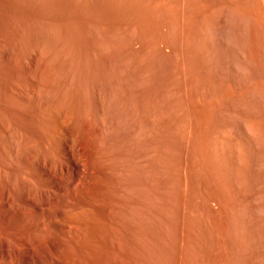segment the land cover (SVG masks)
<instances>
[{"label":"bare ground","instance_id":"bare-ground-1","mask_svg":"<svg viewBox=\"0 0 264 264\" xmlns=\"http://www.w3.org/2000/svg\"><path fill=\"white\" fill-rule=\"evenodd\" d=\"M3 1V0H2ZM1 1V2H2ZM5 1V0H4ZM9 1V0H8ZM7 1V2H8ZM16 1V0H15ZM23 0H21V2H22ZM25 1V0H24ZM28 2H29V0H27ZM34 1V0H33ZM38 1V0H37ZM40 1V0H39ZM52 1V0H51ZM59 1V0H58ZM73 0H71L70 2H72ZM77 1V0H76ZM82 1V0H81ZM88 1H90V0H88ZM104 1V0H103ZM105 1H107V2H109L110 3V5H111V2L110 1H108V0H105ZM111 1H114V0H111ZM117 1V0H116ZM120 1V0H119ZM118 1V2H119ZM130 1V0H129ZM129 1H127V2H129ZM133 1V0H132ZM137 1V0H136ZM135 1V2H136ZM144 1V0H143ZM151 0H146L145 2H150ZM155 1H157V0H155ZM166 1V0H165ZM164 1V2H165ZM173 1V0H172ZM190 0H188V2H189ZM201 1V0H200ZM204 1V0H203ZM210 1V0H209ZM212 1V0H211ZM219 1V0H218ZM239 2H240V0H238ZM241 1H244V0H241ZM246 1L247 0H245V3H246ZM248 1H252V0H248ZM260 1V0H259ZM259 1H257V2H259ZM11 2V1H10ZM28 2H26V3H28ZM43 2H46V0L45 1H43ZM48 2V1H47ZM60 2H61V0H60ZM67 1H65V3H66ZM79 2H80V0H79ZM78 2V3H79ZM122 2V1H121ZM120 2V3H121ZM124 2H126V1H124ZM123 2V3H124ZM126 2V3H127ZM131 2V1H130ZM138 2H139V0H138ZM142 2V1H141ZM159 2H161L160 0H158V3ZM163 2V3H164ZM167 2V1H166ZM165 2V3H166ZM168 2H170L169 0H168ZM174 2H176V1H174ZM172 3V2H170V3H172V4H175V3ZM177 2H179V0H177ZM176 2V3H177ZM187 2V1H186ZM191 3H192V0L190 1ZM206 2H207V0H206ZM222 2V1H221ZM220 2V3H221ZM225 2V1H224ZM230 2H232V1H230ZM234 2V1H233ZM254 2H256L255 0H254ZM4 3H6V1L5 2H3V4L2 5H4ZM13 3V2H12ZM12 3H10V4H12ZM55 3V2H54ZM59 3V2H58ZM54 4V5H58L59 6V4H61L62 5V3H63V1H62V3H59V4ZM69 3V2H68ZM74 3V2H73ZM77 3V2H76ZM78 3H77V5H78ZM82 3V2H81ZM84 3H85V1H84ZM86 3H88L87 1H86ZM89 3H91V6H92V4L94 5V6H97L98 7V1L96 2V0H95V2L93 1V3H92V1H90ZM88 3V4H89ZM103 3V2H102ZM113 3V2H112ZM132 3V2H131ZM143 3L144 2H142L141 4L143 5ZM153 3H155V2H153ZM169 3V4H170ZM181 3H183V1L182 2H180V4ZM190 3V4H191ZM195 3V2H194ZM193 3V4H194ZM200 3V2H199ZM198 2H197V4L196 5H198L199 4ZM212 3H214V2H212ZM217 3V2H216ZM226 3H228V2H226ZM226 3H224V4H226ZM235 3H236V0H235ZM234 3V4H235ZM16 4V3H15ZM22 4H24V3H22ZM31 4V3H30ZM34 5H36L35 3H33ZM32 4V5H33ZM50 4V3H49ZM53 4V3H52ZM83 4V3H82ZM82 4L80 5V6H82ZM99 4H100V2H99ZM105 4V3H104ZM103 4V5H104ZM108 4V3H107ZM114 4H116V3H114ZM119 4V3H118ZM117 4V5H118ZM125 4V3H124ZM136 4V3H135ZM150 4V3H149ZM167 5H168V3H166ZM178 5H176V9H177V6H179L180 7V5H179V3H177ZM184 4V3H183ZM186 4V3H185ZM188 4V3H187ZM186 4V6L185 7H188V5ZM189 4V5H190ZM203 4H205V2L203 3ZM202 4V5H203ZM210 4L211 3H209V6H210ZM215 4V3H214ZM224 4H223V7H224ZM237 4H239L238 2H237ZM246 4H249V3H246ZM251 4L252 5H254V3H252L251 2ZM259 4V3H258ZM258 4H256L255 3V5H257L258 6ZM261 6H259V7H261L260 9H261V13H262V16H261V14L260 13H258V14H260V15H258V16H261L262 18L260 19V20H262V22H261V24H262V26H261V24L259 25V26H261V31L262 32H258V34L260 33L261 35V38L259 37V40H260V42H261V45H260V47L262 46V48H259V50L260 51H258L260 54H261V56L260 57H258L257 55L259 54H257V55H255L256 57H252L251 56V58L252 59H250V62L248 63V62H246V64H248V69L246 70V73L244 74V72H245V70H244V72H241L240 71V69H241V67H240V69L238 70L239 71V73L237 72V68L239 67H237L236 66V64H234V62H232V64H234L235 66H236V69H234V70H236L235 72H237L236 74H235V76H234V74H231L230 73V78H232V79H230L231 80V82L232 83H230V84H225V87H226V85H230L229 87V92L227 93V91H226V93H225V90H224V92H222L221 91V88L224 86L223 84V86H221V88L219 89V87L218 88H216V87H214V85H212L213 83H215L216 82V80L214 81V82H212L213 81V79L215 78V76L214 75H216V77H218L217 76V74H212L213 75V77L212 76H210L209 74H211L210 73V71L209 70H205V68L209 65V64H211L212 63V60L210 59V61L209 62H207V59H206V56L204 57L205 59H206V62L207 63H209L208 65H206V64H203L204 65V67L202 68V64L201 63H203L202 61H204V59L203 60H200V61H198L197 63L195 62L196 60H194L193 61V58H192V56L190 57V56H188L189 58H185L184 59V57H183V59H184V64L186 65H184L183 63V66L182 65H179V66H182V69H183V67H188V70H191L192 72L190 73V75H192V73H193V75L192 76H194L193 77V81H197L196 82V84H199V86H201L200 87V89H198L197 90V88H199V86L196 88H194V90L196 89V91L195 92H191V93H189V94H191V95H189L190 96V98H192L193 97V99H192V102L194 101V99L197 97V98H200L201 99V101H202V99H203V101H205V102H207V103H203V101L202 102H200V99H198L197 101L198 102H200V103H203V111H204V113H199V115L201 114H203V116L201 117V116H199L198 115V112H197V108H199V107H195V105H194V107H195V110L194 109H191L192 108V106H191V108H188V109H190V110H188L187 108H185V110H186V113H184L185 115H187L186 117L188 118V119H190L191 120V122H182L183 120H184V114H183V116H182V114H181V116H182V118H180L179 119V121H181V122H178V119H177V117H176V119H175V121L177 122H174L173 124H171L173 121H170V117L169 118H167L166 117V119H169L168 121L169 122H167L166 124H164V122H166V121H164L163 119V124H164V126H162L161 124H157L158 123V120L157 119H154V118H151L152 116H153V114L155 113L156 114V112L158 111L159 112V110H158V107H160L159 109H162L161 108V106L162 107H164V106H166L165 104H163L162 105V103H160L159 101H158V99H159V97L157 96V95H155L156 94V92L158 91V90H164V88H162V89H160V86H163L164 87V84L163 85H161L162 84V81H161V84L159 85V89L157 90V88L158 87H156V85H154L155 86V88L153 87V89H155L154 91H153V89H152V93L150 92L151 91V89H149L150 91H148V92H150V93H148L147 92V90H146V86L145 87H143L144 86V84H143V88H145V91L147 92V94H145L146 92H144V90H142V88H141V90L143 91V93L141 92L140 93V99L139 100H135V102H137L136 104L138 105V104H140V107L139 106H136L137 108H141V111L142 112H146V113H148L147 114V116L145 117V116H143V118H147V120H146V123H145V121H143L144 122V125H143V123L141 122V124H139V125H133L134 123L133 122H131L132 123V126L134 127V129L132 128V130H131V128H129L131 131H132V133L131 132H129L128 130V132L129 133H127V134H125V133H123V134H125L124 135V137L126 138V139H130L129 141H127L125 138H124V140L122 139L123 137H121V139L124 141V143H125V145H126V142H130V141H133L132 139H134L135 141L134 142H136V139H137V137H139L141 134H143V132L146 130L147 132H144L145 134L146 133H148V134H146L147 135V137H145V135H143L144 136V138L146 139H148V140H145V141H143L144 143L146 142V144H144L145 146H146V148H145V146H144V148H145V150H143V151H140V153L139 152H137L138 150H137V147L138 146H133L132 148H134V147H136V155H133L134 153H132L133 152V150H132V154L131 155H129L128 154V152H127V154H125V155H123L124 153H126L125 151H127V148H126V150L123 152V151H121L120 150V152L122 153H120L119 151H118V149H117V151L119 152V155L117 156V154L115 155V151L113 150V149H116V148H112V147H114L115 145H113V146H111L110 147V145H112L111 144V142H106V144H109V146L108 145H104V143H103V141L101 142V141H99L98 140V138H97V140L98 141H95V143L97 142V144L96 145H98V144H100L99 146H97V147H95L96 149H94V150H96V151H94L93 149H92V147L91 148H89V146H87L88 145V142H85L87 139H86V137H90V136H93L92 134H94L93 132L95 131V128L93 129V127L92 126H89L91 129H93V132L91 133V131H90V133H86V132H88V131H85V133L87 134V136H85L86 134L84 133V138H85V140L84 141H81V140H83L84 138H83V135L82 136H80V134L81 133H83L84 131L80 128V131H83V132H77V131H72L71 129L72 128H74L75 129V127L74 126H72L71 128H70V125H69V127H68V124L69 123H71L72 121H74V120H76V116H75V114L77 115V113H75V112H77V110L74 112L73 111V108H72V105L71 106H69L70 108H72V112H71V110H70V108H68V109H66L67 111L65 112V113H62V112H64L65 111V107L64 108H62V112L61 113H59L57 110H56V108L55 107H58V105L57 106H55L56 105V103L54 102V106L52 105V103L50 104V107H51V105L53 106L52 108H51V111H48V108L47 107H45V108H47V110H45V111H43V113H46V119L48 120V121H46L45 119H43V118H45V117H43V116H41V117H43V118H41L40 116V119H42V121L43 120H45V121H43V126H45V128L46 127H48L47 129H45V128H41L40 126V124H41V122L40 121H38L37 123H39V125L37 126V127H32L31 125L32 124H30V122H29V124H30V126H31V130L33 131V128L35 129L34 131H36V133L37 134H39V133H43V135H46L47 137L45 138V136L42 138L43 140H41L40 139V141H43V142H41L40 143V145L37 143V141H36V144H37V146H36V144H35V146L36 147H32V148H30L31 149V153H28L27 155H29V156H27L26 154V156L23 158L21 155V157L23 158H21L22 159V161H21V163H18V165L16 164V159H14L16 162H14V160H13V157H15L14 155H13V151L12 152H10V149H9V151H7V147H4L5 145V143H9L8 141H10V143L12 142L14 145H17V143L18 142H16V144H15V140H13V139H15L17 136H15V138H12L13 136H11V133H10V131H9V128H10V122L8 121V120H10V119H7V118H9L10 116H8L7 118L5 117H1L3 120H1V118H0V144H1V142H2V145H0V264H47L46 262H45V260L44 259H51V261L55 258H53V255L55 254V255H57L58 256V258H59V256L61 257V258H63L62 259V261H64V260H66L67 259V257H68V259L71 257H76L78 260H80L81 261V263H82V261H84V262H86V261H88V262H90L91 264H100V263H102V264H104V263H106L107 262V260L109 261V259H110V261L111 260H113L114 259V257L115 256H121L122 258H123V260L124 259H126V260H131L132 262L131 263H133V262H136V264L138 263V261L140 262V261H142L143 259H144V261H145V263H147L146 262V258L145 257H147L148 258V260H150V261H148L149 263H147V264H166V263H170V264H264V0H261ZM6 5V4H5ZM40 5H42V4H40ZM47 4H45V6H46ZM54 5H52L53 6V8L54 7H57V6H54ZM64 5V4H63ZM62 5V6H63ZM72 5V4H71ZM70 5V6H71ZM85 5V4H84ZM87 5V4H86ZM102 5V6H103ZM119 5H121V4H119ZM123 5V4H122ZM129 5H130V3H129ZM128 5V8L130 7ZM144 5H146V3L144 4ZM156 5H158V4H155V5H153V7L155 8L156 7ZM196 5H194L193 6V9H192V6H191V8H184V7H181V8H184L185 10H190V12L191 11H193L194 9H195V6ZM206 5H208V4H206ZM206 5H205V7H206ZM219 4H217V6H218ZM221 5H222V3H221ZM230 4H228V6H226L228 9H230V6H229ZM236 5V4H235ZM235 5H233L232 4V6L234 7ZM241 5V4H240ZM239 5V6H240ZM242 5H243V3H242ZM245 5V4H244ZM250 5V4H249ZM12 6H14V5H12ZM11 6V7H12ZM19 5H17V7H18ZM27 6V10H29V8H31V7H34V8H31V10L33 9V11H34V9H35V7L36 6H28V4L26 5ZM26 6H24V7H22V10H25V8H26ZM38 6V5H37ZM52 6H50V8H52ZM61 6V7H62ZM69 6V7H70ZM79 6V7H80ZM87 6H89V7H91L90 6V4L89 5H87ZM100 7H101V4L99 5ZM106 6V5H105ZM112 6V5H111ZM137 6H139V5H137ZM151 6V5H150ZM159 6V5H158ZM161 6H165V4L164 5H162L161 4ZM170 6H171V4H170ZM173 6H175V5H172V7ZM200 6V5H199ZM204 6V5H203ZM208 6V7H209ZM211 6H213L212 4H211ZM211 6L209 7L210 9H209V11L211 10ZM216 6V7H217ZM220 6V5H219ZM257 6H255V7H257ZM2 8H3V6H1ZM11 7H9V5L7 4V7L6 8H8L9 10H10V8ZM15 7V6H14ZM17 7H16V9H17ZM39 7V6H38ZM42 7V6H41ZM60 6H59V8L58 9H60L61 8ZM65 7H67L68 8V5L67 6H65L64 5V7H62L60 10H59V13L61 12V10H63L62 12L64 13V11H67V13H71L70 15V17H74L72 14H74V13H77V14H74L75 16L77 15V17H79V13L76 11H73V9H75L73 6H71V7H73V8H70V10H68L67 8L66 9H64ZM84 7V6H83ZM96 7V8H97ZM100 7H98V10H99V8ZM110 7V6H109ZM108 7V8H109ZM112 7H115V6H112ZM119 7V6H118ZM125 7V6H124ZM196 7H198V6H196ZM205 7H203V10L205 9ZM207 7V8H208ZM214 7H215V5H214ZM221 7V6H220ZM222 7V8H223ZM238 6H236V8H237ZM13 8V7H12ZM19 8H21V7H19ZM43 8H45V7H43ZM57 8H54L52 11H54L55 9V11L57 12L58 10H57ZM78 8V7H77ZM85 8V7H84ZM91 8H94L93 6L91 7ZM95 8V9H96ZM103 8H105L106 9V7H103ZM126 8V7H125ZM132 9H133V7H131ZM134 8H135V5H134ZM152 8V7H151ZM153 8V9H154ZM160 8V9H159ZM162 7H156V10L157 9H159V11L161 10H163L165 7H163L162 9H161ZM171 8V7H170ZM169 8V9H170ZM199 8V7H198ZM207 8H206V10H207ZM218 8V7H217ZM232 8V7H231ZM236 8H234V10L235 11H237L236 10ZM239 8V9H238ZM237 9L240 11V9H241V7H238ZM246 8V7H245ZM251 8V7H250ZM249 8V9H250ZM1 9V8H0ZM4 9V8H3ZM15 9V8H14ZM46 9H47V7H46ZM45 9V10H46ZM72 9V10H71ZM83 9V8H82ZM90 9V8H89ZM94 9V10H95ZM110 9V8H109ZM108 9V11H110ZM114 9H116V8H114ZM118 10H120V8H117ZM127 9V8H126ZM126 9H124V10H126ZM130 9V8H129ZM132 9H130V10H132ZM136 9V8H135ZM148 11H149V9L148 8H146ZM152 9V10H153ZM173 9V8H172ZM172 9L171 10H168L169 12L170 11H172ZM202 9V8H201ZM200 9V10H201ZM244 8L242 7V10H243ZM7 10V9H6ZM12 10V9H11ZM10 10V11H11ZM19 10V9H18ZM31 10H29V11H31ZM37 10V12L40 10L39 8H37L36 9ZM36 10H35V13H33L32 11H31V13H33V15H34V17L35 16H37V15H35V14H38L40 17H41V11L43 10L42 8H41V15L39 14V13H36ZM76 10V9H75ZM78 10H80L79 8H78ZM85 10H86V8H85ZM112 10H113V8H112ZM112 10H111V13H112ZM124 10H121V11H123L122 12V14H125L126 15V13H127V15H126V17L128 16V13H130V12H128V9L126 10L127 12H125ZM151 10V11H152ZM155 10V9H154ZM165 10H166V8H165ZM184 10V12H186ZM197 10H199V9H197ZM199 10V11H200ZM214 10V9H213ZM216 10V9H215ZM214 10V11H215ZM218 10H219V8H218ZM217 10V11H218ZM220 10H222V9H220ZM242 10H241V12H240V14L242 13ZM251 10V9H250ZM250 10H248V9H246V11H250ZM253 10V9H252ZM256 8H255V12H256ZM5 11V10H4ZM15 11V10H14ZM21 11V10H20ZM19 11V12H20ZM26 11V10H25ZM24 11V12H25ZM29 11H27L26 13H28V15L30 14L29 13ZM46 11H47V13H46ZM45 12H43V15H46V14H49L48 16L52 19V17H53V19H54V17L56 16V14H58V13H56V12H54V13H56L55 15L53 14V12L50 10L49 11V9L48 10H46ZM88 12H89V10H87ZM113 11H115V10H113ZM120 11V12H121ZM136 11H137V9H136ZM135 11V12H136ZM139 11V10H138ZM137 11V12H138ZM141 11V10H140ZM140 11H139V13H138V15L140 14ZM143 11V10H142ZM168 11H165V13H167ZM178 11V10H177ZM181 11V10H180ZM180 11H178L181 15H182V12H180ZM182 11H183V9H182ZM198 11V12H199ZM205 11V10H204ZM223 11H224V8H223ZM222 11V12H223ZM231 11H232V9H231ZM0 12L2 13L3 12V10L1 11L0 10ZM16 13H17V11H15ZM15 12H13V13H15ZM48 12H50V13H52V17H51V15H50V13H48ZM61 12V13H62ZM100 12L102 13V11L100 10ZM125 12V13H124ZM132 12L134 13V9L132 10ZM131 12V13H132ZM136 12V13H137ZM147 12V11H146ZM153 12V11H152ZM157 12V11H156ZM155 12V13H156ZM168 12V13H169ZM173 12H175V11H173ZM197 12V13H198ZM211 12V11H210ZM221 11L220 12H218V13H220V15L219 16H221V13H222ZM227 12V11H226ZM229 13H230V11H228ZM251 12V11H250ZM6 13V15H7V13H10L9 11H6L5 12ZM4 13V14H5ZM26 13H19L20 14V16L21 15H23V14H25L24 16H26ZM62 13V14H63ZM66 13V12H65ZM82 14H81V16H82V18L84 17V16H86V18H84V20L86 19L87 20V18H88V16L86 15V14H88V13H86V14H84V16H83V12H81ZM92 13H93V11H92ZM95 13V12H94ZM104 13V12H103ZM102 13V15L101 16H103L104 14ZM107 13H109V12H107ZM110 13V14H111ZM118 12H116V14H117ZM130 13V14H131ZM142 13V12H141ZM158 14H159V12H157ZM162 13V12H161ZM164 13V14H165ZM193 14H192V16H194V14H195V16L194 17H191L192 19L193 18H195V20H192V21H188L189 19H191L190 17H186V18H184L183 20L185 21V19H188V20H186L185 22H186V25H187V22H188V24L191 26H184L183 28H181L182 27V25H184L183 24V20H181V23H182V25H180V23L179 22H177L179 25V32H180V34L179 35H182L183 36V39L185 38H187L186 39V42L187 41H189L188 43H192L193 44V46L191 47L192 49H193V47L195 48V46L196 47H198V48H196L197 50L199 49V47H200V50H201V48L203 47L204 48V43L206 42H204L203 43V41H204V39L203 38H205V37H202L201 35H202V32H200V34L201 35H199V31L198 32H196L195 33V29H199V28H196L194 25H196L197 23L198 24H202V23H199V22H202L203 21V23L205 22V20L203 19V20H201L202 19V17L204 18L205 17V15L206 14H204V16H202V14L203 13H207V12H199V14H196L195 13V11H193L192 12ZM202 13V14H201ZM232 13V15L233 14H235L234 13V11L233 12H231ZM230 13V14H231ZM237 13H238V11H237ZM236 13V14H237ZM243 13L244 14H246V15H248L247 13H245L244 12V10H243ZM12 14V11H11V13L9 14V15H5V16H3V18L5 17V19L6 20H10V18H8L10 15ZM62 14H60V15H62ZM96 14V13H95ZM109 14V15H110ZM113 14V13H112ZM121 14V15H122ZM135 14V13H134ZM143 14H147V13H144L143 12ZM163 14V13H162ZM173 14V13H172ZM185 14V16H188V15H186V13H184ZM183 14V15H184ZM187 14H191V13H188L187 12ZM201 14V15H200ZM215 14H217V13H215ZM215 14H213V15H215ZM229 14V15H230ZM235 14V15H236ZM240 14H237L236 15V17H234V19L235 18H237V17H241V16H244V15H240ZM252 14H254V12H252ZM14 14H12V16H13ZM16 15V14H15ZM13 16V18L14 19H16V18H18V16L16 17V16ZM32 15V14H31ZM32 15V16H33ZM42 15V16H43ZM59 14H58V17L56 16V19L58 18L59 19V16H60ZM100 15L98 16V13L96 14V16H97V18L98 17H100ZM105 15H106V13H105ZM109 15H107L106 17L107 18H109L108 16ZM113 15H115V14H113ZM118 15V14H117ZM120 15V16H121ZM135 15H137V14H135ZM141 15V17L143 16L142 14H140ZM140 15H139V17L138 18H140ZM149 15V14H148ZM160 15V14H159ZM175 15V14H174ZM199 16V18H200V16H202L201 17V19H200V21H199V19L197 18L198 16ZM207 15H209V14H207ZM227 15H228V13H227ZM234 15V16H235ZM240 15V16H239ZM245 15V16H246ZM250 15H251V13H250ZM256 15V14H255ZM256 15V16H257ZM2 16V15H1ZM19 16V17H20ZM30 16V15H29ZM29 16H27V17H29ZM31 16V19L32 20H36L35 22H34V27H36L35 25H37V23L40 21V22H42L43 23V25H45V23H46V18H47V16H46V18H45V21H43L42 20V18L43 17H45V16H43L40 20H39V18L37 17V19H36V17H35V19H33L34 17H32ZM66 16L68 17L69 15H67L66 14ZM81 16H80V19H81ZM90 16V15H89ZM93 16H95V15H93ZM111 16V15H110ZM123 16V15H122ZM121 16V17H122ZM132 16V15H131ZM153 16H155V15H153ZM168 16V15H167ZM166 16V17H167ZM191 16V15H190ZM210 16V15H209ZM216 16V15H215ZM214 16V17H215ZM231 16V15H230ZM11 17V16H10ZM16 17V18H15ZM22 18H23V16H21ZM61 17V16H60ZM64 17H65V14H64ZM63 16H62V18H61V20L64 18ZM114 17H117V16H114ZM133 17H134V15H133ZM133 17H132V20H133ZM136 17V16H135ZM169 17V16H168ZM167 17V20H169L171 17H169L168 18ZM174 18H175V16H173ZM172 17V21L171 22H173V24L177 27V24L176 23H174V21H176V20H178L177 18H176V20L174 19ZM176 17H179V16H177V14H176ZM211 17H212V15H211ZM218 17V16H217ZM216 17V18H217ZM223 17H225L226 18V16H224V12H223ZM232 17V16H231ZM230 17V18H231ZM248 17V16H247ZM250 17V16H249ZM254 18H255V16H253ZM253 17H252V19H253ZM12 18V17H11ZM13 18L11 19V20H13ZM26 18V17H25ZM21 19L23 22L22 23H24V20H27V19H29V18H26V19ZM112 18H113V16H112ZM120 18V17H119ZM124 18H125V16H124ZM128 18V17H127ZM131 18V17H130ZM146 19V16H144L143 17V19ZM154 18V17H153ZM159 18H160V16H159ZM162 18V17H161ZM165 18V17H164ZM220 18H222V17H220ZM227 18H229V17H227ZM260 18V17H259ZM31 19H29V20H31ZM52 19V20H53ZM66 19H68V18H66ZM73 19V18H72ZM74 19H77L76 17H74ZM80 19L78 18V21H80ZM90 19H92L91 17H90ZM106 19V18H105ZM121 19H123V18H121ZM140 19H142V18H140ZM142 19V20H143ZM145 19H144V22H145ZM157 19H158V17H157ZM163 19V18H162ZM166 19V18H165ZM181 19V18H180ZM179 19V20H180ZM196 19L198 20L197 22H195L196 21ZM208 19V18H207ZM206 19V21L208 22V20ZM212 19H213V17H212ZM231 19H233V18H231ZM241 19V18H240ZM247 20L249 19V18H246ZM246 19H242V20H246ZM252 19L251 20H249L250 22H248V23H251V21H252ZM257 19H258V17H257ZM4 20V19H3ZM5 20V21H6ZM8 20V21H9ZM17 20H19L20 21V19H17ZM29 20H27L26 22L30 25H28L27 23L25 24V26L27 25V27L25 28V29H27L28 28V26L29 27H31V24H32V27H33V23H32V21H29ZM55 20V19H54ZM54 20H53V22L51 21V20H47V22L48 21H50V22H48L46 25L48 26V24L49 25H51L50 26V28L51 27H53V26H55V28L53 27V28H51L52 30L54 29V31H51L50 30V32H52V34L56 31V29H57V31H59V32H57V33H54V34H59L60 33V31L62 32V34L61 35H63V31H66L67 29H66V27H60V26H62V25H60V23L61 22H59V20H58V22H59V24L58 23H56V21H55V23H54ZM63 20H65V18L63 19ZM62 20V21H63ZM102 20V19H101ZM103 20H104V18H103ZM111 20H113V19H111ZM110 20V21H111ZM118 20V19H117ZM125 20V19H124ZM135 20V19H134ZM150 19H148V23L152 20H150ZM171 20V19H170ZM178 20V21H179ZM216 20H218V19H216ZM237 19H235V21H236ZM254 20V19H253ZM260 20H258V21H260ZM14 21V20H13ZM38 21V22H37ZM69 21H72V20H69ZM75 21V20H74ZM74 21H72V22H74ZM77 21V22H78ZM81 21H82V19H81ZM98 22H99V20H97ZM97 21H96V23H95V25H97ZM105 21V20H104ZM109 21V22H110ZM114 22H115V20H113ZM123 21V20H122ZM127 21V20H126ZM137 21H138V19H137ZM141 21V20H140ZM146 21H147V19H146ZM155 21V20H154ZM153 21V23H156V21L154 22ZM162 21V20H161ZM183 21V22H182ZM221 21H223V20H221ZM226 21V20H225ZM225 21H224V23H225ZM255 21V20H254ZM257 21V20H256ZM258 21H257V23H258ZM10 22V21H9ZM21 22V21H20ZM52 22V23H51ZM63 22H65V21H63ZM63 22H62V24H63ZM72 22H69V23H72ZM95 22V21H94ZM94 22H92L91 24L93 25V23ZM103 22V21H102ZM108 22V21H107ZM108 22V23H109ZM112 22V21H111ZM110 22V24H106V25H108V26H110L112 23ZM113 22V23H114ZM136 22V21H135ZM143 22V21H142ZM158 22H159V20H158ZM171 22H169V23H171ZM184 22V23H185ZM213 22V21H212ZM4 23H6V22H4ZM15 23V22H14ZM31 23V24H30ZM36 23V24H35ZM41 23V24H42ZM51 23V24H50ZM67 23V22H66ZM75 23V22H74ZM73 23V24H74ZM83 23V22H82ZM88 23L90 24V21H88ZM116 23V24H115ZM114 24H115V26L116 27H114V28H112L113 26H114V24H112L111 26V28H112V30H111V32H113L114 33V31H115V33H114V35L116 34V30H117V28L118 27H121V26H118L117 27V25H123L122 23H124V22H119L118 24H117V22H115ZM127 23H129V22H125V24H127ZM134 23V22H133ZM132 23V24H133ZM139 23V22H138ZM137 23V24H138ZM163 23V22H162ZM162 23H161V25H162ZM165 24H166V20H165V22H164ZM193 23H196V24H193ZM210 23V22H209ZM216 23V22H215ZM223 23V22H222ZM223 23V24H224ZM227 23V22H226ZM237 23H239V21L237 22ZM242 23H245L246 24V22H242ZM248 23L246 24V25H248ZM254 24L256 23V22H253ZM2 24V23H1ZM11 24H13V22L11 23ZM17 24V23H16ZM39 25H41L40 23H38ZM55 24V25H54ZM56 24H58V25H60V26H58V25H56ZM73 24H69L71 27H72V25ZM76 24V23H75ZM86 24V23H85ZM85 24H82L83 26L85 25ZM100 24V23H99ZM99 24H98V26H99ZM135 24V23H134ZM152 24V23H151ZM158 24V23H157ZM160 24V23H159ZM158 24V25H159ZM167 24H168V21H167ZM166 24V25H167ZM192 24V25H191ZM220 25H221V23H219ZM234 24V23H233ZM236 24V23H235ZM239 24H241V21H240V23ZM254 24H253V26H252V24L250 25V27L252 26V27H255L254 26ZM5 26L4 27H6V25L8 26V24H4ZM10 25V24H9ZM43 25H41V26H38V27H40V28H42V26ZM53 25V26H52ZM68 25V23H67V25L66 26H69ZM77 25V24H76ZM76 25H73V27L74 26H76ZM79 25H80V22H79ZM79 25H77L75 28L77 29H74L73 27L71 28V29H73V30H75V31H78V28L81 26H79ZM88 25V24H87ZM91 25V26H92ZM101 25H104L105 26V24H103V23H101ZM139 25V24H138ZM146 24H144V25H142V27H144ZM154 25V24H153ZM152 25V26H153ZM156 25V24H155ZM164 25V24H163ZM165 25V26H166ZM170 25V24H169ZM168 25V26H169ZM203 25V24H202ZM202 25H200V27L202 26ZM209 25V24H208ZM210 25H212L211 23H210ZM220 25H219V27H220ZM227 25H229V24H227ZM236 25H238V24H236ZM1 26V25H0ZM14 26H16V25H14ZM14 26H9L10 28H12V27H14ZM46 26V27H47ZM56 26H57V28H56ZM64 26V25H63ZM79 26V27H78ZM86 26V25H85ZM84 26V27H85ZM91 26H90V28H91ZM125 27H126V25H124ZM121 27L120 29L122 30V28H123V30H124V28L125 27ZM128 26V25H127ZM136 26V25H135ZM135 26L133 27V29L132 30H134V28H135ZM140 26V25H139ZM148 26V25H147ZM167 26V27H168ZM195 27V28H193L194 30H193V33H192V27ZM198 26V25H197ZM204 26V25H203ZM206 26V25H205ZM215 26V28H216V26L217 25H213V27ZM222 26V25H221ZM232 26L233 25H231L230 27L232 28ZM256 26H258V25H256ZM19 27H21V26H19ZM46 27H43L44 29H46ZM49 27V26H48ZM48 27H47V29H48ZM58 27H60L61 28V30H60V28H58ZM78 27V28H77ZM106 27V29H107V26H105ZM104 27V28H105ZM129 27V26H128ZM131 27V26H130ZM151 27V26H150ZM155 27H157V26H155ZM154 27V28H155ZM169 27H171V26H169ZM175 27V28H176ZM189 29H191V31L190 30H188V28ZM208 27H211V26H208ZM212 27V28H213ZM234 27V26H233ZM238 27H239V25H238ZM243 28L244 26H240V28ZM246 27V26H245ZM250 27H247V29H249ZM251 27V28H252ZM15 28V31H17L18 29H21V28H17V30H16V27H14ZM63 28H65L66 30H64ZM68 28V30H69V28L70 27H67ZM92 28H94V27H92ZM100 28V27H99ZM99 28H97V29H99ZM101 28L102 29H104L103 28V26H101ZM116 28V29H115ZM127 28V27H126ZM136 28H138V26H136ZM147 28V27H146ZM146 28H144V30H146ZM157 28H160L161 29V26L160 27H157ZM156 28V29H157ZM173 28V27H172ZM175 28H174V31H175ZM204 28V27H203ZM214 28V29H215ZM222 28V27H221ZM225 28H226V26H225ZM224 27L222 28V32H224L223 30L225 29ZM229 27H227V29H228ZM257 28H260V27H257ZM257 28H256V30H257ZM7 29V28H6ZM5 29V30H6ZM13 29V28H12ZM24 29V28H23ZM33 29H36V28H33ZM32 29V30H33ZM63 29V30H62ZM85 29H86V27H85ZM88 29V28H87ZM86 29V30H87ZM106 29H104L105 30V32H108V33H106V34H108V36H109V32H110V29L109 30H107L106 31ZM114 29V30H113ZM129 29V28H128ZM127 29V30H128ZM149 29V28H148ZM151 29V28H150ZM160 29H157V30H160ZM165 29H166V27H165ZM168 29V28H167ZM166 29V30H167ZM177 28H176V30H178ZM204 29H206L207 30V28L205 27ZM220 29V28H219ZM235 29H236V27H235ZM235 29L233 28L232 29V31L234 30L235 31ZM254 29V28H253ZM2 30H4V29H2L1 28V30H0V32L2 31ZM5 30L3 31V32H5ZM9 30V29H8ZM7 30V31H8ZM31 29L29 28V31H30ZM37 30V29H36ZM42 30V29H41ZM49 30V29H48ZM72 30V31H73ZM80 31H81V29H79ZM86 30L84 31V32H86ZM92 30V29H91ZM94 31H95V29H93ZM92 30V31H93ZM101 30V29H100ZM118 30H119V28H118ZM118 30H117V32H118ZM120 30V31H121ZM130 30V29H129ZM137 30V29H136ZM136 30H134L135 32H136ZM141 30H142V28H141ZM154 29H153V27H152V31H153ZM156 30V31H157ZM170 30V28L167 30V31H169ZM200 30H202V27H201V29ZM206 30H204L203 32L204 33H206ZM208 30H210V28L208 29ZM207 30V31H208ZM213 30V29H212ZM218 30V29H217ZM229 30H230V28H229ZM228 30V31H229ZM242 30V29H241ZM245 30V29H244ZM255 30V29H254ZM253 30V31H254ZM19 31V30H18ZM24 32H26V34L28 33V34H31V32H34V30L33 31H31L30 33L28 32V29L25 31V30H23ZM22 31V32H23ZM38 31V30H37ZM71 31V32H72ZM79 31V32H80ZM97 31V30H96ZM95 31V32H96ZM131 31V30H130ZM137 31H139V29L137 30ZM150 30H148V32H149ZM156 31H155V33H156ZM161 31V30H160ZM165 30H164V28H163V31L162 32H164ZM171 31V30H170ZM172 31H173V29H172ZM174 31L172 32L173 34H174ZM188 31H190L191 33H189ZM221 31V30H220ZM226 31V30H225ZM232 31H230V32H232ZM245 31H248V30H245ZM260 31V30H259ZM21 32V31H20ZM23 32V33H24ZM40 32V31H39ZM49 32V31H48ZM70 32V31H69ZM126 32V31H125ZM124 32V34H127V33H125ZM132 32V31H131ZM143 32V31H142ZM210 32V31H209ZM213 32V31H212ZM215 32V31H214ZM229 32V33H230ZM235 32H237V30L235 31ZM240 32V31H239ZM239 32H237V33H239ZM250 32V31H249ZM248 32V33H249ZM251 32H252V29H251ZM251 32H250V34H251ZM256 33H257V31H255ZM13 33H16V32H13ZM46 33V32H45ZM77 33V32H76ZM75 33V34H76ZM89 33V32H88ZM98 33V32H97ZM123 33V32H122ZM121 33V34H122ZM134 33V32H133ZM132 33V34H133ZM152 33V32H151ZM154 33V34H155ZM161 33V32H160ZM159 33V34H160ZM169 33V32H168ZM196 35H195V34ZM225 33V32H224ZM7 34H10V32L8 33L7 32ZM19 34V33H18ZM21 34V33H20ZM40 34H42L41 32L38 34V32H34V35L32 34L30 37L29 36H26L25 35V33H24V35H22V36H26V38H23V39H26V42L23 40V42L24 43H26V44H28L29 43V41L30 40H33L32 42L33 43H35V41H36V43H38V44H36V45H38V47H36V45H34V44H32V42L30 41V43H31V45L33 46V48H34V50L32 49V47L30 48L29 46H31V45H29L28 44V46L26 45V44H22V45H25L26 47H29L30 49H32V51H35L37 48H38V50H39V46H47L48 44H50L49 42H51L52 41V43H51V45H53V39L51 40V41H49L50 40V38L48 39V37H46L47 39V41H49L48 43H47V45H46V41H45V39H43L45 36L43 35V37L41 36V38H42V40L40 39ZM47 34V33H46ZM50 34V33H49ZM49 34H47V35H49ZM65 34H69L70 35V33H68V32H66V33H64V35ZM74 34V35H75ZM91 34V33H90ZM92 34H93V32H92ZM105 33H104V36L106 35ZM120 34V33H119ZM118 34V35H119ZM121 34H120V37H121ZM124 34H122L123 36H122V39L123 40H121V41H124L125 40V35ZM131 34V33H130ZM129 34V31H128V35H130ZM132 34H131V36H132ZM136 34V33H135ZM139 34H140V32H139ZM138 34V35H139ZM144 34H145V31H144ZM144 34H142V35H144ZM153 34V35H154ZM175 34H178V32L177 31H175ZM192 34H194V35H192ZM210 34V33H209ZM209 34H207V35H209ZM211 34H213V33H211ZM211 34L209 35V36H211ZM223 34V33H222ZM235 34V33H234ZM244 34V36L243 37H245V34L246 33H243ZM242 34V35H243ZM254 34V33H253ZM252 34V35H253ZM257 34V35H258ZM2 35H3V33H2ZM2 35H0L1 37H2ZM5 35V34H4ZM11 36H12V34H10ZM9 35V36H10ZM15 35V34H14ZM36 35L38 36V38L37 39H39V40H34V39H32L33 37H36ZM72 35V34H71ZM71 35L68 37L69 39H71ZM88 35V34H87ZM101 35V34H100ZM100 35H97V36H100ZM117 35V36H118ZM134 35V34H133ZM146 35V34H145ZM144 35V36H145ZM170 35V34H169ZM178 35V36H179ZM218 34H216V36H217ZM220 35V34H219ZM218 35V36H219ZM226 35H227V32H226ZM239 35H240V33H239ZM241 35V36H242ZM248 36H250L249 34H247ZM246 35V36H247ZM250 36L251 37V39H252V37L253 36ZM11 36L9 37V38H11ZM17 36V35H16ZM22 36H20V37H22ZM53 36V35H52ZM78 36L80 37V34H78ZM81 36H82V34H81ZM90 36V35H89ZM89 36H88V38H89ZM95 36V35H94ZM103 36V35H102ZM108 36L106 37H103V39H106L108 42H109V40H108ZM135 36V35H134ZM149 36H150V38H152L151 37V35H150V32H149V35H148V38H149ZM158 36V35H157ZM160 36V35H159ZM168 36V34H166V37ZM171 36V35H170ZM175 36V35H174ZM173 36V37H174ZM212 36H214V35H212ZM221 36V35H220ZM225 36V35H224ZM232 36V38H229L230 40H232V39H234V37H233V35H231ZM235 36L237 37L238 36V34L236 35L235 34ZM247 36V37H248ZM6 37H8V36H6ZM18 37V36H17ZM17 37H16V39H17ZM31 38L29 41H28V39L29 38ZM54 37V36H53ZM59 37V36H58ZM61 37V36H60ZM64 37H66V35L65 36H63V39H64ZM66 37V38H67ZM76 37V39L75 40H78L77 39V36H75ZM92 37V36H91ZM90 37V38H91ZM110 37V36H109ZM113 37V36H112ZM128 37H130V36H127L126 38H128ZM133 37V36H132ZM139 37H140V35H139ZM147 37V36H146ZM146 37H141V38H146ZM165 37V36H164ZM164 37H162V39L160 40V43H163L164 45H168V38H169V36L165 39ZM176 37V36H175ZM215 37V36H214ZM213 37V38H214ZM223 37V36H222ZM254 37H256V36H254ZM57 38V37H56ZM111 38V37H110ZM109 38V39H110ZM116 36L114 37V40H115V45H116ZM118 38V37H117ZM131 38V37H130ZM134 38H136V37H134ZM140 38V39H141ZM164 38V39H163ZM170 38H172V36L170 37ZM177 38V37H176ZM180 38V37H179ZM212 38V39H213ZM224 38V37H223ZM227 36H226V39L224 40V41H226L227 42ZM2 39V38H1ZM4 39V38H3ZM13 39V38H12ZM12 39H10V40H12ZM21 39V38H20ZM19 39V40H20ZM36 39V38H35ZM61 39V38H60ZM83 39H84V36H83ZM83 39L82 40H78V42L80 43V41H83ZM100 39V38H99ZM103 39L101 40V41H103ZM113 38H111V40H112ZM119 39H121V38H119ZM119 39H117V40H119ZM136 39H138V38H136ZM139 39V40H140ZM147 39V38H146ZM154 39V38H153ZM156 39H158V38H156ZM172 39H174V38H172ZM203 39V40H202ZM206 39V38H205ZM209 39H210V37H209ZM215 39V38H214ZM213 39V40H214ZM218 39V38H217ZM217 39H215V40H217ZM220 40L222 39V38H219ZM237 39V41H238V38H236ZM239 39H242V38H240L239 37ZM244 39H246L247 40V38L245 37ZM250 39V40H251ZM254 39V38H253ZM7 40H8V38H7ZM14 40V39H13ZM41 40V41H40ZM57 40V39H56ZM68 40V39H67ZM67 40H66V42H67ZM85 40H87V38L85 39ZM92 40V42L94 41V39H90V41ZM97 40H98V38H97ZM128 40H129V38H128ZM149 40V39H148ZM147 40V41H148ZM178 40V39H177ZM181 40V39H180ZM214 40V41H215ZM223 40V39H222ZM258 40V39H257ZM257 40H254V43H255V41H257ZM5 41V40H4ZM17 41V40H16ZM40 41V42H39ZM43 41H45V42H43ZM59 41V40H58ZM58 41H56L59 45H60V43L58 42ZM105 41V40H104ZM135 42H136V40H134ZM143 41V40H142ZM144 41H146V40H144ZM143 41V42H144ZM146 41V44L148 43V45L151 43V41H152V43H153V40H150L149 42H147ZM174 41V40H173ZM176 41V40H175ZM174 41V42H175ZM182 42L181 43H183L184 42V40H181ZM207 41H208V38H207ZM236 41V42H237ZM240 41V40H239ZM248 41H249V39H248ZM253 41V40H252ZM1 42H3V41H1ZM15 42V41H14ZM13 41H11L10 43H14ZM28 42V43H27ZM43 43V44H45V45H42V44H40V43ZM70 42V41H69ZM84 42H86V41H84ZM87 42H89V40L87 41ZM96 42V41H95ZM106 42V41H105ZM111 42V41H110ZM118 42H120V40L118 41ZM130 42H132L131 40H130ZM155 42V41H154ZM170 42H171V39H170ZM177 42V41H176ZM211 41H209V44H212V42L210 43ZM229 42V41H228ZM242 42V41H241ZM244 42V41H243ZM250 43H251V41H249ZM248 42V43H249ZM259 42V43H260ZM57 43H54V45H56ZM74 44V42H73V40L70 42V46H71V48L74 46H72L71 44ZM83 43V42H82ZM98 43V42H97ZM113 43V42H112ZM111 43V44H112ZM121 43V42H120ZM125 43V42H124ZM126 43H127V41H126ZM132 43H134V42H132ZM159 43V44H160ZM178 43L181 45V43H180V41L178 40ZM232 43H233V41H232ZM1 44V43H0ZM5 44H7V43H5ZM9 44V43H8ZM7 44V45H8ZM76 44V43H75ZM86 44V43H85ZM90 44H92V43H90L89 42V46H90ZM94 44V43H93ZM98 44H100V43H98ZM104 44V43H103ZM103 44L101 45V46H103ZM105 44H107V43H105ZM123 44V43H122ZM135 44V43H134ZM142 44V43H141ZM144 44L145 43H143V47L145 48H139V53L137 54L136 52H135V50H133V53H136V56H137V61H136V63L135 62H133L132 60H133V58H131V56H130V59H131V62H133V63H135L134 65L137 67V65L139 64V66H140V68H141V65H142V61H141V64L139 63V60H144L145 59V61H143V64L145 65V66H147L146 65V63H144V62H147L148 61V58H147V56H149L148 54H146V50L150 47H148V48H146L145 46H144ZM174 44H176V43H174ZM178 44V45H179ZM186 44V43H185ZM184 44V45H185ZM202 44H203V46H202ZM206 44V43H205ZM209 44H206L207 45V47H210V46H208ZM216 44H219V43H216ZM223 44V43H222ZM221 44V45H222ZM231 44V41H230V43L228 44V45H230ZM239 44V43H238ZM243 44V43H242ZM245 44L246 43H244V47L246 48V46H245ZM256 44V43H255ZM14 45V44H13ZM16 45H17V47H18V45H19V42H18V44L16 43L15 44V47H16ZM64 45V43H62V46ZM65 45H66V43H65ZM65 45H64V47H63V49L62 50H64V48H65ZM84 45V44H83ZM118 45H119V43H118ZM133 45V44H132ZM152 45V44H151ZM171 45H173V44H171ZM183 45V46H184ZM202 47H201V46ZM214 45H215V43H214ZM236 45H237V43H236ZM247 45H249V44H247ZM253 45V44H252ZM252 45H250L249 46V48L252 46ZM6 46V45H5ZM12 46V45H11ZM48 46H50V45H48ZM47 46V47H48ZM62 46L60 47V48H62ZM78 46V45H77ZM76 45H75V47H76V49L78 48ZM87 46V45H86ZM85 46V47H86ZM93 46H96L95 44L93 45ZM120 46V45H119ZM123 46H124V44H123ZM122 46V47H123ZM155 46H156V44H155ZM154 46V47H155ZM161 46V45H160ZM163 46V45H162ZM169 46H170V43H169ZM173 46H175V45H173ZM176 46H177V44H176ZM188 46V45H187ZM190 46V45H189ZM219 46V45H218ZM223 46V45H222ZM226 46V45H225ZM232 46H234V44L232 45ZM238 46H240V45H238ZM254 46V45H253ZM259 46V45H258ZM2 47H4V46H1L0 45V51H1V49H2ZM8 47H9V45H8ZM7 47V48H8ZM43 47H41V49L43 50ZM55 47V46H54ZM84 47V46H83ZM105 48H106V46H104ZM103 47V48H104ZM109 47H110V44H109ZM109 47H107V48H109ZM111 47H112V45H111ZM110 47V48H111ZM131 48H133L132 46H130ZM152 47V46H151ZM150 47V48H151ZM168 47V46H167ZM172 47V46H171ZM215 47V46H214ZM220 47V46H219ZM219 47H217V49L219 50L220 48ZM256 47V46H255ZM14 48V47H13ZM12 48V49H13ZM22 48V47H21ZM36 48V49H35ZM50 47H48V49H49ZM56 48H57V45H56ZM67 48H69L68 47V45H67ZM67 48L65 49V50H67ZM80 48H82V47H80ZM80 48H78L77 50H79ZM92 48V47H91ZM100 48V47H99ZM98 48V49H99ZM113 48V47H112ZM115 48V47H114ZM118 48H121V47H118ZM124 48V47H123ZM131 48L129 49V47L127 48V49H129V51L127 52L128 54H130L131 55V52L132 51H130L131 50ZM135 48H137V47H135ZM159 49H163L162 47H158ZM176 48H178V47H176ZM175 48V49H176ZM190 48V49H191ZM211 48V47H210ZM224 48V47H223ZM223 48H222V50H223ZM226 48V47H225ZM230 48V47H229ZM234 48V47H233ZM236 48H238L237 46H236ZM240 48V50L241 49H243V48H241V46L239 47ZM248 48V47H247ZM6 49V48H5ZM9 49V48H8ZM11 49V50H12ZM24 49V52H25V50H27L26 48H23ZM22 49V50H23ZM40 49V50H41ZM47 49V50H48ZM73 49H74V47H73ZM76 49H74L73 51H74V53H73V56H75V59H77L78 60V58L79 57H77V53L79 52H77L76 53ZM87 49V48H86ZM85 49V50H86ZM93 50L95 49L94 47L92 48ZM96 49H97V46H96ZM142 49V50H141ZM144 49V50H143ZM170 49H173V47L172 48H170ZM175 49H173V50H175ZM207 49H209V48H207ZM207 49H205V50H207ZM216 49V48H215ZM214 49V50H215ZM235 49V48H234ZM233 49V50H234ZM262 49V50H261ZM7 50V49H6ZM16 50H17V48H16ZM47 50H45L46 51V53H47ZM49 50H51V48L49 49ZM49 50H48V52H49ZM54 50V49H53ZM61 50V49H60ZM70 50H72V49H68V51H70ZM84 50V49H83ZM84 50V51H85ZM88 50V49H87ZM91 50V49H90ZM100 50V49H99ZM98 50V51H99ZM103 49L101 48V51H102ZM119 50V49H118ZM120 50H123V49H120ZM136 50V51H137ZM141 50V51H140ZM156 47H155V49H154V51L156 52ZM173 50H171V51H169L170 53H172L171 55H173L174 54V52H173ZM177 50V49H176ZM179 50V49H178ZM177 50V51H178ZM182 50V49H181ZM184 50V49H183ZM186 50V49H185ZM194 50V52H196V50L195 49H193ZM217 50V52L219 53L220 51H218ZM227 50H228V48H227ZM231 50V49H230ZM239 50V49H238ZM238 50H236V51H238ZM250 50V49H249ZM255 50V49H254ZM258 50V49H257ZM15 51V50H14ZM19 51H21V50H19ZM30 51V50H29ZM59 50H56V52H58ZM80 51H81V49H80ZM95 51V50H94ZM97 51V50H96ZM104 52L105 51H107L106 49L105 50H103ZM114 51H115V49H114ZM113 51V52H114ZM125 51H127L126 49H125ZM150 51H152V50H150ZM153 51V52H154ZM192 51V50H191ZM210 51H213V50H210ZM224 51V50H223ZM222 51V52H223ZM244 51V50H243ZM246 51V50H245ZM244 51V52H245ZM253 51V50H252ZM262 51V52H261ZM23 52V53H24ZM26 52H28V50L26 51ZM36 52H38V51H36ZM39 52H41V51H39ZM53 52V51H52ZM52 52H49V53H51L52 54ZM55 52V51H54ZM60 52V51H59ZM62 52V51H61ZM60 52V53H61ZM90 52V51H89ZM88 52V53H89ZM110 52V51H109ZM113 52L111 53L110 52V54L112 55L113 54ZM119 52V51H118ZM130 52V53H129ZM153 52H152V54H153ZM160 52H163V51H161L160 50ZM160 52H158L157 51V53L158 54H160ZM169 52H167V53H169ZM179 52V51H178ZM183 52V51H182ZM199 52V51H198ZM204 52V50L202 51V53ZM207 52V51H206ZM233 52V51H232ZM242 52V51H241ZM243 52V53H244ZM248 52L249 51H247L245 54H248ZM254 52H256V51H254ZM254 52H251L250 51V53H252V54H254ZM6 53V52H5ZM4 53V54H5ZM9 53H11V52H9ZM14 53V52H13ZM15 53H17V51L15 52ZM45 53V54H46ZM68 53H70L69 55H71V52H68ZM93 53V52H92ZM95 53V52H94ZM93 53V54H94ZM99 53V52H98ZM102 53V52H101ZM108 53V52H107ZM115 53V52H114ZM127 53H126V55H127ZM164 53H166V50H165V52ZM163 53V54H164ZM176 53V52H175ZM180 53V52H179ZM200 53V52H199ZM199 53H197V54H199ZM208 53H209V51H208ZM213 53V52H212ZM212 53H210V54H212ZM216 53V52H215ZM217 53V54H218ZM229 53V52H228ZM233 53H235V51L233 52ZM1 54V53H0ZM20 54H22V53H20ZM32 54H35V53H32ZM32 54H31V56H30V58L32 57ZM38 54H40V53H38ZM56 54V53H55ZM58 54V53H57ZM56 54V55H57ZM63 54H65V53H63ZM67 54V53H66ZM81 54H82V51H81ZM90 54V53H89ZM100 54V53H99ZM117 54V53H116ZM124 54V53H123ZM187 54H189V55H192V53H187ZM187 54L185 55L184 54V56H187ZM195 54V53H194ZM207 54V53H206ZM214 54V53H213ZM223 54H224V52H223ZM226 54V53H225ZM237 54V53H236ZM7 55V54H6ZM11 55H12V53H11ZM15 55V54H14ZM13 55V56H14ZM18 55H19V52H18ZM26 55V54H25ZM36 56H37V53L35 54ZM43 55V54H42ZM42 55H40V56H37V57H43L42 59H45V58H47V57H45V56H42ZM48 55V54H47ZM53 55V54H52ZM69 55H67V56H69ZM80 54L78 53V56H79ZM84 55V54H83ZM82 55V56H83ZM85 55H87V54H85ZM84 55V56H85ZM102 55V54H101ZM115 55V54H114ZM118 55V54H117ZM119 55H121V54H119ZM155 55V54H154ZM154 55L152 56V57H154ZM162 55V54H161ZM168 55H170V54H168ZM175 55V54H174ZM176 55H177V53H176ZM182 55V54H181ZM180 55V56H181ZM201 55H203V54H201ZM200 54L199 55H196V56H201ZM230 55V57H231V55L232 54H229ZM228 54H227V57L229 56ZM241 55H242V53H241ZM249 55V54H248ZM251 55V54H250ZM250 55H249V58H250ZM15 56H17V54L15 55ZM14 56V57H15ZM28 55H26V56H24L23 58L21 57V60L23 59L25 62L26 61H28V60H26V59H30V58H26V57H29ZM35 56V57H36ZM54 56V55H53ZM58 56V55H57ZM56 56V57H57ZM66 56V58H68ZM84 56L82 57V58H84ZM97 56V55H96ZM104 56V55H103ZM136 56H135V58H136ZM157 56V54L155 55V57ZM179 56V55H178ZM178 56H176V59H178L177 57ZM209 56V55H208ZM216 56V55H215ZM221 57L223 56V55H220ZM225 56V55H224ZM236 57H237V55H235ZM235 56H233V57H235ZM239 57H240V55H238ZM247 56V55H246ZM2 57V56H1ZM9 57H12V56H8V60H11V58L9 59ZM12 58L13 60L14 59H16V61H17V58L15 57V58ZM50 57V56H49ZM55 56H54V59L56 58ZM58 57H60V59H61V56H58ZM81 57V56H80ZM97 57H99V55L97 56ZM102 57V56H101ZM111 56L109 55V57L108 58H110ZM114 57V56H113ZM119 57V56H118ZM117 57V58H118ZM125 57V54H124V56L123 57H121V58H118V59H121V61L119 62V60H117V62H118V64L119 63H122L121 64V66L123 65V58ZM163 57V56H162ZM209 57H211L212 58V56H209ZM217 57V59H218V56H216ZM215 57V58H216ZM226 57V58H227ZM236 57H235V59H236ZM243 57V56H242ZM258 57V58H257ZM7 58V57H6ZM26 58V59H25ZM40 58V60H39V64L37 63V66L38 65H41L42 66V64H45L46 65V67H47V65L48 64H46L45 62H43V61H48V59H45V60H43L42 61V59ZM52 58V57H51ZM50 58V59H51ZM69 58H71L70 56H69ZM89 58H90V56H89ZM104 58V57H103ZM105 58H106V56H105ZM115 58H116V56H115ZM116 58V59H117ZM165 58V57H164ZM163 58V59H164ZM175 58V57H174ZM198 58V57H197ZM203 58V57H202ZM208 58V57H207ZM225 58V57H224ZM232 58V57H231ZM244 58H245V56H244ZM36 59V58H35ZM49 59V61H51ZM59 59V58H58ZM72 59V58H71ZM71 59H69V60H71ZM74 59V60H75ZM98 59V58H97ZM96 59V60H97ZM111 59V64H112V58H110ZM125 60H127L128 59V57H125L124 58ZM130 59H128L127 61H129ZM146 59H147V61H146ZM149 59H150V57H149ZM161 59V58H160ZM180 60H181V58H179ZM220 59V58H219ZM221 59H223V58H221ZM230 59V58H229ZM228 59V60H229ZM239 59V58H238ZM246 59H247V57H246ZM7 60V61H8ZM12 60V61H13ZM32 60H34L33 58H32ZM37 60H38V58H37ZM73 60V61H74ZM77 60H75V61H77ZM82 60V59H81ZM85 60V59H84ZM89 60V59H88ZM99 60V59H98ZM105 60V59H104ZM115 60V59H114ZM150 60H152V59H150ZM153 60L155 61V59L153 58ZM158 60H159V58H158ZM158 60H156V61H158ZM165 60H166V62L168 63V61L167 60H169V59H167V58H165ZM171 60V59H170ZM175 60V59H174ZM227 60V59H226ZM227 60V61H228ZM245 60V59H244ZM1 61H3L2 59H1ZM19 61H20V59H19ZM24 61H22L23 63L22 64H24ZM31 61V60H30ZM29 61V62H30ZM36 61V60H35ZM34 61V62H35ZM46 61V62H47ZM48 61V62H49ZM54 61H57V59H55ZM59 61V62H58ZM57 62L58 63H61L60 62V60H58ZM79 61H80V58H79ZM103 61V60H102ZM109 61V60H108ZM116 61V60H115ZM123 61V62H122ZM135 61V60H134ZM162 61V60H161ZM161 61L159 60V62L161 63ZM218 61V60H217ZM216 61V62H217ZM224 61H225V59H224ZM226 61V62H227ZM234 61V60H233ZM236 61V60H235ZM14 62H15V60H14ZM21 62V61H20ZM19 62V63H20ZM43 62V63H42ZM47 62V63H48ZM52 62H53V59H52ZM65 62H67V61H64V63ZM70 62H72V60L70 61ZM69 62V63H70ZM78 62V61H77ZM76 62V64L75 63H72V64H75V65H79L80 63L78 62L77 63ZM86 62H87V64H85V65H90V66H93L94 64H92V63H89L88 64V61L86 60ZM85 61L83 62V63H86ZM89 62H91L90 60H89ZM94 62H96L95 61V59H94ZM99 62H100V60H99ZM137 62H138V64H137ZM151 62V61H150ZM164 62V61H163ZM175 62H177V61H175ZM175 62H173L174 64H175ZM201 62V63H200ZM206 62H204V63H206ZM222 62H223V60H222ZM229 62H230V60H229ZM239 62V61H238ZM238 62H235V63H238ZM242 62V63H241ZM240 63L241 64H243V61H241ZM7 63H9V62H7ZM7 63H6V65H7ZM12 63V62H11ZM11 63H9V66H10V64ZM16 63V62H15ZM28 63V62H27ZM33 65H32V67H34V66H36V64L34 65V63H33V61L31 62ZM57 63V64H58ZM68 63V62H67ZM68 63V64H69ZM83 63H81V65L83 64ZM98 63V62H97ZM107 63V62H106ZM113 63L115 64V62L113 61ZM129 63V62H128ZM128 63H126V64H128ZM147 63H149V61L147 62ZM152 63H155V62H152ZM172 63V61H170V64ZM215 63V62H214ZM214 63H212V64H214ZM219 63H221V60H220V62L218 61V64ZM3 64H5V61H4V63ZM51 64V63H50ZM54 64H55V62H54ZM53 64V65H54ZM57 64H55V65H57ZM66 64V63H65ZM64 64V65H65ZM92 64V65H91ZM96 64V63H95ZM103 64H104V62H103ZM102 64V65H103ZM108 64V63H107ZM109 64H110V62H109ZM125 64V63H124ZM157 65L159 64V63H156ZM155 64V68H156V65ZM162 64V63H161ZM178 64H181V62H179V63H177L176 65V67H178ZM199 64L201 65V66H199ZM216 64V63H215ZM217 64V65H218ZM223 64V63H222ZM230 64V63H229ZM239 64V63H238ZM2 65V64H1ZM12 65H13V63H12ZM16 65V64H15ZM24 65H27L26 63L24 64ZM24 65H22V67L20 66L19 68H21V72H22V69H25V68H23V66ZM52 66V67H57V66ZM64 65H63V67H64ZM70 65V64H69ZM99 65V67L97 68V70L102 66H100V63L98 64ZM132 63L130 64V66H134ZM153 65V64H152ZM163 65V64H162ZM205 65H206V67H205ZM223 65H225V64H223ZM227 65V64H226ZM14 66V65H13ZM17 66V65H16ZM15 66V67H16ZM28 66V65H27ZM30 66H31V64H30ZM37 66H36V69H37ZM49 66V65H48ZM59 66V65H58ZM61 66V65H60ZM59 66V67H60ZM67 66V64L65 65V67ZM71 66V68H73V66L72 65H70ZM84 66V65H83ZM105 66H106V64H105ZM109 67H110V65H108ZM107 66V67H108ZM115 66V65H114ZM119 66V65H118ZM118 66H116V68L118 67ZM121 66H119V67H121ZM128 66H129V64H128ZM130 66H129V68H130ZM134 66V67H135ZM144 66V67H145ZM159 66H161L160 64H159ZM171 66V65H170ZM173 66V65H172ZM175 66V65H174ZM214 66H216V65H214ZM213 65H211V67L213 68L214 67ZM229 67H233V66H230V65H228ZM240 66H242V65H240ZM245 66H247V65H245ZM244 66V67H245ZM11 67V66H10ZM14 67V68H15ZM31 67V68H32ZM43 67V66H42ZM42 67L40 68V67H38L40 70H43L42 72L39 70V73H36V76H38V74H39V77H36L35 78V74L33 75L32 74V72H35L34 70L35 69H33V71H32V69H29L28 67L25 69V72H27V74H25L27 77L29 76V78H28V84H29V86L27 85V82H25V85H23V88H20V85L22 86V84H24V82L22 83V82H20V80L21 79H23V80H21V81H25L24 79L25 78H23V76H25L24 75V73L21 75L19 72H20V69L17 71V73H18V75L16 74V72L13 70V72H14V74H16V75H13L14 77H11L12 78V80L15 78H17L15 81H11V79H10V77L8 76V75H10L11 73H9L8 72V70H6L7 72H5V69L3 68V70H4V73H5V75L7 76V78H8V80H10V83L7 85L6 84V86H8V88L6 89V86L4 87L5 88V90L7 91L6 93H5V95L4 96H6V98L7 99H5L6 101L8 100L9 101V97H10V95H11V97H12V95H14V96H16L15 98L16 99H18V100H22V101H27L28 103H30L31 102V100H39V98L40 99H42V98H45V96H43L42 98H41V96H40V94H39V92H36V93H34V89H35V91H36V88H37V91H40V90H42L39 86H41L40 85V83H43L42 85H45L46 83L45 82H39V80H40V78L43 80V73H46V71H45V69H42ZM62 67V68H63ZM64 67V68H65ZM76 67V66H75ZM79 67H80V65H79ZM82 67V66H81ZM86 67V66H85ZM96 67H97V65H96ZM95 67V68H96ZM125 67V66H124ZM133 67V71H135L134 69H136V67L134 68ZM143 67V65H142V68H144ZM148 67H149V65H148ZM148 67H146V70H147V68ZM162 67V69H164L163 67H165L164 65L163 66H161ZM168 67H169V64H168ZM167 66H166V69H170V67L168 68ZM210 67V65L207 67V69H212ZM218 67H220V66H218ZM217 67V68H218ZM225 67H227V66H225ZM243 67V66H242ZM2 68V67H1ZM7 68V67H6ZM44 68V67H43ZM50 68H51V66H50ZM67 68H69V67H67ZM88 68V67H87ZM115 68V67H114ZM125 68H127V65H126V67ZM128 68V69H129ZM139 68V67H138ZM151 68V67H150ZM157 68H158V66H157ZM156 68V69H157ZM172 68V67H171ZM179 68V67H178ZM177 68V72L179 73V69ZM228 68V67H227ZM235 68V67H234ZM247 68V67H246ZM245 68V69H246ZM8 69V68H7ZM11 69H13L12 67H11ZM17 69H18V67H17ZM54 69V68H53ZM61 69V68H60ZM59 69V70H60ZM74 69V68H73ZM77 69H78V66H77V68H76V71H77ZM80 69V68H79ZM84 69V68H83ZM88 69H90V67L88 68ZM92 69V68H91ZM103 69L105 70V67H104V65H103ZM107 69V68H106ZM111 69V68H110ZM120 69V68H119ZM122 71H123V66H122ZM128 69H125L127 72H128V74H129V72L131 71V68H130V70L128 71ZM153 69V68H152ZM162 69H159V71H161ZM174 69V68H173ZM224 70L226 69V68H223ZM222 69V71H224ZM37 70V71H38ZM63 70V69H62ZM68 70V69H67ZM86 70V69H85ZM96 69H94V71H95ZM100 70V69H99ZM117 70V69H116ZM124 70V71H125ZM141 70L142 69H137V72H138V74H141V75H144L145 77L146 76H148V75H145V74H142L143 72H144V70L145 69H143L142 70V72H141ZM150 70V69H149ZM186 70H187V68H186ZM213 70V69H212ZM220 70V69H219ZM228 70H230L229 68H228ZM232 71H233V69H231ZM230 70V71H231ZM242 70H243V68H242ZM53 71L54 70H51L50 72H52V73H50L51 74V77L52 76H54V73H56V71H54V73H53ZM58 71V70H57ZM66 71V70H65ZM69 71H72V75H73V71L74 70H72V69H70V70H68V72ZM80 71V70H79ZM78 71V73H80V76H82L83 77V73L81 74V72H79ZM89 71H92V70H88V72ZM111 71H113L112 69L110 70V72H109V70H107V72H109V74L113 77V75L115 74V70H114V73H113V75L111 74L112 72ZM123 71V72H124ZM152 71H154V70H152ZM171 71H172V69L170 70V71H168V72H170L171 73ZM174 71V70H173ZM181 72H182V70H180ZM206 71V72H205ZM208 71H209V73H208ZM214 71V70H213ZM226 71H227V69H226ZM229 71V72H230ZM231 71V72H232ZM12 72V71H11ZM12 72V73H13ZM42 74H41V73ZM63 72L64 71H62V72H57V73H59V74H62L63 75ZM67 72V73H68ZM87 72V73H88ZM97 72V71H96ZM103 72V71H102ZM118 72V71H117ZM116 72V73H117ZM121 72V71H120ZM150 72V71H149ZM148 72V73H149ZM166 72V71H165ZM165 72L163 71V73H161V74H163L164 75V77H165ZM175 72V71H174ZM173 72V73H174ZM183 72H185V71H183ZM182 72V73H183ZM188 72V71H187ZM217 72V71H216ZM219 72V71H218ZM221 72V71H220ZM7 73V74H6ZM77 73V72H76ZM89 73H91V74H93L92 72H89ZM89 73L88 74H84V75H88L89 76ZM101 73V72H100ZM104 73V72H103ZM103 73H101V74H103ZM130 73H132V72H130ZM152 73V72H151ZM154 73H156V72H154ZM158 73V72H157ZM167 73V72H166ZM207 73H208V75L209 76H207ZM221 73H223V72H221ZM228 73V72H227ZM0 74H1V72H0ZM22 76V77H20V75ZM49 74V75H50ZM53 74V75H52ZM59 74H55V76L56 77H58V76H60ZM71 74V73H70ZM96 74V73H95ZM98 74H99V72H98ZM119 74V73H118ZM122 74V73H121ZM125 74V73H124ZM134 74H136V73H134ZM146 74H147V71H146ZM160 74V73H159ZM168 74V73H167ZM223 74H225V72L223 73ZM223 74H220V75H222L223 76ZM2 75H3V73H2ZM1 75V76H2ZM46 75V74H45ZM58 75V76H57ZM78 75V74H77ZM108 75V73L107 74H105L104 76H107ZM109 75V77H111ZM127 75V74H126ZM130 75H132V74H130ZM130 75H128V76H126L127 78L130 76ZM154 74H152V76H153ZM171 74H169V75H167L168 77L170 76ZM187 75V74H186ZM219 75V76H220ZM231 75H233V76H231ZM0 76V77H1ZM6 76H4V78L6 77ZM11 76H12V74H11ZM16 76V77H15ZM18 76H19V78H20V80H19V78H18ZM40 76H42V77H40ZM68 76H69V74H68ZM67 76V77H68ZM74 76V75H73ZM73 76H72V78H70V76L68 77V79L69 80H71V79H73ZM79 76V75H78ZM91 76V75H90ZM103 76V75H102ZM101 76V77H102ZM115 76H116V74H115ZM114 76V77H115ZM122 76V75H121ZM133 76V75H132ZM135 76V75H134ZM138 76H140V75H138ZM144 76H140L141 77V80H142V78L144 77ZM151 76V75H150ZM158 76H162V75H158ZM157 76V77H158ZM173 76V75H172ZM177 77V74L176 75H174V77ZM180 76H183V74L182 75H180ZM180 76H178V78L180 77ZM222 76H220V77H222ZM227 77L229 76V73H228V75H226ZM241 76V77H240ZM3 77V76H2ZM47 77H48V75H47ZM55 77V78H56ZM62 77H64V76H62ZM62 77H60V78H62ZM66 77V78H67ZM82 77H81V79H79L77 76H76V78H78V80H82ZM87 77V76H86ZM93 78H94V75L92 76ZM108 77V76H107ZM108 77V78H109ZM118 77V76H117ZM117 77H116V80L115 81H117ZM120 77V76H119ZM123 77V76H122ZM125 77V76H124ZM124 77L123 78H121V79H124ZM139 77V78H140ZM163 77V78H164ZM188 77V76H187ZM187 77H185V78H187ZM191 77V76H190ZM210 77V78H209ZM211 77L213 78V79H211ZM98 78V77H97ZM99 78H100V76H99ZM134 78V77H133ZM136 78H137V75H136ZM136 78L134 79V80H136ZM147 78V77H146ZM150 78V77H149ZM149 78H147V79H149ZM153 78V77H152ZM152 78H151V80H152ZM154 78H156V77H154ZM162 78V80H164ZM173 77H171L170 76V80L172 79ZM189 78V77H188ZM187 78V79H188ZM192 78V77H191ZM223 78V77H222ZM224 78H226V77H224ZM223 78V79H224ZM1 79V78H0ZM6 79V78H5ZM36 79H38V80H36ZM51 79H54V77H52ZM58 79V78H57ZM57 79H55V80H57ZM64 79H65V77H64ZM64 79L60 82L61 84H62V82L64 81ZM75 79V78H74ZM84 79V78H83ZM86 79V78H85ZM84 79V80H85ZM91 79V78H90ZM104 79V78H103ZM109 79H111V78H109ZM109 79H108V81H109ZM145 79V78H144ZM144 79L142 80V81H144ZM157 79V78H156ZM160 79V78H159ZM176 79V78H175ZM180 80H181V77L179 78ZM183 79H184V77H183ZM216 79V78H215ZM7 80V81H8ZM19 80V81H18ZM41 80V81H42ZM45 80H46V78H45ZM67 80V79H66ZM77 80V79H76ZM89 80V79H88ZM88 80H86V81H88ZM92 80V79H91ZM101 80V82L102 83H107V80H106V82H103L102 81V79H100ZM118 80H120V79H118ZM128 80H130V79H128ZM131 80H132V78H131ZM150 80V79H149ZM149 80H148V82H149ZM155 80V79H154ZM190 80V79H189ZM219 80V79H218ZM221 80V79H220ZM219 80V81H220ZM226 80V79H225ZM227 80H228V78H227ZM229 80V81H230ZM4 81V80H3ZM6 80H5V82H7ZM18 81V82H17ZM47 81V80H46ZM49 81V80H48ZM51 81V80H50ZM50 81H49V83H50ZM59 81V80H58ZM57 81V82H58ZM93 81V80H92ZM123 81L124 80H122V84H124L123 83ZM126 81V80H125ZM157 82H158V79L156 80ZM169 81V80H168ZM185 81H186V79H185ZM224 81V80H223ZM0 82H1V80H0ZM9 82V81H8ZM7 82V83H8ZM15 82V83H14ZM20 82V83H19ZM54 82V81H53ZM65 82V81H64ZM67 82V81H66ZM65 82V83H66ZM72 81H70L69 83H71ZM75 82V81H74ZM78 82V81H77ZM77 82H75V83H77ZM82 82V81H81ZM96 82H98V87H99V85L101 84H99V81H96ZM111 82H112V79H111ZM118 82V81H117ZM133 82V85H138V83L137 84H135V82L134 81H132ZM137 82H140V81H137ZM159 82H160V80H159ZM158 82V83H159ZM163 82H165V81H163ZM174 82H176L177 83V81L175 80ZM183 82V81H182ZM188 82H190V81H188ZM187 82V83H188ZM228 82V81H227ZM18 83V84H17ZM74 83V84H75ZM80 83V82H79ZM87 83H89V84H91L89 81L87 82ZM86 83V84H87ZM113 83V82H112ZM131 82H129L128 83V85L130 84ZM146 83V82H145ZM170 83V82H169ZM179 83H181V82H178L177 84H179ZM218 83V82H217ZM221 83V82H220ZM225 83V82H224ZM241 83V84H240ZM0 84H2V83H0ZM17 84V85H16ZM59 84V83H58ZM58 84H56L57 86H60V85H58ZM64 84V83H63ZM83 84H84V82H83ZM89 84H87V88L86 89H88L89 90ZM111 84V83H110ZM114 84H115V82H114ZM116 84H118V83H116ZM119 84H121V82L119 83ZM140 84V83H139ZM148 83H146V85H147ZM151 84L153 85V82H151ZM151 84H150V86H151ZM185 84V83H184ZM183 84V85H184ZM192 84V83H191ZM193 84H195V82L193 83ZM195 84V85H196ZM232 84V85H231ZM19 85V86H18ZM49 85H51V84H49ZM48 84H47V87L46 86H41V87H46V88H43V92H45L46 93V90L45 89H47V91L49 90V91H51V88H50V86H49ZM53 85V84H52ZM65 85V84H64ZM68 85V84H67ZM74 86L73 84H70V86ZM82 85V84H81ZM103 85V84H102ZM101 85V86H102ZM107 85H109V84H107ZM113 85V84H112ZM128 85L126 86V87H128ZM174 86H175V83L173 84ZM182 84H180V86H181ZM188 85H190V84H188ZM187 84H186V86H188ZM217 85V84H216ZM1 86V85H0ZM3 86V85H2ZM27 86H28V88H27ZM62 86V85H61ZM61 86H60V89H62L61 88ZM75 86H77V84L75 85ZM74 86V87H75ZM93 86V85H92ZM100 86V87H101ZM104 86V85H103ZM105 86H106V84H105ZM111 86V85H110ZM123 86H125V85H123ZM150 86H147V88H149ZM166 86H169V84L168 85H166ZM172 85H171V83H170V86L169 87H171ZM185 86V85H184ZM213 86V87H212ZM52 87V86H51ZM63 87V86H62ZM78 87V86H77ZM79 87H81V86H79ZM85 87V86H84ZM94 87L95 88H97V86L96 85H94ZM108 87V86H107ZM119 88H120V86H118ZM130 87L132 88L133 86L132 85H130ZM134 87H136V86H134ZM138 88H140L139 87V85L137 86ZM152 87V86H151ZM176 87V86H175ZM179 87V86H178ZM177 87V88H178ZM189 87V86H188ZM188 87H186V88H188ZM191 87V86H190ZM224 87V88H225ZM29 88H34V89H29ZM40 88V90H38ZM49 88V89H48ZM55 88H56V86H55ZM54 87L52 88L53 90L55 89ZM70 89H71V87H69ZM83 88V87H82ZM105 88V87H104ZM104 88H103V90L101 89V88H98L97 90L99 91V89H101L102 90V93H103V91H104ZM119 88H117L116 89V91H117V95H118V89ZM124 88V87H123ZM137 88V89H138ZM165 88H167V87H165ZM180 88V87H179ZM179 88H178V90H179ZM182 88V87H181ZM185 88V89H186ZM227 88V87H226ZM59 88L57 89L59 92L61 91ZM84 89V88H83ZM86 89H84V90H86ZM90 89L91 90H89V93L92 91V88L90 87ZM125 89V88H124ZM130 89V88H129ZM133 89V88H132ZM136 89V88H135ZM168 89V88H167ZM171 89V88H170ZM192 88H190V90H191ZM22 90V91H21ZM52 90V91H53ZM63 90V89H62ZM68 90V88L65 90H63V91H67ZM76 90V89H75ZM74 90V91H75ZM82 90V89H81ZM109 90H110V88H109ZM115 90V89H114ZM122 90V89H121ZM140 90V91H141ZM166 90V89H165ZM174 90H176V89H174ZM223 90V89H222ZM2 91V90H1ZM0 91V92H1ZM4 91V90H3ZM33 93H32V92ZM55 91H56V89H55ZM54 91V93H55V96H56V94H58L57 92H55ZM70 91H72V89L70 90ZM74 91H72V92H74ZM77 91V90H76ZM93 91H96V90H94L93 89ZM107 91H108V88H107ZM107 91H105V92H107ZM115 91V92H116ZM124 91V90H123ZM125 91H126V89H125ZM128 91V90H127ZM130 91H132L131 89H130ZM156 91V92H155ZM185 91V90H184ZM183 91V92H184ZM188 91H189V89H188ZM23 92V93H22ZM28 92L29 93H32L33 95V97H35V94H39L38 95V97L36 98L35 97V99L33 98V97H30V99L28 98L30 95L28 94ZM69 92V91H68ZM71 92V93H72ZM82 92H83V90H82ZM110 92H113V91H111L110 90ZM137 92H139V90H137L136 91V93ZM171 92H173L172 90H171ZM177 92V91H176ZM186 92V91H185ZM2 93V92H1ZM4 93V92H3ZM8 93V94H7ZM40 93H42V91L40 92ZM48 93H51V92H48ZM62 93H64V92H62ZM78 93V92H77ZM80 93V92H79ZM88 93V92H87ZM88 93V94H89ZM94 93V92H93ZM97 93H99V94H97ZM95 95H98V97L101 95V93L100 92H97ZM120 93V92H119ZM122 94H124L123 92H121ZM131 93V92H130ZM133 93V92H132ZM136 93L134 94V96L136 95ZM159 93V92H158ZM165 93H167V91L166 92H164V96L166 95ZM169 93V92H168ZM167 93V94H168ZM181 93V92H180ZM65 94V93H64ZM64 94H61V96L63 97V96H65V95H68V96H66L67 97V99H69L70 97H71V95H69L70 93H66L65 95ZM75 94V93H74ZM82 94V93H81ZM80 94V95H81ZM108 94H109V92H108ZM113 94V93H112ZM116 94V93H115ZM121 94V95H122ZM137 94H139V93H137ZM160 94H163V91H162V93H160ZM171 94H174V93H171ZM183 94V93H182ZM204 94H206L205 95V97H204ZM29 95V96H28ZM42 95V94H41ZM46 95H47V93H46ZM49 95V94H48ZM59 96H60V94H58ZM73 95V94H72ZM77 95V94H76ZM90 95L92 96V94L90 93ZM94 95V94H93ZM105 95V94H104ZM120 95V96H121ZM125 95V94H124ZM127 95V94H126ZM176 95H179V93H177ZM193 95V96H192ZM37 96V95H36ZM49 96H52V95H49ZM60 96V97H61ZM70 96V97H69ZM78 96V95H77ZM102 96V95H101ZM101 96H100V98H99V100H103V98L101 99ZM112 96V95H111ZM111 96H110V98H111ZM120 96H119V98L118 97H116L117 99H121L120 98ZM123 96V95H122ZM129 96V95H128ZM131 96H132V94H131ZM130 96V97H131ZM138 95H136V97H137ZM158 97V99H157V97ZM160 97L162 96V95H159ZM168 96H169V94H168ZM172 96V95H171ZM173 96H175V95H173ZM183 96H184V94H183ZM0 97H1V95H0ZM10 97V98H11ZM53 97V96H52ZM59 97V98H60ZM66 97H64L63 99H66ZM69 97V98H68ZM84 97H85V94H84ZM88 97V96H87ZM97 97V96H96ZM107 97H108V95H107ZM113 97H115V95H113ZM167 97V96H166ZM166 97H164V98H166ZM178 97V96H177ZM180 97V96H179ZM12 98H14V97H12ZM10 99V100H12V103H13V99ZM53 98H55V97H53ZM52 98V99H53ZM72 98V97H71ZM74 98V97H73ZM78 98V97H77ZM79 98H80V96H79ZM82 98H83V95H82ZM82 98H80V99H82ZM93 98V97H92ZM92 98H90L89 100H91ZM94 98H95V96H94ZM127 98V100H128V97H126ZM133 99L135 98V97H132ZM132 98H129V99H131L132 100ZM139 98V97H138ZM163 98V97H162ZM161 98V99H162ZM172 98V97H171ZM174 98V97H173ZM176 98V97H175ZM185 98V97H184ZM190 98H189V100H190ZM223 98L224 99H226L227 100V98H228V100H229V98L232 100V99H234V100H232V101H230L229 100V103H228V106L231 108H229V109H226V108H224L223 106H225V105H227V102H228V100H227V102H226V104L225 103H223V104H220V102L222 103V100H223ZM0 99H2V98H0ZM47 99H49L48 97H47ZM52 99H50V102L52 101ZM65 100V102H67V101H69V100ZM86 99H88V98H86ZM105 99V98H104ZM108 99H109V97H108ZM112 99V98H111ZM123 99H124V96H123ZM136 99V98H135ZM181 99H183V97L181 96ZM181 99H175V100H179L180 102H185L184 101V99L183 100H181ZM186 99V98H185ZM240 99V100H239ZM54 100V99H53ZM73 100H75V99H73ZM79 100V99H78ZM94 100V99H93ZM99 100H97L96 101V103L99 101ZM106 100H107V98H106ZM116 100V99H115ZM126 100V99H125ZM124 100V101H125ZM163 100V99H162ZM165 100V101H164ZM163 101L166 103L167 101V99H164ZM170 100V99H169ZM169 100H168V102H169ZM173 100V99H172ZM174 100V101H175ZM196 100V99H195ZM221 100V101H220ZM239 100V101H238ZM4 101V100H3ZM17 101V100H16ZM30 101V102H29ZM41 101H43V100H41ZM54 101H58V100H54ZM62 101V100H61ZM64 101V100H63ZM77 101V100H76ZM82 101H83V99H82ZM85 101V100H84ZM95 101V100H94ZM93 101V102H94ZM120 101V100H119ZM119 101H116V102H119ZM121 101H122V99H121ZM138 101L140 102V103H138ZM162 101V102H163ZM211 101V102H210ZM225 101V100H224ZM1 102V101H0ZM11 102V101H10ZM10 102L8 103V105L10 104ZM21 102V101H20ZM36 102H38V101H36ZM46 102H47V100H46ZM58 102H60V99H59V101ZM73 102V101H72ZM85 102H87V101H85ZM91 102H92V100H91ZM103 102V101H102ZM102 102H99V104L97 103L96 105L98 106V108H99V110H102V109H104V108H106V106L103 108V106H102ZM108 102V101H107ZM109 102H110V100H109ZM159 102V103H158ZM192 102L190 103L191 105H192ZM241 102H242V104H241ZM35 103V102H34ZM40 103V102H39ZM68 103V102H67ZM76 103H78V102H76ZM76 103H74L73 102V105L75 106L76 105ZM79 103H81V102H79ZM78 103V104H79ZM105 103V102H104ZM103 103V104H104ZM111 103H112V101H111ZM123 103H125V102H123ZM122 103V104H123ZM128 103V102H127ZM134 103V102H133ZM132 103V104H133ZM174 103V102H173ZM188 103V102H187ZM187 103H186V106L185 107H187ZM199 103V104H200ZM4 104V103H3ZM3 104H2V102H1V104L0 105H2V108H4V106H3ZM14 104V103H13ZM17 104V103H16ZM31 104V103H30ZM33 104V103H32ZM42 104H44L45 106H47V104L45 103V102H42V103H40V106H42ZM77 104V105H78ZM82 104V103H81ZM89 104H90V101H89ZM88 104V106H84V103H83V105H82V110L84 109V107H88V108H86V110H89V107L91 106V105H89ZM94 104V103H93ZM109 104V103H108ZM107 103H106V105H108ZM158 104H161V105H159V106H156V105H158ZM175 104H178L177 102H175ZM180 104V103H179ZM194 104V103H193ZM207 104V106L205 107V105ZM222 106H220V105ZM225 104V105H224ZM235 104L238 106L239 105V107H237V108H239V110L238 111H236L235 110ZM6 105H7V103H6ZM7 105V106H8ZM18 105H19V102H18ZM17 105V106H18ZM25 105H26V108L28 109V107H27V105L28 104H26L25 103ZM35 105H37V104H35ZM65 105L67 106V104L65 103ZM69 105V104H68ZM85 105H87V104H85ZM94 106V107H97V106ZM111 105V104H110ZM114 105V104H113ZM125 105V104H124ZM123 105V106H124ZM127 105V104H126ZM167 105H169V103L167 104ZM185 105V104H184ZM196 105H198V104H196ZM12 106V105H11ZM14 106V105H13ZM20 107H21V105H19ZM23 106V105H22ZM33 106V105H32ZM62 106V105H61ZM64 106V105H63ZM73 106V107H74ZM109 106V105H108ZM119 106H122L121 104H119ZM122 106V107H123ZM128 106H130V105H128ZM134 106V105H133ZM132 106V107H133ZM170 107L172 106V105H169ZM177 106V105H176ZM181 105H179V106H177L176 107V109H177V111H178V113H179V109L181 108L180 107ZM20 107H19V109H20ZM43 107V106H42ZM50 107H49V109H50ZM68 107V106H67ZM66 107V108H67ZM81 106H80V104H79V108H80ZM93 107V108H94ZM112 107H116V109H117V107L118 106H112ZM122 107H120V109L122 108ZM155 107V108H154ZM167 107V106H166ZM165 107V108H166ZM175 107V106H174ZM189 107H190V105H189ZM193 107V108H194ZM202 107V106H201ZM201 107H200V109H201ZM234 107V108H233ZM1 108V109H2ZM6 108V107H5ZM4 108V109H5ZM25 108V109H26ZM34 108V107H33ZM36 108H38V107H36ZM53 108H54V110H56V114L53 112ZM76 108V107H75ZM79 108H77L78 109V112H79ZM98 108H96V109H93L92 110V112L93 111H95L96 110V114L98 113V114H100V111L99 110H97ZM110 108H111V106H110ZM125 108V110L124 109H121V110H124V112L126 111V108H127V106H125L124 107ZM137 108H135V109H137ZM169 108V107H168ZM184 108V107H183ZM183 108H181V110L180 111H185V110H183ZM228 108V107H227ZM0 109V111H2ZM10 109V108H9ZM13 109V108H12ZM29 109L31 110V107H29ZM41 109V108H40ZM39 109V110H40ZM90 109H91V107H90ZM118 109H119V107H118ZM128 109V108H127ZM129 109H130V107H129ZM164 109V108H163ZM162 109V110H163ZM173 106H172V109H171V111H173ZM8 110V109H7ZM6 109L5 110H3V111H7ZM14 110V109H13ZM16 110V109H15ZM21 110H23V109H21ZM35 110V109H34ZM81 109H80V111H82ZM131 110V109H130ZM130 110H129V112H130ZM152 110H156L155 112H153ZM170 110V109H169ZM175 110V109H174ZM9 111V110H8ZM17 111H18V109H17ZM24 111H26V110H24ZM36 111V110H35ZM38 111V110H37ZM36 111V112H37ZM41 111V112H42ZM52 112V113H54V115L53 114H49L48 112ZM84 111H85V109H84ZM84 111H82V114L84 115ZM97 111H99V112H97ZM103 111V112H102ZM101 112L102 113H104V110H102ZM106 111V110H105ZM112 111V110H111ZM132 111H133V109H132ZM136 111H139L138 109L136 110ZM136 111H133V113L134 112H136ZM141 111H140V114H141ZM165 111V110H164ZM164 111H160L161 113H158L159 114V116L162 114V112H163V114H165L166 113V115L168 114H170V113H167L168 111H167V108H166V111L167 112H164ZM10 112V111H9ZM13 112V111H12ZM19 112H21L22 113V111H19ZM18 112V113H19ZM39 112V111H38ZM89 112H91L90 110H89ZM89 112H87L86 111V114L87 113H89ZM114 112V111H113ZM120 112V111H119ZM119 112H117L118 114H119ZM129 112H127V113H129ZM151 112V113H150ZM174 112V111H173ZM176 112V111H175ZM175 112L173 113V114H175ZM238 112V113H237ZM7 114H8V112H6ZM14 113V112H13ZM28 113V112H27ZM32 113L33 112H31V115H32ZM40 113V112H39ZM42 113V114H43ZM73 113H74V115H73ZM109 113V112H108ZM115 113H116V111H115ZM121 113V112H120ZM123 113V112H122ZM121 113V114H122ZM177 113V112H176ZM181 113V112H180ZM180 113H179V115H180ZM2 114H3V116L4 115H6L5 113H2V112H0V115L2 116ZM12 114V113H11ZM15 114V113H14ZM23 114V113H22ZM49 114V115H48ZM79 114H81V113H78V115ZM109 114H112V113H109ZM123 114H125V113H123ZM130 114H132V112L130 113ZM138 114V113H137ZM154 114V115H155ZM171 114H172V112H171ZM17 115V114H16ZM19 115V114H18ZM34 115H35V113H34ZM33 115V117L32 118H34L35 116ZM50 115H51V117H50ZM75 116V119L73 118V120H72V118H71V116ZM78 115H77V117H78ZM83 115L81 116V117H83ZM89 115H90V113H89ZM103 115V114H102ZM104 115H108L107 113L106 114H104ZM127 115V114H126ZM134 115V114H133ZM142 115H144V114H142ZM141 115V116H142ZM167 115V116H168ZM12 116V115H11ZM15 116V115H14ZM36 116H37V114H36ZM52 116H54V117H52ZM72 116V117H73ZM87 116V115H86ZM85 116V117H86ZM109 116V115H108ZM114 117L116 116V117H119V116H121L120 114L119 115H113ZM124 116V115H123ZM139 115H137V117H138ZM163 116V115H162ZM174 116V115H173ZM24 117H25V115H24ZM28 117V116H27ZM26 117V118H27ZM49 117V118H48ZM79 117H80V115H79ZM85 117H83V118H85ZM92 117V116H91ZM91 117H89V118H91ZM95 117L96 116H94V119H95ZM115 117V118H116ZM127 117V116H126ZM149 117V118H148ZM153 117H155V116H153ZM198 117H199V119H198ZM200 117H201V119H200ZM16 117H14V119H15ZM26 118L24 119V120H26ZM29 118V117H28ZM32 118H29V119H32ZM36 118V117H35ZM71 118V119H70ZM102 118H103V116H101V120H102ZM119 118H121V117H119ZM123 118H125V116L123 117ZM122 118V119H123ZM130 118L132 119V117L130 116ZM129 117H128V119L127 120H129L130 119ZM135 118V117H134ZM133 118V120H137L136 118L134 119ZM165 118V117H164ZM175 118V117H174ZM185 119L186 121L188 120V119ZM4 119H6V121H4ZM20 119V118H19ZM18 119V120H19ZM39 118L37 119L36 118V121L37 120H40ZM78 119H82V118H78ZM77 119V120H78ZM87 119H88V117H87ZM91 119H93V118H91ZM99 120H100V116H99V118H98ZM104 120H106L105 118H103ZM118 119V118H117ZM144 119V120H145ZM181 119H183V120H181ZM202 119H203V121H202ZM240 121H238V120ZM13 120V119H12ZM23 120V121H24ZM33 120V119H32ZM76 120V121H77ZM83 120V119H82ZM86 120V119H85ZM97 120V119H96ZM96 120H92V122L93 121H96ZM99 120H97V122L99 121ZM103 120V121H104ZM109 120H110V117H109ZM109 120H108V122H109ZM120 119H118V121H119ZM133 120H129V121H133ZM143 120V119H142ZM142 120H140V121H142ZM155 120H157V123H156V121ZM174 120V119H173ZM203 122H201V121ZM14 122L12 123L11 122V127L13 126V128H15V129H18V128H20L19 130H21V128H23L24 129V127H21L20 126V124H21V122L20 123H18V122H15L16 120H13ZM71 121V122H70ZM76 121H75V123H76ZM79 121H81V120H79ZM84 121V120H83ZM88 121V120H87ZM107 121V120H106ZM111 121V120H110ZM114 121V120H113ZM113 121H111V122H113ZM161 121V120H160ZM189 121V120H188ZM195 121L197 122V121H199V122H201L200 124H204V128L203 127H201V128H199L201 125H199V122H197V123H195ZM28 122V121H27ZM33 122V121H32ZM82 122V121H81ZM84 122H86V121H84ZM115 122H117L116 120H115ZM122 122H123V120H122ZM125 122H128V121H126L125 120ZM137 122V121H136ZM24 123V122H23ZM36 124V122H33V124ZM45 123H47V124H49V125H47V124H45ZM73 123V122H72ZM71 123V124H72ZM79 123V122H78ZM83 123V122H82ZM100 123H102V122H99V124ZM110 123V122H109ZM114 123V122H113ZM120 123V122H119ZM147 123H149L150 125H148ZM160 123H162V121L160 122ZM170 123V124H169ZM28 124V123H27ZM77 124V123H76ZM85 124V123H84ZM87 124H91V122L89 123V121H88V123ZM86 124V126H87V128H89L88 127V125ZM95 124H97V123H95ZM105 124H107V123H105ZM104 124V125H105ZM130 124V123H129ZM197 124V125H196ZM22 125V124H21ZM26 125V124H25ZM47 125V126H46ZM79 125V124H78ZM127 125V124H126ZM143 125V126H142ZM147 125L149 126V128H147ZM166 125V126H165ZM36 126V125H35ZM80 126H82V124L81 125H79V127ZM94 126V125H93ZM97 126V127H96ZM96 126H94V127H96V129L99 127V125L97 124ZM106 126V125H105ZM109 126H110V124H109ZM119 126V125H118ZM123 126H124V122H123ZM128 126V125H127ZM130 126H131V124H130ZM199 126V127H198ZM203 126V125H202ZM25 127H27V126H25ZM83 127V126H82ZM104 126H103V123H102V128H103ZM115 127V126H114ZM125 127V129H126V126H124ZM12 128V129H13ZM39 128V129H38ZM41 128V129H40ZM70 128V129H69ZM106 128V127H105ZM112 128V127H111ZM118 128V127H117ZM117 128H116V130H117ZM122 128V127H121ZM146 128V129H145ZM203 128V129H202ZM13 130V131H15V132H18V130ZM22 129V130H23ZM29 128L27 127L26 128V130H28ZM76 129H78V127H76ZM84 129V128H83ZM104 129V128H103ZM108 129V128H107ZM119 129V128H118ZM128 129V128H127ZM145 129V130H144ZM41 130V131H40ZM49 130V131H48ZM86 130V129H85ZM88 130V129H87ZM102 130V129H101ZM106 130V129H105ZM109 130H111V132H112V129H108V130H106V131H104V133L105 132H107V131H109ZM137 130V132L139 133H134V131H136ZM43 131H46V132H43ZM115 131V130H114ZM49 132V134H47ZM76 132L79 134H77L76 135ZM95 132H97L98 134H101L100 136L98 135V137L99 138H101V137H103L104 135L102 134L103 132H101L99 129H97V131H95ZM100 132V133H99ZM116 132V131H115ZM121 132V131H120ZM24 133V132H23ZM26 133H28L27 131H26ZM29 133H32V132H29ZM36 133H32L33 134V136L36 134ZM96 133V134H97ZM141 133V134H140ZM18 134V133H17ZM25 134V133H24ZM24 134L22 135V133H21V135H22V137H24ZM36 134V135H37ZM106 134V133H105ZM121 134V133H120ZM123 134L121 135V136H123ZM136 134H138V135H136ZM149 134H150V136H149ZM12 135H13V133H12ZM19 135H20V133H19ZM27 135V134H26ZM26 135H25V137H26ZM31 135V134H30ZM108 135V134H107ZM112 135V134H111ZM114 135V134H113ZM112 135V136H113ZM118 135H119V133H118ZM118 135H116V133H115V137L116 136H118ZM127 135V136H126ZM32 136V135H31ZM39 137H40V135H38ZM37 136V138L39 139V137ZM42 136V135H41ZM76 136H78V137H76ZM109 137H110V135H108ZM111 136V137H112ZM22 137H20L21 139H22ZM80 137H82V138H80ZM94 138L95 137H97V135L95 136V134H94V136H93ZM105 137V136H104ZM108 137V138H109ZM114 137V138H115ZM141 137V136H140ZM2 138V139H1ZM19 138V145H21V146H24V147H27L28 148V146H25L23 143L24 142H21V139ZM30 138H32V137H30ZM36 137L34 136V139H35ZM74 138H80L79 139V141L78 142H76V139H74ZM106 138V137H105ZM113 138V137H112ZM143 137H141L140 138V141H141V139H142ZM7 139V140H6ZM27 139V138H26ZM119 139V138H118ZM2 140V141H1ZM17 140V139H16ZM28 140V139H27ZM27 140H25V138H24V141H27ZM36 140V139H35ZM88 140H89V138H88ZM93 140H95V139H93ZM92 140V141H93ZM101 140H103V138L101 139ZM105 140V139H104ZM108 139L106 138V141H107ZM120 140V139H119ZM119 140L117 141V143L119 142ZM138 140V139H137ZM7 141V142H6ZM39 141V140H38ZM39 141V142H40ZM110 141V140H109ZM142 141H141V143H142ZM31 144H33V142L34 141H32V140H30L29 141ZM28 142V143H29ZM91 142V141H90ZM89 142V143H90ZM115 142V141H114ZM20 143H22V144H20ZM27 143V142H26ZM28 143H27V145H28ZM29 143V145L31 146V144ZM95 143L93 144V145H95ZM116 143V142H115ZM138 143H139V140H138ZM141 143H139V144H141ZM92 144V143H91ZM104 146H103V145ZM121 144H123V143H121ZM130 144V143H129ZM129 144L127 145V146H129ZM135 144H137V143H135ZM138 144V145H139ZM7 145V144H6ZM93 145H91V146H93ZM117 145V144H116ZM142 145V144H141ZM29 146V147H30ZM102 146H103V148H102ZM108 146V148L109 149H105V147H107ZM124 146V145H123ZM122 145H121V147H123ZM130 146H131V144H130ZM15 147H17V146H15ZM98 147H99V150H98ZM120 147V148H121ZM126 147V146H125ZM140 147V146H139ZM142 147V146H141ZM7 148V149H6ZM23 148V147H22ZM40 150H39V149ZM110 148H112V150L110 149ZM129 149H130V147H128ZM25 149V148H24ZM29 149V148H28ZM125 149V148H124ZM128 149V150H129ZM138 149H140V148H138ZM143 149V148H142ZM15 150V149H14ZM42 150V151H41ZM102 150V151H101ZM111 150V151H110ZM131 150V149H130ZM16 151H18V150H16ZM29 151V150H28ZM98 151V152H97ZM24 152H25V150H24ZM23 152V153H24ZM27 152V151H26ZM114 153L113 155H112V153ZM19 153V152H18ZM19 155V154H18ZM116 156V157H119V158H117V160H119L121 163H118L119 161H116V159L114 160L113 158L114 157H112V156ZM128 155H129V157H128ZM133 155V156H132ZM19 156V157H20ZM24 156V155H23ZM97 156V157H96ZM100 156V157H99ZM18 157V156H17ZM96 158L98 159L99 158V160H96ZM102 160H101V159ZM18 160H20L19 158H18ZM103 161V163L101 162V161ZM114 160V161H113ZM97 161V162H96ZM98 161H100L103 165H101ZM118 163V164H116V162ZM20 162V161H19ZM20 164V165H19ZM137 165V166H136ZM133 167H138L137 169L136 168H133ZM133 168V169H132ZM134 170H137L136 172L134 171ZM199 174L200 175H202V176H199ZM204 177V178H203ZM204 194V196H206L205 198H203L202 196H200V198L202 197L203 199H205V201L203 202V205L201 204V203H199L198 202V194ZM201 198V199H202ZM200 200V199H199ZM201 205V206H200ZM103 223V225H102V223ZM100 223H101V225H100ZM51 252H55V253H51ZM215 252H218V257L216 256L217 255V253H215ZM57 253V254H56ZM53 254V255H52ZM56 256V257H57ZM117 256V257H118ZM60 258V259H61ZM64 258H66V259H64ZM122 258H120V259H122ZM56 259V258H55ZM60 259H59V261H58V263L59 264H64L66 261H64V262H61L60 261ZM73 259H71V261H72ZM75 260V259H74ZM73 260V261H74ZM105 260H106V262H105ZM123 260H121V261H123ZM117 261V260H116ZM128 261V262H129ZM45 262V263H44ZM54 262H55V260H54ZM68 262V261H67ZM69 262H70V260H69ZM75 262V261H74ZM78 262V261H77ZM118 262V261H117ZM124 263L123 264H127L125 261H123ZM57 263V264H58ZM71 263V262H70ZM69 263V264H70ZM116 263V262H115ZM50 264V263H49ZM51 264H52V262H51ZM54 264V263H53ZM55 264H56V262H55ZM80 264V263H79ZM85 264V263H84ZM112 264H113V262H112ZM118 264H122V262L121 263H118ZM129 264H130V262H129ZM134 264V263H133ZM140 264H141V262H140Z\"/></svg>","mask_w":264,"mask_h":264},{"label":"rangeland","instance_id":"rangeland-1","mask_svg":"<svg viewBox=\"0 0 264 264\" xmlns=\"http://www.w3.org/2000/svg\"><path fill=\"white\" fill-rule=\"evenodd\" d=\"M1 1H2V0H0V8H1L0 10H1V11L3 10V12H2V13L0 12V25H1V26H0V30H1V28L4 29V30H5L6 28H7V29L5 30V32H3L4 30H2V31L0 32V35H2V33H3L2 37L0 36V43H1L0 45H1V46H4V47H2V49H1V51H0V53H1V54H0V72H1L0 76H1L2 73H3V75H2L3 77H2V76L0 77V78H1V79H0V80H1L0 83H2V84H0V85H1V86H0V91L2 90V91H1L2 93L0 92V95H1L0 98H2V99H0V101L2 102V104L4 103V104H3V106L5 105L4 108L6 107L5 109H6V110L8 109L10 112L7 110V111H6V112H8V114H7L5 111H3V110H5V109L2 108V105H0V109H1V108L3 109V110L1 109L2 111H0V112L6 114V115H4V116H3V114H2V116L0 115V118H1V117H2V118H3V117H4V118H5V117L7 118L8 116H10L9 118H7V119H10V120H8L9 122L11 121V122L13 123V122H14L13 120H16L15 122H18V123L21 122L22 125L20 124V126H21V127H24V129L21 128V130H19L20 128L15 129V128H13V126L11 127L12 124H11V122H10V123H9V124H10L9 131L11 130L10 133H11V136H13L12 138H15V136H17V137H16L15 139H13V140H15V144H16V142H18V143H17V145H14L12 142L10 143V141H8L9 143H5V144H4V145H5L4 147H7V148H8V149L6 148L7 151H9V149H10V152L13 151V155L15 156V157H13V160L16 159L17 162H16L15 160H14V162H16L17 165H18V163H21L22 159H23L28 153H31V152H30V151H31L30 148H32V147H36V146H37L36 141H37V143L40 145V143L43 142V141H40V139L43 140L42 138H43L44 136H45V138L47 137L46 135H43V133H39V134H37L36 131H34V130H35L34 128H33V131H32V130H31V129H32L31 126H32V127H37V126L39 125V123H37V122L40 121V122H41V124H40L41 126H40V125H39V126H40L42 129L45 128V126L42 125V124H43V121H45V120L48 121L49 119H48V120L46 119V118H47V117H46L47 115H46V113H43V111L47 110V108H48V111H51V108L55 105L54 102L56 103L55 106L58 105V107H55V108H56V110H57L59 113H61V112L63 111L62 108H64V107H65V108H64L65 111L62 112V113H65V112L67 111L66 109L70 108L69 106L72 105L73 111L75 112V111L77 110V112H75V113H77V115H78V113H81V114H79L80 117H79V115H78V117H77V115L75 114V116H76V120H77L78 118H82L84 121H86V122H84L82 119H78L77 121L74 120V121H72L73 123L70 121L72 124L69 123V124H68V127H69V125H70V128H71L72 126H74V125H75L76 127H78V129H76V127L74 126L75 129L72 128V129H71L72 131L74 130V131H77L78 133H79V132L81 133V132L84 131L83 133L80 134V136L83 135V138H84V133H85V131H88V132H86V133L88 134V133H90V131L92 130V131H91V133H92V132H93V129L95 128V131H97V129H99L101 132H103L102 134L108 139V140L106 141V138H105L104 136L101 137V138H99L98 135L100 136L101 134H98L97 132L94 131L93 133L95 134V136L97 135V137L94 138V137H93L94 134H92L93 136H90V135L88 134L90 137H86L87 140H86L85 142H88V145H87V146H89V148L92 147L93 150L96 149L95 147L99 146L101 143L98 144V145H96L97 142L95 143V141H98V140L100 139L99 141H101V142L103 141L104 145L106 144V142H107V143H108V142H111V144L113 143L112 145H110V147L113 146V145H115V146L112 147V148H116V149H113V150H114V151L116 150L114 153H115V155L117 154V156L119 155L120 150L124 152V151L126 150V148H127V151H125L126 153H124L123 155L127 154V152H128L129 155H131V154L134 153V152L136 153L137 150H138L137 152L140 153V151H143V150H145V148H146V146H145L144 144H146L147 141H146L145 143H144L143 141L148 140L147 138L145 139L144 136H143V135H145V137H147L146 134L149 133V132L146 133V134L144 133V132H147V131L145 130L146 128L144 129L145 131L143 132V134L140 133V134H141L140 136L143 137V138L141 139V141L143 140L142 143H141V141H140V138H141V137L138 135L139 133L137 132V130L134 131V133H135V132L138 133V134H136V135L139 136V137H137V139L139 140V143H141L142 145L138 143V140H137V139H136V142H134L135 140L132 139L133 141L126 142V145H125V143H124V141H125V140H124V138H125L124 135L127 134V133H129V132L132 133L131 130H132V128L134 129V127L132 126V123H131V122L134 123L133 125H135V124H136V125H139V124H141V122H142L143 125H144V122H143V121H145V123H146L147 118L145 119V118H143V116L146 117L148 113H146V112H142V111H141V108H137L136 106H139V107H140V104L137 105V104H136L137 102H135V100L137 101V100H139V99L141 98L139 95H140L141 92L143 93L142 90H144V92H146V91H145V88H146V90L148 89V90H147V92H148V91H150L149 89H151L150 92L152 93V89H153V87L155 88L154 85L157 84L156 87H158V88H157V90H158V89H159V85L161 84V81H162V84H161V85L164 84V87H163V86H160V89L164 88V90L162 89V90H158L157 92L155 91V92H156L155 95H157V96L159 97V99H158V97L156 96L157 99H158V101L160 100L159 102L162 103V105L165 104L167 107H166V106H164V107L161 106L162 109L164 108L163 110H162V109H159L160 107H158L159 112H158V111H157V112H158V113H161L160 111H164V110H165L164 112H167V111H168L167 113H170V114H169V115L167 114V115H168V116H167L166 113L163 114V112H162V114L159 116V114L156 112V114L154 113L155 115L153 114V116H155V117L152 116L151 118L157 119V120H158V123H157V120H155L156 123H157V124H161L162 126H164V124H166L167 122H169V121H168L169 119H166V117L169 118L170 116H171V117H170V121H173L171 124H173L174 122L177 121V120L175 121L176 117H177V119H178V122H181V121H179V119L182 118L183 114L186 113V110H187L188 108H191V106H192L191 109H194V110H195V107L197 108V107H199V106H200V107L202 106L201 109H200V107L197 108V109H198V110H197L198 115H199V113H204L203 110L205 109V108L203 109V103L205 102V101H203V99H202L203 103H200V102H202V101H201L200 98H197V97L195 98L196 100L194 99V101L192 102L193 97L190 98V96H189V95H191V94H189V93H191V92L193 93V92L196 91V89L194 90V88H195V87L197 88V87L199 86V84H196V82H197L196 80H195V81L192 80L194 76H192L193 73H192V75H190V73H191L192 71H191V70H188V67H183V69H182V66H183V64H184V59H185L186 57L189 58L188 56H190V57L192 56L193 61L196 60V61H195L196 63H197L198 61L204 59V61H202L203 63L200 62L202 65H203V64L208 65L209 63H207V62H209L210 59L212 60V63L215 62L216 64H215V63H214V64H212V63L209 64L210 67H211V65H213V66L216 65V66H214L213 68L211 67L214 71H213L212 69H211V70H210V69H207V67H208L209 65H208L207 67H206V65H205V67H206L205 70H206V71L209 70L210 73H211V74H209V75L212 76V77H213L214 74H217V73H218V74H217L218 77H216V75H214L216 79H215V78L213 79V78L211 77V79H213L212 82H214V81L216 80V82L213 83L212 85H214V87H216V88L219 87V89L221 88V86L224 85V86L221 88V91L224 92V90L226 89V90H225V93H226V91H227V93H228L229 90H230L229 88H230L231 86L229 85V86H230V87H229L228 85H226V87H227V88H226V87H225V84H230V83H232L231 80H230V79H232V78H230V73H231V74H234V73L236 74L237 72L239 73L238 70H239L240 67H241L240 71H241V72H244V70H245V72H244V74H245V73H246V70L248 69V64H246V62H248V63L250 62V59H252L251 56H252V57H253V56L256 57L255 55H257V54L259 53L258 51H260L259 48H262V46L260 47L261 42H260V40H259V37L261 38V36H260L261 34H260V33L258 34V32H262V31H261V26H262L261 22H262V20H260V19L262 18V17H261V16H262V13H261V9H260L261 7H259V6H261V4H260V3H261V0H260V1H259V0H255L256 2H254V0H252V1H248V0H247L246 3H249L250 5H249V4H246V3H245V0H244V1H241V0H240V2H239L238 0H236V3H235V0H219V1H218V0H212V1H211V0H210V1L207 0V2H206V0H204V1H203V0H201V1H200V0H192V3L190 2L191 0H190L189 2H188V0H179V2H177V0H173V1H172V0H169V1L172 2V3H173L174 1H176L177 3H179L180 7L177 6V9H176V5H178V4H177L176 2H174L175 4H172V3L168 2V0H166L167 2H166L165 0H160L161 2H159V3H158V0H157V1H155V0H151V1L149 2L150 4H149L148 2H145L146 0H144V1H143V0H139V2H138V0H137V1H136V0H133V1L130 0L132 3H131L129 0H120V1H119V0H117V1H116V0H114V1L108 0V1L111 2V5H112V6H115V7H112V6L110 5V3L107 2V1H105V0H104V1H103V0H96V2L98 1V7H100L99 5L101 4V7L99 8V10H98V7H97V6H94L93 4H92V6H93L94 8H91L92 6H91V3H89V2L92 1V3H93V1L95 2V0H90V1H88V0H82V1H81V0H80V2H79V0H77V1H76V0H73L72 2H70L71 0H61V2H60V0H59V1H58V0H52V1H51V0H46V2H43V1H45V0H40V1H39V0H38V1H37V0H34V1H33V0H29V2H28L27 0H25V1L23 0L22 2H21V0H16V1H15V0H9V1H8V0H5L6 3H4V5H2V4H3V2H5V1H4V0H3L2 2H1ZM7 1H8V2H7ZM10 1H11V2H10ZM47 1H48V2H47ZM62 1H63V3H62ZM65 1H67V2L65 3ZM84 1H85V3H84ZM86 1L90 4L91 7L87 6V5H89V4L86 3ZM118 1H119V2H118ZM121 1H122V2H121ZM124 1H126V2L129 1V2L126 3V2H124ZM135 1H136V2H135ZM141 1L144 2L143 5L141 4V3H142ZM147 1H148V0H147ZM164 1H165L166 3H168V5H167ZM182 1H183L184 4H183V3L180 4V2H182ZM186 1H187V2H186ZM221 1H222V2H221ZM224 1H225V2H224ZM230 1H232V2H230ZM233 1H234V2H233ZM257 1H259V2H257ZM12 2H13V3H12ZM26 2H28V3H26ZM54 2H55V3H54ZM58 2H59V3H62V5L64 4L65 6L68 5V8H69V9H68L67 7H65L64 9L67 8L68 10H70V8H73V7H74L76 10L73 9V11H75V12L77 11L78 13L80 12V13L78 14L79 17H77V15H76V16L74 15V14H77V13H74V14H72V15H73L74 17L77 18V19H74V17H70V16H71V15H70L71 13L69 14V13H67V11H64V13H63V12H62L63 10H61V12H62L63 14H62L61 12L59 13V10H60L62 7H64V5L62 6V5L59 4ZM68 2H69V3H68ZM73 2H74V3H73ZM76 2H77V3L79 2L78 5H77ZM81 2H82L83 4H82ZM99 2H100V4H99ZM102 2H103V3H102ZM112 2H113V3H112ZM120 2H121V3H120ZM123 2H124L125 4H124ZM153 2H155V3H153ZM163 2H164V3H163ZM194 2H195V3H194ZM197 2H198V3L200 2V3H199L198 5H196ZM204 2H205V4H203ZM212 2H214L215 4L212 3ZM216 2H217V3H216ZM220 2L222 3V5H221ZM226 2H228V3H226ZM237 2H238L239 4H237ZM251 2L254 3V5H252ZM10 3H12V4H10ZM15 3H16V4H15ZM22 3H24V4H22ZM30 3H31V4H30ZM33 3H35L36 5H34ZM49 3H50V4H49ZM52 3H53V4H52ZM57 3L59 4L60 7L62 6L60 9H58V8H59L58 5H54V4H57ZM104 3H105V4H104ZM107 3H108V4H107ZM114 3H116V4H114ZM118 3L121 4V5H119ZM129 3H130V5H129ZM135 3H136V4H135ZM145 3H146V5H144ZM169 3L171 4V6H170ZM185 3H186V4L188 3V4H187L188 7L191 5V6H192V9H193V6H194V5L198 6L199 8L195 6V9L193 10V11H195L196 14H199V12H207V13H203V14L201 13L202 16H204V14H206L204 18H203L202 16H200V18H199V16L197 15V16H198L197 18L199 19V21H200L201 17H202L201 20H203V19L205 20L204 23H203V21H202V22H199V23H202L204 26H203L202 24H198V23H197V24H196V23H193V24H196V25H194V26H195L196 28H199V29H195V33L199 31L198 33H199V35H201L200 32H202V35H201V36L206 38V39L203 38V39H204L203 43H204L205 41H206V42H205L206 44H209V41L212 42V44H209V45H208V46L211 45V46H210L211 48H210V47H207V45L204 43V48L202 47L203 44H202V46L200 45V46L202 47L201 50H200V47H199L198 50L196 49V48H198V47H196V46H195V48L193 47V49L196 50V52H194V50L191 48V47L193 46V44H192L191 42L188 43L189 41L186 42V39H187V38H186V39H185V38L183 39V36H182V35H179L180 32H179V29H178V28H179L180 25H182L181 20H183V19L186 18V17H187V18H188V17L191 18V17H194V16H195V14H194V16H192V14H193L192 12H193V11L190 12L191 9H190L189 11L184 9V8H188V7H185V6H186ZM190 3H191V4H190ZM193 3H194V4H193ZM209 3H211V4L213 5V6H211V4H210V6H211V10H210V11H211V12L209 11V9H210V8H209V7H210V6H209ZM224 3H226V4H224ZM234 3H235L236 5H235ZM242 3H243V5H242ZM255 3H256V4L259 3L258 6L255 5ZM5 4H6V5H5ZM7 4L9 5V7H11L12 5L15 6V7L12 6L13 8H12V7L10 8V10L12 9V10H11V11H12V14H14V15L16 14V15H15L16 17L18 16V18L15 17L16 19H14V18H13L14 15H13V16H12V14L10 15V16L13 18L14 21L11 20L12 18H11L10 16L8 17V18H10V20L8 19L10 22H9L8 20H6L7 18L5 19V17L11 13V11H10L8 8H6V7H7ZM27 4H28V6H30V7H31V6H36L35 9H34V11H33V9L31 10V8H34V7L29 8V10H31L33 13H35V10H36L37 8H39L40 10H39L38 12H37V10H36V13H39V12L41 11V8H42V9H43V10L41 11L42 13L40 12L42 15H43V12H45L46 10L49 9V11H50V10L52 11L54 8H57V7H58V8H57V10H58L57 12L55 11L56 9H55L54 11H52V12H53L54 15H55L56 13H58L59 15L62 14V15H60L61 17L59 16V19H60V20H59L58 18L56 19V16L58 17V14H56V16L54 17V19H55V20H54L53 17H52V16H53L52 13H50V12H48V13H50L52 19L54 20V23H55V21H56V23H58V24H59V22H61L60 25H62V26H60V25H58V24H56V25L60 26L61 28H62V27H66L67 30H66L65 28H63L64 30H66V31H63V35H61V34H62L61 31H60L61 34H60V33H59V34H54V33L59 32V31H57V29H56L57 32L55 31V32L52 34V32H50V30H51V31H54V29L52 30L51 28H53V27L55 28V26L52 25L53 27L50 28L51 25L48 24V26H49V27H48L46 24H47L48 22H50V21L47 22V20H51L52 22H53V20L48 16L49 14L43 15V16H45V17H43L40 13H39V14L41 15V17H40L38 14H35V15H37V16H35L36 19H37V17H38V18L40 17V18H39V20H40V19L43 17L42 20L45 21V18H46V16H47V18H46V19H47V20H46V23H45V25H43V23L40 22V21H41V20H40L39 22H38V21H37V22L40 23V24L42 23V24H41V25H43L42 28L38 27V26H41V25H39L38 23H37V25H35L36 27H34V22H35L36 20L34 21V20L31 19V16L33 15V13H31V11L27 10V9H28L27 6H26ZM32 4H33V5H32ZM40 4H42V5H40ZM45 4H47V5L45 6ZM71 4H72V5H71ZM81 4H82V6H80ZM84 4H85V5H84ZM86 4H87V5H86ZM103 4H104V5H103ZM117 4H118V5H117ZM122 4H123V5H122ZM155 4H158V5H159V6L156 5L157 8H158V7H162V8L165 7L166 10H165V8H164L162 11H161V10L159 11L160 8L156 10V7H155V8L153 7V5H155ZM161 4H162V5L165 4V6H161ZM189 4H190V5H189ZM202 4H203L204 6H203ZM206 4H208V5H206ZM217 4H219L221 7H220L219 5L217 6ZM223 4H224V7H223ZM228 4H230V5H229V6H230V9H228L229 7H228V8L226 7V6H228ZM232 4L235 5V6L233 7ZM240 4H241V5H240ZM244 4H245V5H244ZM17 5H19V6L17 7ZM37 5H38L39 7H38ZM52 5L57 6V7H54V8H53ZM70 5L73 6V7H71ZM102 5H103V6H102ZM105 5H106V6H105ZM128 5L130 6V7H129L130 9H132L131 7H133V9H134V13L137 14V15H135V14L132 12L133 9L130 10V9L128 8ZM134 5H135V8L137 9V11H138V10H139V11L141 10V11H140V14H142L143 16L141 17V15L139 14V15H140V18L143 19V17L146 16L147 21H146L145 18H144V19H145V22H144V19L142 20V19L138 18V17H139V15H138L139 11H138V12L136 11V9L134 8ZM137 5H139V6H137ZM150 5H151V6H150ZM172 5H175V6L172 7ZM199 5H200V6H199ZM205 5H206V7H205ZM214 5H215V7H214ZM239 5H240V6H239ZM1 6H3L4 9H3ZM24 6H26V8H25L26 11H25V10H22V7H24ZM41 6H42V7H41ZM50 6H52V8H50ZM69 6H70V7H69ZM79 6H80V7H79ZM83 6L86 8V10H85V8H84ZM109 6H110V7H109ZM118 6H119V7H118ZM124 6L128 9V12H130V11L132 12V13L130 12L131 14L128 13V16H127L128 18L126 17L127 13H126V15H125V14H122L123 11H121V10L126 9ZM191 6H190L189 8H191ZM208 6H209V7H208ZM216 6L219 8V10H218V8H217ZM236 6L241 7L240 11L238 10V9H239L238 7H237L238 9L236 8ZM255 6H257V7H255ZM16 7H17V9H16ZM19 7H21V8H19ZM43 7H45V8H43ZM46 7H47V9H46ZM77 7H78L80 10H78ZM96 7H97V8H96ZM103 7H106V9L103 8ZM108 7H109L110 9H109ZM151 7H152V8H151ZM170 7H171V8H170ZM181 7H184V8H181ZM203 7H205V9H204L205 11L203 10ZM207 7H208V8H207ZM222 7L224 8V11H223V8H222ZM231 7H232V8H231ZM242 7L244 8L243 10H244L245 13H247V12L249 13V14L247 13L248 15H246V14L243 13ZM245 7H246V8H245ZM250 7H251V8H250ZM14 8H15V9H14ZM82 8H83V9H82ZM89 8H90V9H89ZM95 8H96V9H95ZM112 8H113V10H115V11H113ZM114 8H116V9H114ZM117 8H120V10H118ZM146 8H148L149 11H148ZM153 8H154L155 10H154ZM162 8H161V9H162ZM169 8H170V9H169ZM172 8H173V9H172ZM189 8H188V9H189ZM201 8H202V9H201ZM206 8H207V10H206ZM234 8H236V10L238 11V13H237V11L234 10ZM249 8H250L251 10H250ZM255 8L257 9L256 12H255ZM6 9H7V10H6ZM18 9H19V10H18ZM45 9H46V10H45ZM94 9H95V10H94ZM108 9H109L110 11H108ZM127 9H126V10H127ZM152 9H153V10H152ZM171 9H172V11L169 12L168 10H171ZM182 9H183V11H182ZM197 9H199V10L201 9V10L199 11V10H197ZM213 9H214V10L216 9V10L214 11ZM220 9H222V10H220ZM231 9H232V11H231ZM246 9L250 10L251 12H250V11H246ZM252 9H253V10H252ZM4 10H5V11H4ZM14 10L17 11V13H16ZM20 10H21V11H20ZM71 10H72V9H71ZM87 10H89V12H88ZM100 10L102 11V13L104 12V13H103V14H104L103 16H101L102 13L100 12ZM111 10H112V13L115 14V15H113V14L111 13ZM126 10H124V11L127 12ZM142 10H143V11H142ZM151 10H152L153 12H152ZM177 10H178V11L181 10L180 12H182V15H181ZM184 10H185L186 12H184ZM217 10H218V11H217ZM241 10H242V13H241V14L244 15V16H241V17H237V18H235V19H237V20L235 21L234 17H236L237 14H240ZM6 11H9L10 13H7V15H6V13H5ZM19 11H20V12H19ZM24 11H25V12H24ZM27 11H29V13H30L29 15H30V16L28 15V13H26ZM92 11H93V13H92ZM120 11H121V12H120ZM135 11H136L137 13H136ZM146 11H147V12H146ZM156 11L159 12L160 15H159ZM165 11H168L169 13H168V12L165 13ZM173 11H175V12H173ZM198 11H199V12H198ZM220 11H221V12H222V11L224 12V16H226V18L223 17V12L221 13V16H219L220 13H218V12H220ZM226 11H227V12H226ZM228 11H230V13L234 11V13H235V14L237 13V14H236V15H235V14L232 15V13L230 14ZM13 12H15V13H13ZM22 12H23V13H26V16H24L25 14L21 15V16H23V18H22V17L20 16V14H19V13H22ZM54 12H56V13H54ZM65 12H66V13H65ZM81 12H83V16H84V14L88 13V14H86V15L88 16L87 20H86V19L84 20V18H86V16H84V17L82 18V16H81L82 13H81ZM94 12H95L96 14L98 13V16L101 14L100 17L97 18L96 14H95ZM107 12H109V13H107ZM116 12H118V13H117L118 15L116 14ZM125 12H124V13H125ZM141 12H142V13H141ZM143 12H144V13H147V14L145 15V14H143ZM155 12H156V13H155ZM161 12H162L163 14H162ZM187 12H188V13H191V14H190L191 16H190L189 14H187ZM197 12H198V13H197ZM252 12H254V14H252ZM4 13H5V14H4ZM46 13H47V11H46ZM99 13H100V14H99ZM105 13H106V15H105ZM110 13H111V14H110ZM164 13H165V14H164ZM172 13H173V14H172ZM184 13H186V15H188V16H185ZM215 13H217V14H215ZM227 13H228V15H227ZM250 13H251V15H250ZM258 13H260L261 16H258V15H260V14H258ZM31 14H32V15H31ZM64 14H65V17H64ZM66 14L69 15V16L67 17ZM109 14H110L111 16H110ZM121 14H122L123 16H122ZM148 14H149V15H148ZM174 14H175V15H174ZM176 14H177V16H179V17H176ZM183 14H184V15H183ZM201 14H200V15H201ZM207 14H209L210 16L207 15ZM213 14H215L216 16L213 15ZM229 14H230L232 17H231ZM241 14H240V15H241ZM255 14H256V15L258 14V15L256 16ZM1 15H2V16H1ZM5 15H6V16H5ZM89 15H90V16H89ZM93 15H95V16H93ZM107 15H109V16H108L109 18L106 17ZM120 15H121L122 17H121ZM131 15H132V16H131ZM133 15H134V17H133ZM153 15H155V16H153ZM167 15H168L169 17H171V16H172V17L175 16V18L173 17L175 20H176V18H177L178 20L181 18L179 21H178V20L174 21V23L177 24V27L173 24V22H171V21H172V17L170 18L171 20H170V19L167 20V17H168ZM211 15H212L213 19H212ZM234 15H235V16H234ZM240 15H239V16H240ZM245 15H246V16H245ZM3 16H5V17L3 18ZM19 16H20V17H19ZM27 16H29V17H27ZM62 16L65 18V20H63L64 18L62 19V20L65 21V22H63V21L61 20ZM80 16H81L82 21H81V19H80ZM112 16H113V18H112ZM114 16H117V17H114ZM124 16H125V18H124ZM135 16H136V17H135ZM137 16H138V17H137ZM159 16H160V18H159ZM166 16H167V17H166ZM214 16H215V17H214ZM217 16H218V17H217ZM237 16H238V15H237ZM247 16H248V17H247ZM249 16H250V17H249ZM253 16H255V18H254ZM25 17L31 19V20H29V19H27V20L32 21V23H33V27H32V24H31V23H30V24H31V27H29L30 25L26 22L27 20H24V23H22V22H23L22 20H23ZM32 17H34V15H33ZM35 17H34L33 19H35ZM90 17H91L92 19H90ZM119 17H120V18H119ZM130 17H131V18H130ZM132 17H133V20H132ZM153 17H154V18H153ZM157 17H158V19H157ZM161 17H162L163 19H162ZM164 17H165L166 19H165ZM169 17H168V18H169ZM183 17H184V18H183ZM216 17H217V18H216ZM220 17H222V18H220ZM227 17H229V18H227ZM230 17L233 18V19H231ZM252 17H253V19H254L255 21L252 19ZM257 17H258V19H257ZM259 17H260V18H259ZM26 18H25V19H26ZM66 18H68V19H66ZM72 18H73V19H72ZM78 18L80 19V21H78ZM103 18H104L105 21L103 20ZM105 18H106V19H105ZM121 18H123V19H121ZM207 18H208V19H207ZM240 18H241V19H240ZM246 18H249V19L247 20ZM3 19H4V20H3ZM17 19H20L21 22H20L19 20H17ZM21 19H22V20H21ZM101 19H102V20H101ZM111 19L115 20V22H117V24H118L119 22H121V23L124 22V23H122L123 25H117V27H118V26L123 27L124 25H126L127 28L124 26V27H125L124 30H123V28H122V30H121V29H120L121 27H118L119 30H118V28H117L118 32H117V30H116V34L114 35L115 31H114V33H113V32H111V30H112V28L116 27V26H115L116 23H115L113 20H111ZM117 19H118V20H117ZM124 19H125V20H124ZM134 19H135V20H134ZM137 19H138V21H137ZM148 19H150V20L152 19V20H151V21L149 20L150 22L148 23ZM206 19L208 20V22L206 21ZM216 19H218V20H216ZM242 19H246V20H242ZM251 19H252L251 23H248V22H250L249 20H251ZM5 20H6V21H5ZM37 20H38V19H37ZM58 20H59V22H58ZM69 20H72V21L75 20L74 22H75L77 25H79V22H80V25H81V26L79 25L80 27H79V26H78L79 28L77 27V28H78V31H75V30L71 29V28L73 27V25H76V24H75L74 22H72V21H69ZM97 20H99V22H98ZM110 20H111L112 22H111ZM122 20H123V21H122ZM126 20H127V21H126ZM140 20H141V21H140ZM154 20H155V21L157 20L156 23H153ZM158 20H159V22H158ZM161 20H162V21H161ZM165 20H166V24H167V21H168V24H167V25L164 23ZM186 20H188V19H185V21H186ZM192 20H195V18H193V19L191 18V19H189L188 21L190 22V21H192ZM221 20H223V21H221ZM225 20H226V21H225ZM256 20H257V21L260 20V21H258V23H257ZM77 21H78V22H77ZM88 21H90V24L88 23ZM94 21H95V22H94ZM96 21H97V25H95ZM102 21H103V22H102ZM107 21H108V22L110 21L112 24L115 23L114 26L112 27V26H111L112 24H111L110 26L106 25V24H110V22L108 23ZM135 21H136V22H135ZM142 21H143V22H142ZM155 21H154V22H155ZM183 21H184V20H183ZM183 21H182V22H183ZM185 21H184V22H185ZM197 21H198V20L196 19L195 22H197ZM212 21H213V22H212ZM224 21H225V23H224ZM238 21H239V23H240V21H241V24L237 23ZM247 21H248V22H247ZM4 22H6V23H4ZM12 22H13V24H11ZM14 22H15V23H14ZM52 22H51V23H52ZM62 22H63V24H62ZM66 22L68 23V25H69V24L71 25V24H73V23H74V24L72 25V27H71L70 25H69V26H66V25H67ZM69 22H72V23H69ZM82 22H83V23H82ZM92 22H94L93 25L91 24ZM113 22H114V23H113ZM125 22H129V23L125 24ZM133 22H134L135 24H134ZM138 22H139V23H138ZM162 22H163V23H162ZM169 22H171V23H169ZM177 22H179L180 25H179ZM184 22H183L184 25H182V27L180 26L181 28H183L184 26L186 27V26H188V25L191 23V22H190V23L188 24V22H187V25H186V22H185V23H184ZM192 22H193V21H192ZM209 22H210L212 25H210ZM215 22H216V23H215ZM222 22H223L224 24H223ZM226 22H227V23H226ZM242 22H246V24L248 23V25H246L245 23H242ZM253 22H256V23L254 24ZM1 23H2V24H1ZM16 23H17V24H16ZM26 23L29 25L28 28H27L29 33H30L31 31H33V30H34L35 33L38 32V34L41 32L42 34L39 35L41 40H42L41 36L43 37V35H44V36L46 35V36L43 38V39H45V41H46V42L43 41V42L46 43V45H47V43H48L49 41H51V40L53 39V45H51L52 41L49 42L50 44H48V45H50V46L47 45L48 47L51 48V50H49L50 48L48 49L47 46H44V47H43V46H39V47H40L39 50H38V48H37V49L35 48L36 50H35V51H32V49L34 50L33 46L36 45V44H38V43H36V41H35V43H33V42H32L33 40H30L31 38H29L32 34L34 35V32H31V34H28V33L26 34V32L23 31V30H25V31L27 30V29H25V28L27 27V25L25 26ZM51 23H50V24H51ZM85 23H86V24H85ZM99 23H100V24H99ZM101 23L105 24V26H107V29H106V27H105L104 25H101ZM132 23H133V24H132ZM137 23H138L140 26H139ZM151 23H152V24H151ZM157 23H158V24L160 23V24L158 25ZM161 23H162V25H161ZM219 23H221L222 26H221ZM233 23H234V24H233ZM235 23L238 24L239 27H238V25H236ZM4 24H8V26L6 25V27H4V26H5ZM9 24H10V25H9ZM35 24H36V23H35ZM82 24H85L86 26H85V25H84V26L86 27V29H87V28H88V29L86 30L85 27H84ZM87 24H88V25H87ZM98 24H99V26H98ZM144 24H146V25H145L144 27H142V25H144ZM153 24H154V25H153ZM155 24H156V25H155ZM163 24H164V25H163ZM169 24H170V25H169ZM208 24H209V25H208ZM227 24H229V25H227ZM251 24H252V26H253V24H254L255 27H252V26H251V27H252V28H251V27H250ZM260 24H261V26H259ZM14 25H16V26H14ZM54 25H55V24H54ZM63 25H64V26H63ZM77 25H76V26H77ZM91 25H92V26H91ZM127 25H128L129 27H128ZM135 25L138 26V28H136ZM147 25H148V26H147ZM152 25H153V26H152ZM165 25H166V26H165ZM168 25L171 26V27H169ZM178 25H179V26H178ZM191 25H192V24H191ZM197 25H198V26H197ZM200 25H202V26H201V27H202V30H200V29H201ZM205 25H206V26H205ZM213 25H217L216 28H215V26L213 27ZM219 25H220V27H219ZM231 25H233L234 27L232 26V28H231V27H230ZM256 25H258V26H256ZM9 26H10V27H11V26L16 27V30H17V28H21V27H22V28H21V29H18L19 31H18V30L15 31V28H14V27H12V28H13V29H12V28H10ZM19 26H21V27H19ZM46 26L48 27L49 30L47 29ZM76 26H74L73 28L76 29V28H75ZM90 26H91V28H90ZM101 26H103V28L105 27L104 29H106V31L110 29L109 36H110L111 38H113L112 40H111V38L108 36V34H106V33H108V32H105V30L102 29ZM130 26H131V27H130ZM134 26H135L134 30H136V29L138 30V29H139V31L136 30V32H135L134 30H132ZM150 26H151V27H150ZM155 26H157V27H160V26H161V29H160V28H157V27H155ZM167 26H168V27H167ZM189 26H190V25H189ZM194 26L192 27V33H193V30H194L193 28H195ZM208 26H211V27H208ZM225 26H226V28H225ZM240 26H244V27H243V28H242V27L240 28ZM245 26H246V27H245ZM43 27H46V29H44ZM60 27H58V28H60ZM67 27H70L69 30H68ZM92 27H94V28H92ZM99 27H100V28H99ZM111 27H112V28H111ZM146 27H147V28H146ZM152 27H153V29H154L153 31H152ZM154 27H155V28H154ZM165 27H166V29H167V28H168V29L170 28L171 31H170V30L167 31L168 29L166 30ZM172 27H173V28H172ZM175 27H176L178 30H176ZM190 27H191V26H190ZM203 27H204V28L206 27L207 30L210 28V30L207 31V30L204 29ZM212 27H213V28H212ZM221 27H222V28H223V27L225 28V29L223 30L225 33L222 32V28H221ZM227 27H229L230 30H229V28L227 29ZM235 27H236V29H235ZM247 27H250V28L247 29ZM257 27H260V28H257ZM23 28H24V29H23ZM29 28L31 29L30 31H29ZM33 28H36L38 31H37L36 29H33ZM56 28H57V26H56ZM61 28H60V30H61ZM97 28H99V29H97ZM128 28H129L132 32H131ZM141 28H142V30H141ZM144 28H146V30H144ZM148 28H149V29H148ZM150 28H151V29H150ZM156 28H157V29H160L161 31H160V30H157ZM163 28H164V30H165L164 32H162V31H163ZM174 28H175V31L178 32V34H175ZM187 28H188V27H187ZM214 28H215V29H214ZM219 28H220V29H219ZM233 28L235 29V31L237 30V32L240 31V32H239L240 35H239V33L235 32L234 30L232 31ZM253 28H254L255 30H254ZM256 28H257V30H256ZM8 29H9V30H8ZM32 29H33V30H32ZM41 29H42V30H41ZM63 29H62V30H63ZM79 29H81V31H80ZM91 29H92V30L95 29V31H96V30H97V31L95 32L94 30L92 31ZM100 29H101V30H100ZM115 29H116V28H115ZM127 29H128V30H127ZM172 29H173V31H174V34L172 33V32H173ZM212 29H213V30H212ZM217 29H218V30H217ZM241 29H242V30H241ZM244 29H245V30H248V31H245ZM251 29H252V32H251ZM7 30H8V31H7ZM72 30H73V31H72ZM76 30H77V29H76ZM85 30H86V32H84ZM113 30H114V29H113ZM120 30H121V31H120ZM148 30H150L149 32H150L151 37L153 36L152 38H150V36H149V38H148V35H149ZM156 30H157V31H156ZM188 30L191 31V29H189V28H188ZM204 30H206V33H204V32H205ZM220 30H221V31H220ZM225 30H226V31H225ZM228 30H229V31H228ZM253 30H254V31H253ZM259 30H260V31H259ZM20 31H21V32H20ZM22 31L25 33L26 36H29V35H30V36L28 37V38H29L28 41L30 40V41L32 42V44H34V45L32 46L31 43H30V41H29L30 44H29L28 42H27V43H28L29 45H31V46H29V47H30V48L32 47V49H30L29 47H26L25 45H22V44H26V43L23 42V40L26 42V39H23V38H26V36H22V35H24V33H23ZM39 31H40V32H39ZM48 31H49V32H48ZM69 31H70V32H69ZM71 31H72V32H71ZM79 31H80V32H79ZM125 31H126V32H125ZM128 31H129V34H130V33L132 34V33L134 32L133 34H134L135 36H134L133 34H132L133 37L131 36V34L128 35ZM142 31H143V32H142ZM144 31H145V34H146V35L144 34ZM155 31H156V33H155ZM190 31H188V32L191 33ZM203 31H204V32H203ZM209 31H210V32H209ZM212 31H213V32H212ZM214 31H215V32H214ZM230 31H232V32H230ZM249 31L251 32V34H250ZM255 31H257V33H256ZM7 32H8V33L10 32V34H12V36H11L10 34H7ZM13 32H16V33H13ZM45 32H46L47 34H49V33H50V34L47 35ZM66 32L70 33V35L72 34V35H71V39L68 38V37L70 36L69 34H68V35L65 34L66 37H67V36H68V37H67V38L64 37V39H63V36H65L64 33H66ZM76 32H77V33H76ZM88 32H89V33H88ZM92 32H93V34H92ZM97 32H98V33H97ZM122 32H123V33H122ZM124 32L127 33V34H124ZM139 32H140V34H139ZM151 32H152V33H151ZM160 32H161V33H160ZM168 32H169V33H168ZM226 32H227V35H226ZM229 32H230V33H229ZM248 32H249V33H248ZM18 33H19V34H18ZM20 33H21V34H20ZM75 33H76V34H75ZM90 33H91V34H90ZM104 33L106 34V35H105L106 37L108 36V40H109V42L106 40L107 38H106V39H103V37H105V36H104ZM119 33H120V34L122 33V34L125 35V37H124L125 40H124V41H121V40H123V39H122V36H123V35L121 34V37H120V34H119ZM135 33H136V34H135ZM154 33H155V34H154ZM159 33H160V34H159ZM195 33H194V34H195ZM209 33H210V34L213 33V34H211V36H209V35H210ZM222 33H223V34H222ZM234 33H235L236 35L238 34V36L236 37ZM243 33H246V34H245V37L247 38V40L244 39L245 37H243V36H244ZM253 33H254V34H253ZM4 34H5V35H4ZM14 34H15V35H14ZM74 34H75V35H74ZM78 34H80V37L78 36ZM81 34H82V36H81ZM87 34H88V35H87ZM100 34H101V35H100ZM118 34H119V35H118ZM138 34L140 35V37H139ZM142 34H144L145 36L142 35ZM153 34H154V35H153ZM166 34H168V36H169L168 40L166 39V38L168 37V36L166 37ZM169 34H170V35L172 36V38H174V39L170 38L171 36H170ZM194 34H192V35H194ZM196 34H197V33H196ZM196 34H195V35H196ZM207 34H209V35H207ZM216 34H218V35L220 34L221 36H220V35H219V36H218V35L216 36ZM242 34H243V35H242ZM247 34H249L250 36L253 34V35H252V36H253L252 39H251V37L248 36ZM257 34H258V35H257ZM9 35L11 36V38H9V37H10ZM16 35H17L18 37H17ZM52 35H53L54 37H53ZM89 35H90V36H89ZM94 35H95V36H94ZM97 35H100V36H97ZM102 35H103V36H102ZM117 35H118V36H117ZM157 35H158V36H157ZM159 35H160V36H159ZM174 35H175L177 38H176ZM178 35H179V36H178ZM197 35H198V34H197ZM212 35H214L215 37L212 36ZM224 35H225V36H224ZM231 35H233V37H234V39H232V40L229 39V38H232ZM241 35H242V36H241ZM246 35H247L248 37H247ZM6 36H8V37H6ZM20 36H22V37H20ZM58 36H59V37H58ZM60 36H61V37H60ZM75 36H77V39H78V40H82V39H83V36H84V39H83V41H80V43H79L78 40H75V39H76ZM88 36H89V38H88ZM91 36H92V37H91ZM112 36H113V37H112ZM115 36H116L115 39H116V42H117L116 45L114 44V43H115V40H114V37H115ZM127 36H130L131 38L128 37V38H129V40H128V38H126ZM142 36H143V37H146V36H147V37H146L147 39H146V38H141ZM164 36H165V37H164ZM173 36H174V37H173ZM222 36H223L224 38H223ZM226 36L228 37V38H227V42L224 41V40L226 39ZM254 36H256V37H254ZM16 37H17V39H16ZM46 37H48V39H49L50 37H51V38H50L49 41H47V40H46V39H47ZM56 37H57V38H56ZM90 37H91V38H90ZM117 37H118V38H117ZM134 37H136V38H138V39H136V38H134ZM162 37H164V38L170 43V46H169V43H168V45H164L163 43H160V40L162 39ZM179 37H180V38H179ZM209 37H210V39H209ZM213 37H214L215 39H217V38H218V39L215 40ZM239 37L242 38V39H239ZM1 38H2V39H1ZM3 38H4V39H3ZM7 38H8V40H7ZM12 38H13L14 40H13ZM20 38H21V39H20ZM35 38H36V39H35ZM37 38H38V36L36 35V37H33L32 39H34V40H39V39H37ZM60 38H61V39H60ZM86 38H87V40H85ZM97 38H98V40H97ZM99 38H100V39H99ZM109 38H110V39H109ZM119 38H121V39H119ZM140 38H141V39H140ZM153 38H154V39H153ZM156 38H158V39H156ZM160 38H161V39H160ZM164 38H163V39H164ZM207 38H208V41H207ZM212 38H213L215 41H214ZM219 38H222L223 40H222V39L220 40ZM236 38H238V41H237ZM253 38H254V39H253ZM10 39H12V40H10ZM19 39H20V40H19ZM56 39H57V40H56ZM67 39H68V40H67ZM90 39H94V41L92 42V40L90 41ZM102 39H103V41H101ZM117 39H119L121 43L118 42L119 40H117ZM139 39H140V40H139ZM148 39H149V40H148ZM159 39H160V40H159ZM170 39H171V42H170ZM177 39L180 41V43L182 42L181 40H184V42L181 43V45H180V44L178 43V40H177ZM180 39H181V40H180ZM203 39H202V40H203ZM248 39H249V41H251V43L248 41ZM250 39H251V40H250ZM257 39H258V40H257ZM4 40H5V41H4ZM16 40H17V41H16ZM41 40H40V41H41ZM58 40H59L61 43H60ZM66 40H67V42H66ZM72 40H73L74 44L72 43L71 45H72V46L74 45V46H73L74 49H76L75 45H76V46L78 45V46H77L78 48L82 47V48H80L81 51H82V54H81L80 49H79V50H77L78 48L76 49V50H77L76 53L79 51L78 53H79L80 55L78 56V53H77V57L80 58V61H79V58H78V60L75 59V56H76V55L73 56V53H74L73 50H74V49H73V47L71 48V46H70V42H71ZM88 40H89L90 43H92V44H90V46H89V42H87ZM104 40H105L106 42H105ZM130 40H131L132 42H134L135 44L132 43V42H130ZM134 40H136V42H135ZM142 40H143V41H144V40H146V41L148 40L147 42H149L150 40H153V43H152V41H151V43L149 42L150 44L148 45V43L146 44V41L143 42ZM173 40H174V41L176 40L177 42H176V41L174 42ZM187 40H188V39H187ZM239 40H240V41H239ZM252 40H253V41H252ZM254 40H257V41H255L256 44L254 43ZM1 41H3V42H1ZM11 41H13V42L15 41V42H14V43H10ZM40 41H39V42H40ZM56 41H58V42L60 43V45H59ZM69 41H70V42H69ZM84 41H86V42H84ZM95 41H96V42H95ZM110 41H111V42H110ZM126 41H127V43H126ZM154 41H155V42H154ZM228 41H229V42H228ZM230 41H231V44L228 45V44L230 43ZM232 41H233V43H232ZM236 41H237V42H236ZM241 41H242V42H241ZM243 41H244V42H243ZM18 42H19L18 47H17V45H16V47H15V44H16V43L18 44ZM82 42H83V43H82ZM97 42L100 43V44H98ZM112 42H113V43H112ZM124 42H125V43H124ZM211 42H210V43H211ZM248 42H249V43H248ZM259 42H260V43H259ZM5 43H7V44L9 43V44H8L9 47H8V45L5 44ZM54 43H57V44H56V45H57V48H56V45H54ZM62 43H64V45H65V43H66L64 50H62L63 47H64V45L62 46ZM75 43H76V44H75ZM85 43H86V44H85ZM93 43L97 46V49H96V46H93V45H94ZM103 43H104V44H103ZM105 43H107V44H105ZM111 43H112V44H111ZM118 43H119L120 46L118 45ZM122 43L124 44V46H123ZM141 43H142V44H141ZM143 43H145L144 46H145L146 48H148L149 46H150V47L152 46V47H151V48L149 47V48L146 50V51H147L146 54H148V53L150 54V55L148 54L149 56H147L149 63H147L148 61H147V59H146L147 62H144V63H146L147 66H145V65L143 64V61H145V59H144V60H139V63L141 64V61H142V65H143V67L145 66L144 68H142V65H141V68H140L138 62H137V64H138L137 67L135 66V65H136L135 63H136V61L138 60V59H137V56H136V53H137V54L139 53L138 50H139V48H142V47H143ZM159 43H160V44H159ZM174 43H176L177 46H176V44H174ZM185 43H186V44H185ZM214 43H215V45H214ZM216 43H219V44H216ZM222 43H223V44H222ZM236 43H237V45H236ZM238 43H239V44H238ZM242 43H243V44H242ZM244 43H246V44H245L246 48L244 47ZM13 44H14V45H13ZM28 44H26V45L28 46ZM40 44L45 45V44H43L42 42H41ZM83 44H84V45H83ZM102 44H103V46H101ZM109 44H110V47H111V45H112L113 48H112V47L110 48V47H109ZM132 44H133V45H132ZM151 44H152V45H151ZM155 44H156V46H155ZM171 44H173V45H175V46H173V45H171ZM178 44H179V45H178ZM184 44H185V45H184ZM221 44H222L223 46H222ZM233 44H234V46H232ZM247 44H249V45H247ZM252 44H253L254 46H253ZM5 45H6V46H5ZM11 45H12V46H11ZM38 45H39V44H38ZM38 45H36V47H38ZM67 45H68L69 48H67ZM86 45H87V46H86ZM160 45H161V46H160ZM162 45H163V46H162ZM183 45H184V46H183ZM187 45H188V46H187ZM189 45H190V46H189ZM218 45H219L220 47H219ZM225 45H226V46H225ZM238 45H240L241 48H243V49L240 50V48H239L240 46H238ZM250 45H252V46L249 48ZM258 45H259V46H258ZM54 46H55V47H54ZM61 46H62V48H60ZM83 46H84V47H83ZM85 46H86V47H85ZM104 46H106V48H105ZM122 46H123L124 48H123ZM130 46H132L133 48H131ZM154 46H155L156 49H157L156 52L154 51V49H155ZM167 46H168V47H167ZM171 46L173 47V49H175L176 47H178V48H176V49H177V50L179 49L178 51H179L180 53H179L176 49H175V50L170 49V48H172ZM214 46H215V47H214ZM236 46H237L238 48H236ZM255 46H256V47H255ZM7 47H8L9 49H8ZM13 47H14V48H13ZM21 47H22V48H21ZM41 47H43V50L41 49ZM91 47H92V48L94 47V48H95V49H94L95 51H94ZM99 47H100V48H99ZM103 47H104V48H103ZM107 47H109V48H107ZM114 47H115V48H114ZM118 47H121V48H118ZM128 47H129V49L131 48V50H130V51H132V52H131V55L127 53V52L129 51V49H127ZM135 47H137V48H135ZM158 47H162L163 49H159ZM217 47H219L220 49L218 50ZM223 47H224V48H223ZM225 47H226V48H225ZM229 47H230V48H229ZM233 47H234L235 49H234ZM247 47H248V48H247ZM258 47H259V48H258ZM5 48H6L7 50H6ZM12 48H13V49H12ZM16 48H17V50H16ZM23 48H26V49L28 50V52H26L27 50H25V52H24V49H23ZM66 48H67V50H65ZM86 48H87L88 50H87ZM98 48H99L100 50H99ZM101 48H102L103 50L106 49L107 51H105V52H104L103 50L101 51ZM143 48H144V47H143ZM190 48H191V49H190ZM207 48H209V49H207ZM215 48H216V49H215ZM222 48H223L224 51L222 50ZM227 48H228V50H227ZM11 49H12V50H11ZM22 49H23V50H22ZM40 49H41V50H40ZM47 49L49 50V52H52V51H53L52 54H53L55 57H56L57 55H58V56H61V59H60V57H58V56H57L55 59H57V61L60 60V62H61V61H62V62H61V63H58L59 61H58V62H57V61H54V60H55V59H54V56H53L51 53H49ZM53 49H54V50H53ZM60 49H61V50H60ZM68 49H72V50L68 51ZM83 49H84V50L86 49V50L84 51ZM90 49H91V50H90ZM114 49H115V51H114ZM118 49H119V50H118ZM120 49H123V50H120ZM125 49H126L127 51H125ZM135 49H136V50L138 49V50L136 51ZM144 49H145V48H144ZM144 49H143V50H144ZM181 49H182V50H181ZM183 49H184V50H183ZM185 49H186V50H185ZM205 49H207V50H205ZM214 49H215V50H214ZM230 49H231V50H230ZM233 49H234V50H233ZM238 49H239V50H238ZM249 49H250V50H249ZM254 49H255V50H254ZM257 49H258V50H257ZM14 50H15V51H14ZM19 50H21V51H19ZM29 50H30V51H29ZM45 50H47V53H46ZM56 50H59L60 52H61V51H62V52H61V53H60L59 51L56 52ZM96 50H97V51H96ZM98 50H99V51H98ZM133 50H135L136 53H133ZM141 50H142V49H141ZM141 50H140V51H141ZM150 50H152V51H150ZM160 50L163 51V52H160ZM165 50H166V53H164ZM171 50H173V52H174L175 55H174V54L171 55L172 53L169 52V51H171ZM191 50H192V51H191ZM203 50H204V52L202 53ZM210 50H213V51H210ZM217 50H218V51L221 50V51L218 53ZM236 50H238V51H236ZM243 50H244V51L246 50V51L244 52ZM252 50H253V51H252ZM261 50H262V49H261ZM16 51H17V53H15ZM36 51H38V52H36ZM39 51H41V52H39ZM54 51H55V52H54ZM89 51H90V52H89ZM109 51H110L111 53L114 51L115 53L113 52V54L111 55ZM118 51H119V52H118ZM153 51H154V52H153ZM157 51L160 52V54H158ZM182 51H183V52H182ZM198 51H199L200 53H199ZM206 51H207V52H206ZM208 51H209V53H208ZM222 51L224 52V54H223ZM232 51H233V52L235 51V53H233ZM241 51H242V52H241ZM247 51H249V52H248L249 55L251 54V55H250V58H249V55H248V54H245ZM250 51H251V52L256 51V52H254V54H252V53H250ZM5 52H6V53H5ZM9 52H11L12 55H11V53H9ZM13 52H14V53H13ZM18 52H19V55H18ZM23 52H24V53H23ZM68 52H71V55H69L70 53H68ZM88 52H89L90 54H89ZM92 52H93V53L95 52V53L93 54ZM98 52H99L100 54H99ZM101 52H102V53H101ZM107 52H108V53H107ZM152 52H153V54H152ZM167 52H169V53H167ZM175 52L177 53V55H176ZM212 52H213L214 54H213ZM215 52H216V53H215ZM228 52H229V53H228ZM243 52H244V53H243ZM261 52H262V51H261ZM4 53H5V54H4ZM20 53H22V54H20ZM32 53H35V54L37 53V56H40V55L43 54L42 56L47 57V58H45V59H48V61H49V59H50L51 57H52V58L50 59L51 61H49V62L46 60V61L48 62V63H47L46 61H43V60H45V59H42L43 57H42V58H41V57H37L35 54H32ZM38 53H40V54H38ZM45 53H46V54H45ZM55 53H56V54L58 53V54L56 55ZM63 53H65V54H63ZM66 53H67V54H66ZM116 53H117L118 55H117ZM123 53L125 54V57H128V59H130V56H131V58H133L132 61L135 62V63L131 62V59H130L129 61H127L128 59L125 60V59H124L125 57H124V58L122 59V60L124 61V62L122 61V62H123V65H122V66H123V71H124L125 69H128L129 66H130V64L132 63L133 65L135 64L134 66L136 67V69H134L135 71H133V67H134V66H130V68H131V71H130V72H132V73L129 72V74H128V72H127L126 70L123 72L122 69H121V68H122V66H121L122 63H119V64H118V62H117V60H119V62L121 61V59H118V58L123 57V56H124ZM126 53H127V55H126ZM129 53H130V52H129ZM163 53H164V54H163ZM187 53H192V55H189V54H187ZM194 53H195V54H194ZM197 53H199L200 55H201V54H203V55H201V56L199 57V56H196V55H199V54H197ZM206 53H207V54H206ZM210 53H212V54H210ZM217 53H218V54H217ZM225 53H226V54H225ZM236 53H237V54H236ZM241 53H242V55H241ZM6 54H7V55H6ZM14 54H15V55L17 54V56H15ZM25 54L28 55V56H29V55L31 56V54H32V57H31V58H30V56H29V57H26V58H30V59H26V58H25L26 60H28V61H26V62L23 60V59H24L23 57L26 56ZM47 54H48V55H47ZM74 54H75V53H74ZM83 54H84V55L87 54V55L84 56ZM101 54H102V55H101ZM114 54H115V55H114ZM119 54H121V55H119ZM154 54H155V55L157 54V56L155 57ZM161 54H162V55H161ZM168 54H170V55H168ZM181 54H182V55H181ZM184 54H185V55L187 54V56H184ZM227 54H228V55H229V54H232V55H231L232 58L230 57V55L227 57ZM13 55H14L16 58L18 57V58H17V61H16V59H14L16 63H15L14 60L12 59V58L14 57ZM67 55H69L72 59L69 58V56H67ZM82 55L84 56V58H82V57H83ZM96 55H97V56L99 55V57H97ZM103 55H104V56H103ZM109 55L111 56L110 58H112V64H111V59L108 58ZM153 55H154V57H152ZM178 55H179V56H178ZM180 55H181V56H180ZM208 55H209V56H212V58L209 57ZM215 55L218 56V59H217V57H216ZM220 55H223V56L221 57ZM224 55H225V56H224ZM235 55H237V57H236ZM238 55H240V57H239ZM246 55H247V56H246ZM1 56H2V57H1ZM8 56H12V57H9V59L11 58V60H8ZM35 56H36V57H35ZM49 56H50V57H49ZM66 56H67L68 58H66ZM80 56H81V57H80ZM89 56H90V58H89ZM101 56H102V57H101ZM105 56H106V58H105ZM113 56H114V57H113ZM115 56H116V58H117L118 56H119V57L116 59ZM135 56H136V58H135ZM162 56H163V57H162ZM176 56H178V57H177L178 59H176ZM205 56H206L207 62H206V59L204 58ZM233 56H235L236 59H235V57H233ZM242 56H243V57H242ZM244 56H245V58H244ZM257 56L260 57L261 54L259 53ZM6 57H7V58H6ZM15 57H14V58H15ZM21 57L23 58L22 60H21ZM103 57H104V58H103ZM149 57H150V59H152V60H150ZM164 57L167 58V59H169V60H167L168 63L166 62V60H165ZM174 57H175V58H174ZM183 57H184V59H183ZM197 57H198V58H197ZM202 57H203V58H202ZM207 57H208V58H207ZM215 57H216V58H215ZM224 57H225V58H224ZM226 57H227V58H226ZM246 57H247V59H246ZM254 57H253V58H254ZM258 57H257V58H258ZM32 58H33L34 60H32ZM35 58H36V59H35ZM37 58H38V60H37ZM40 58L42 59L43 62H45V63L48 64L49 66L47 65V67H46L45 64H42V66H43L44 68H43L41 65H38V66H37V63H38V64L40 63V62H39ZM58 58H59V59H58ZM97 58L100 60V62H99V60H98ZM153 58L155 59V61L153 60ZM158 58H159L160 61L162 60L161 63L165 66V67H163L164 69H162L161 66H163V65L159 62ZM160 58H161V59H160ZM163 58H164V59H163ZM179 58H181V60H180ZM187 58H186V59H187ZM200 58H201V59H200ZM219 58H220V59H219ZM221 58H223V59H221ZM229 58H230V59H229ZM238 58H239V59H238ZM1 59H2L3 61H1ZM19 59H20L21 62L19 61ZM52 59H53V62H52ZM69 59H71L72 62H70L71 60H69ZM74 59L77 60V61L80 63V64H79L80 67H79V65H75L77 61H75ZM81 59H82V60H81ZM84 59H85V60H84ZM88 59H89L91 62H89ZM94 59H95L96 62H94ZM96 59H97V60H96ZM104 59H105V60H104ZM114 59H115L116 61H115ZM170 59H171V60H170ZM174 59H175V60H174ZM189 59H190V58H189ZM199 59H200V60H199ZM224 59H225V61H224ZM226 59H227V60L229 59L230 62H229V60L227 61ZM244 59H245V60H244ZM7 60H8V61H7ZM12 60H13V61H12ZM30 60H31V61H30ZM35 60H36V61H35ZM73 60H74V61H73ZM86 60L88 61V64H89V63H92V64H94V65H93V66L85 65V64H87ZM102 60H103V61H102ZM108 60H109V61H108ZM134 60H135V61H134ZM156 60H158V61H156ZM217 60H218L219 62H220V60H221V63L218 64V61H217ZM222 60H223V62H222ZM233 60H234V61H233ZM235 60H236V61H235ZM4 61H5V64H3ZM22 61H24V64L26 63L28 66L22 64V63H23ZM29 61H30V62H29ZM32 61H33L34 65L36 64L37 69H36V66L32 67V65H33V64L31 63ZM34 61H35V62H34ZM37 61H38V62H37ZM40 61H41V60H40ZM64 61H67L68 63L70 62L69 64L72 65L74 69L71 68V66H70L67 62H65V63L67 64V66L65 67L66 64L64 63ZM84 61H85L86 63H83ZM113 61L115 62V64L113 63ZM150 61H151V62H150ZM163 61H164V62H163ZM170 61H172L171 64H170ZM175 61H177V62H175ZM216 61H217V62H216ZM226 61H227V62H226ZM231 61L234 62V64H236L237 67H238V66H239V67L236 69V66H235L234 64H232ZM238 61H239V62H238ZM241 61H243V64H241V63H242ZM245 61H246V62H245ZM7 62H9V63L12 62V63H13L14 66L12 65V63L10 64V66H11L13 69H11V67L9 66V63H7ZM19 62H20V63H19ZM27 62H28V63H27ZM36 62H37V63H36ZM43 62H42V63H43ZM54 62H55V64H57V63H58V64L55 65ZM78 62H77V63H78ZM97 62H98V63H97ZM103 62H104V64H103ZM106 62H107L108 64H107ZM109 62H110V64H109ZM128 62H129V63H128ZM152 62H155V63H152ZM173 62H175V64H174ZM179 62H181V64H178V67H179L180 69H179L178 67H176V66H177L176 64L179 63ZM204 62H206V63H204ZM235 62H238L239 64H238V63H235ZM240 62H241V63H240ZM6 63H7V65H6ZM50 63H51V64H50ZM72 63H75V64H72ZM81 63H83V64L81 65ZM95 63H96V64H95ZM99 63H100V66H101L102 64L104 65L105 70L103 69V65L99 68L100 70H99V69L97 70V68L99 67V65H98ZM124 63H125V64H124ZM126 63H128L129 66H128V64H126ZM156 63H159L161 66H159V64L157 65ZM182 63H183V64H182ZM222 63L225 64V65H223ZM229 63H230V64H229ZM1 64H2V65H1ZM15 64H16L17 66H16ZM30 64H31V66H30ZM53 64H54L55 66H57V67H52V66H54ZM64 64H65V65H64ZM92 64H91V65H92ZM105 64H106V66H105ZM152 64H153V65H152ZM155 64L158 66V68H157V66H156L157 69L154 67ZM168 64H169L170 69H166V66L168 67ZM197 64H198V63H197ZM217 64H218V65H217ZM226 64H227V65H226ZM19 65H20L21 67H22V65H24L23 68L26 69V68L28 67L29 69H32V71H33V69H35V70H34L35 72H32L33 75L35 74V78H36V77H39V74H38V76H36V73H39V70H40L38 67H40V68L42 67V69H45L46 73H43V74L41 73L43 70H40V71H41L40 73L43 75V77H42V76H40V77H42L43 80L40 78L39 82H45V83H46L45 85H42L43 83H40V85H41V86H46V87H47V84H48V85L51 84V85H49L50 88H51V91H49V90H50L49 88H48V89H49L48 91H47V89H45V90H46V93H47V95H46V93L43 92V88H46V87H41V86H39V87L42 89V90H40V88H39L38 90H40V91H37V88H36V91H35L34 88H29V89H31V90L34 89V93L39 92L41 98H42L43 96H45V98L40 99V98H39L40 96L38 97L39 94H35V97H36V98H37V97L39 98V100H38V99L36 100V101H38V102H36L35 100H34V101L31 100L32 98L30 99V97H33V96H32V95H33V94H32V93H33V92H32L33 90H32V91H31L32 93H29V92H28V94L30 95V96L28 95V96H29L28 98L31 100V102L29 101L31 104L28 103L27 101H22V100H18V99H16V98H15L16 96H14V95H12V97H14V98H12L11 95H10V97L13 99V103H14V104L12 103V100H10V99H11L10 97H9V101H8V100H7V101L5 100V99H7L8 97L6 98L7 95H6V96H4V95H5V93H6L8 90L6 91L4 87L6 86V84L8 85V84L10 83V80H8L7 76L5 75L3 68L5 69V72H7L6 70H8V72H9L10 70L13 72V70H14V71L16 72L17 75H18L17 71L20 69V72H19V71H18V72H19L20 74H21V73L23 74V73L25 72V69H22V72H21V68H19V67H20ZM58 65H59V66L61 65V66L59 67ZM63 65H64L65 68L63 67ZM83 65H84V66H83ZM96 65H97V67H96ZM108 65H110V67H109ZM114 65H115V66H114ZM118 65L121 66V67H119ZM126 65H127V68H125ZM148 65H149V67H148ZM170 65H171V66H170ZM172 65H173V66H172ZM174 65H175V66H174ZM179 65H182V66H179ZM184 65H185V64H184ZM228 65L233 66V67H229ZM240 65H242L243 67L240 66ZM245 65H247V66H245ZM15 66H16V67H15ZM50 66H51V68H50ZM75 66H76V67H75ZM77 66H78V69H77V71H76ZM81 66H82V67H81ZM85 66H86V67H85ZM107 66H108V67H107ZM116 66H118V67L116 68ZM124 66H125V67H124ZM185 66H186V65H185ZM199 66H201V65L199 64ZM218 66H220V67H218ZM225 66H227L230 70L233 69V71L231 70V71H232V72H231V71L228 70V68L225 67ZM244 66H245V67H244ZM1 67H2V68H1ZM6 67H7L8 69H7ZM14 67H15V68H14ZM17 67H18V69H17ZM31 67H32V68H31ZM62 67H63V68H62ZM67 67H69V68H67ZM87 67H88V68L90 67V69H88ZM95 67H96V68H95ZM114 67H115V68H114ZM135 67H134V68H135ZM138 67H139V68H138ZM146 67H148L147 70H146ZM150 67H151V68H150ZM169 67H168V68H169ZM171 67H172V68H171ZM203 67H204V65L202 66V68H203ZM217 67H218V68H217ZM234 67H235V68H234ZM246 67H247V68H246ZM53 68H54V69H53ZM60 68H61V69H60ZM79 68H80V69H79ZM83 68H84V69H83ZM91 68H92V69H91ZM106 68H107V69H106ZM110 68L113 70V71H111V72H112V73H111L112 75H113V73H114V70H115L116 72L118 71L117 73L115 72L116 76H115V74H114L113 77H112V76L109 74V72H110V70H111ZM119 68H120V69H119ZM130 68L128 69V71L130 70ZM152 68H153V69H152ZM173 68H174V69H173ZM177 68L179 69V70H178L179 73L177 72ZM186 68H187V70H186ZM223 68H226L227 71H226V69L224 70ZM242 68H243V70H242ZM245 68H246V69H245ZM38 69H39V70H38ZM59 69H60V70H59ZM62 69H63V70H62ZM67 69H68V70H70V69L74 70V71H73V75H74V76L72 75V71H69V72H68ZM85 69H86V70H85ZM94 69H96V70L94 71ZM116 69H117V70H116ZM137 69H138V70H139V69H142V70L145 69L144 72H143L142 74L148 75V76H146V77H147V78L150 77V78H149L150 80L147 79L144 75L138 74L139 71L137 72ZM149 69H150V70H149ZM159 69H162V70L159 71ZM171 69H172L171 73L168 72V71H170ZM219 69H220V70H219ZM222 69H223L224 71H222ZM234 69H236L237 72H235L236 70H234ZM16 70H17V71H16ZM37 70H38V71H37ZM51 70L56 71V73H54V71H53L54 76H52V77H54V79H51V78H52V77H51V74H50V73H52V72H50ZM57 70H58V71H57ZM65 70H66V71H65ZM79 70H80V71H79ZM88 70H92V71H89V72H92L93 74L89 73ZM107 70H109V72H107ZM142 70H141V72H142ZM152 70H154V71H152ZM173 70H174L175 72H174ZM180 70H182V72H183V71H185V72L182 73ZM11 71H10L9 73H11L12 76H11V74L8 75V76L10 77L11 81H15L17 78H16V79L14 78V79L12 80L11 77H14L13 75H16V74H14V72L12 73ZM62 71H64V72H63V75H62V74H59V73L62 72ZM78 71H79V72L82 71L81 74L83 73V77L80 76V73H78ZM96 71H97V72H96ZM102 71H103L104 73H103ZM120 71H121V72H120ZM146 71H147V74H146ZM149 71H150V72H149ZM163 71H164V72L166 71V72L168 73V74H167V73L165 72V77H164V75H163V74H164ZM187 71H188V72H187ZM206 71H205V72H206ZM209 71H208V73H209ZM216 71H217V72H216ZM218 71H219V72H218ZM220 71L223 72V73L225 72V74L221 73ZM229 71H230V72H229ZM57 72H59V73H57ZM67 72H68V73H67ZM76 72H77V73H76ZM87 72L89 73V76H88V75H84V74H88ZM98 72H99V74H98ZM100 72L103 73V74H101ZM148 72H149V73H148ZM151 72H152V73H151ZM154 72H156V73H154ZM157 72H158V73H157ZM173 72H174V73H173ZM227 72L229 73V76H228V77L226 76V75H228ZM70 73H71V74H70ZM95 73H96V74H95ZM107 73H108V75H107L108 77H109V75L111 76V77H109V78L112 79V82H113V83L111 82V79H109L107 76H104V75L107 74ZM118 73H119V74H118ZM121 73H122V74H121ZM124 73H125V74H124ZM134 73H136V74H134ZM159 73H160V74H159ZM161 73H163V74H161ZM208 73H207V76H209ZM6 74H7V73H6ZM20 74H19V75H20ZM22 74H21V75H22ZM25 74H27V72H25L24 75H25ZM45 74H46V75H45ZM49 74H50V75H49ZM55 74H59L60 76L57 75L58 77H56ZM68 74H69L70 78H72V76H73V79L69 80V79H68V77H69ZM77 74H78L79 76H78ZM126 74H127V75H126ZM130 74H132L133 76L130 75ZM152 74H154V75L152 76ZM169 74H171L170 76L173 77L171 80H170V76H169V77L167 76V75H169ZM176 74H177V77H176V76L174 77V75H176ZM182 74H183V76H180V75H182ZM186 74H187V75H186ZM212 74H213V75H212ZM220 74H223V76L220 75ZM235 74H234V76H235ZM21 75H20V77H22ZM47 75H48V77H47ZM52 75H53V74H52ZM90 75H91V76H90ZM93 75H94V78L92 77ZM102 75H103V76H102ZM121 75H122L123 77L125 76L124 79H121V78H123ZM128 75H130V76L127 78L126 76H128ZM134 75H135V76H134ZM136 75H137V78H136ZM138 75H140L141 77L144 76V77L142 78V80L145 78L144 81H142V80H141V77L138 76ZM150 75H151V76H150ZM158 75H162V76H158ZM172 75H173V76H172ZM219 75L222 76L223 78H224V77H226V78L223 79V78L220 77ZM4 76H6V77H5L6 79L4 78ZM62 76H64L65 79H64V77H62ZM67 76H68V77H67ZM76 76H77L78 78L80 77L79 79H81V77H82V80H81L82 82H81L80 80H78V78H76ZM86 76H87V77H86ZM99 76H100V78H99ZM101 76H102V77H101ZM114 76H115V77H114ZM117 76H118V77H117ZM119 76H120V77H119ZM157 76H158V77H157ZM178 76L181 77V80L179 79L180 77L178 78ZM187 76H188L189 78H188ZM190 76H191L192 78H191ZM231 76H233V75H231ZM234 76H233V77H234ZM15 77H16V76H15ZM55 77H56V78H55ZM60 77H62V78H60ZM66 77H67V78H66ZM97 77H98V78H97ZM116 77H117V81H118V82L115 81V80H116ZM133 77H134V78H133ZM139 77H140V78H139ZM152 77H153V78H152ZM154 77H156V78L158 79V82H159V80H160V82L158 83V82L156 81L157 79L154 78ZM163 77H164V78H163ZM183 77H184V79H183ZM185 77H187L188 79L185 78ZM240 77H241V76H240ZM18 78H19V76H18ZM23 78H25V79H24L25 81H21V80H23V79L20 80V78H19L20 82H22V83L24 82V84H22V86L20 85V88H23V85H25V82H27V85L29 86V84H28L29 82L27 81L28 78H29V76L27 77V76L25 75V76H23ZM45 78H46L47 81L45 80ZM57 78H58V79H57ZM74 78H75V79H74ZM83 78H84V79L86 78V79L84 80ZM90 78H91L93 81H92ZM103 78H104V79H103ZM131 78H132V80H131ZM135 78H136V80H134ZM151 78H152V80H151ZM159 78H160V79H159ZM162 78H163L164 80H162ZM175 78H176V79H175ZM209 78H210V77H209ZM227 78H228V80H227ZM55 79H57V80H55ZM63 79H64L65 82H66V81H67V82L65 83V82L63 81L62 84H61L60 82H61ZM66 79H67V80H66ZM76 79H77V80H76ZM88 79H89V80H88ZM100 79H102L103 82H106V80H107V83H102ZM108 79H109V81H108ZM114 79H115V80H114ZM118 79H120V80H118ZM128 79H130V80H128ZM154 79H155V80H154ZM185 79H186V81H185ZM189 79H190V80H189ZM218 79H219V80L221 79V80L219 81ZM225 79H226V80H225ZM3 80H4V81H3ZM5 80H6V81L8 80L9 82L7 81V82H8V83H7V82H5ZM19 80H18V81H19ZM36 80H38V79H36ZM41 80H42V81H41ZM48 80H49V81L51 80L50 83H49ZM58 80H59V81H58ZM86 80H88L91 84L87 83L88 81H86ZM122 80H124V81H123L124 84H122ZM125 80H126V81H125ZM148 80H149V82H148ZM168 80H169V81H168ZM175 80L177 81V83H178V82H181V83L177 84L176 82H174ZM223 80H224V81H223ZM229 80H230V81H229ZM18 81H17V82H18ZM53 81H54V82H53ZM57 81H58V82H57ZM70 81H72V82L69 83ZM74 81H75V82L78 81V82L75 83ZM96 81H99V84L101 83V84L99 85V87H98V82H96ZM132 81H134L135 84L138 83V85H139L140 88L137 87L138 85H133V82H132ZM137 81H140V82H137ZM163 81H165V82H163ZM182 81H183V82H182ZM188 81H190V82H188ZM227 81H228V82H227ZM20 82H19V83H20ZM79 82H80V83H79ZM83 82H84V84H83ZM114 82H115V84H114ZM120 82H121V84H119ZM129 82H131V83L128 85ZM145 82L148 83V84L146 85ZM151 82H153V85L151 84ZM169 82H170L171 85H172L171 87H169V86H170V83H169ZM187 82H188V83H187ZM194 82H195L196 85L193 84ZM217 82H218V83H217ZM220 82H221V83H220ZM224 82H225V83H224ZM14 83H15V82H14ZM58 83H59V84H58ZM63 83H64L65 85H64ZM74 83H75V84H74ZM86 83L89 84V87H88L89 90H91L90 87L92 88V91L90 92V93L92 94V96L90 95L89 90L86 89V88H87V84H86ZM110 83H111V84H110ZM116 83H118V84H116ZM139 83H140V84H139ZM174 83H175V86H176V87L173 85ZM184 83H185V84H184ZM191 83H192V84H191ZM197 83H198V82H197ZM17 84H18V83H17ZM17 84H16V85H17ZM52 84H53V85H52ZM56 84H58V85H60V86L62 85L63 87L61 86V88H62L63 90H64V89L66 90L67 88H68V90L65 92V91H63L62 89H60V86H57ZM67 84H68V85H67ZM70 84H73L74 86L77 84L78 87H77V86L74 87V86H72V85L70 86ZM81 84H82V85H81ZM102 84H103L104 86H103ZM105 84H106V86H105ZM107 84H109V85H107ZM112 84H113V85H112ZM143 84H144V86H143ZM150 84H151L152 87L150 86ZM168 84H169V86H166V85H168ZM180 84H182V85L180 86ZM183 84H184L185 86H184ZM186 84H187V85L190 84V85H188L189 87L186 86ZM216 84H217V85H216ZM222 84H223V85H222ZM240 84H241V83H240ZM2 85H3V86H2ZM4 85H5V86H4ZM92 85H93V86H92ZM94 85H96L97 88H95ZM101 85H102V86H101ZM110 85H111V86H110ZM123 85H125V86H123ZM127 85H128V87H126ZM130 85L133 86V87H132L133 89L130 87ZM197 85H198V86H197ZM231 85H232V84H231ZM18 86H19V85H18ZM25 86H26V85H25ZM28 86H27V88H28ZM51 86H52V87H51ZM55 86H56V88H55ZM79 86H81V87H79ZM84 86H85V87H84ZM100 86H101V87H100ZM107 86H108V87H107ZM118 86H120V88H119ZM134 86H136V87H134ZM142 86H143V87L146 86V87L143 88ZM147 86H150V87L147 88ZM178 86H179L180 88H179ZM190 86H191V87H190ZM53 87L56 89V91H55V89H54V90L52 89ZM69 87H71L72 91H74L75 89H76L77 91L75 90L74 92H72V91H70L71 89H70ZM82 87H83L84 89H86V90H84ZM104 87H105V88H104ZM123 87L126 89V91H125V89H124ZM161 87H162V88H161ZM165 87H167L168 89L165 88ZM177 87L179 88V90H178ZM181 87H182V88H181ZM186 87H188V88H186ZM200 87H201V86H199V88H197V90L200 89ZM212 87H213V86H212ZM224 87H225V88H224ZM7 88H8V86H6V89H7ZM58 88L61 90L60 92L57 90ZM98 88H101L102 90H103V88H104L103 93H102V90H101V89H99V91H98V90H97ZM107 88H108V91H107ZM109 88H110V90L113 91V92H110ZM117 88H119V89H118V95H117V91H116ZM129 88H130L132 91H130ZM135 88H136V89H135ZM137 88H138V89H137ZM141 88H142V90H141ZM170 88H171V89H170ZM185 88H186V89H185ZM190 88H192V89L190 90ZM81 89L83 90V92H82ZM93 89L96 90V91H93ZM114 89H115V90H114ZM121 89H122V90H121ZM155 89H156V88H155ZM155 89H153V91H154ZM165 89H166V90H165ZM174 89H176V90H174ZM188 89H189V91H188ZM222 89H223V90H222ZM3 90H4V91H3ZM52 90H53V91H52ZM123 90H124V91H123ZM127 90H128V91H127ZM137 90H139V92H137V93H139V94L136 93ZM140 90H141V91H140ZM171 90H172L173 92H171ZM184 90H185L186 92H185ZM21 91H22V90H21ZM41 91H42V93H40ZM54 91L57 92L58 94H60V96H61V94H64V93H65V94H66V93H67V94L70 93L69 95H71L72 98L69 96L70 98H69V97H68V98H69L70 100L67 99L66 96H68V95H65V94H64L65 96H63V97H62V96L60 97L58 94H56V96H55ZM68 91H69V92H68ZM105 91H107V92H105ZM115 91H116V92H115ZM162 91H163V94H160V93H162ZM166 91H167V93L169 92V93H168L169 96H168L167 93H165L166 95L164 96V92H166ZM176 91H177V92H176ZM183 91H184V92H183ZM3 92H4V93H3ZM48 92H51V93H48ZM62 92H64V93H62ZM71 92H72V93H71ZM77 92H78V93H77ZM79 92H80V93H79ZM87 92H88L89 94H88ZM93 92H94V93H93ZM97 92H100L101 95H102L105 99L100 95V96H101V99L103 98V100H99L100 96L98 97V95H95ZM108 92H109V94H108ZM119 92H120V93H119ZM121 92H123L125 95L122 94ZM130 92H131V93H130ZM132 92H133V93H132ZM147 92H146L145 94H147ZM150 92H148V93H150ZM158 92H159V93H158ZM180 92H181V93H180ZM22 93H23V92H22ZM74 93H75V94H74ZM81 93H82V94H81ZM112 93H113V94H112ZM115 93H116V94H115ZM135 93H136V95H138L137 97H136V95L134 96ZM171 93H174V94H171ZM177 93H179V95H176ZM182 93L184 94V96H183ZM3 94H4V95H3ZM7 94H8V93H7ZM41 94H42V95H41ZM48 94H49V95H52V96L55 97V98H53L52 96H49ZM72 94H73V95H72ZM76 94H77L78 96H77ZM80 94H81V95H80ZM84 94H85V97H84ZM93 94H94V95H93ZM97 94H99V93H97ZM104 94H105V95H104ZM121 94L124 96V99H123V96H122ZM126 94H127V95H126ZM131 94H132V96H131ZM143 94H144V93H143ZM152 94H153V93H152ZM36 95H37V96H36ZM82 95H83V98H82ZM107 95H108L109 99H108ZM111 95H112V96H111ZM113 95H115V97H113ZM120 95H121V96H120ZM128 95H129V96H128ZM159 95H162V96L160 97ZM171 95H172V96H171ZM173 95H175V96H173ZM205 95H206V94H204V97H205ZM79 96H80V98L83 99V101H82V99L79 98ZM87 96H88V97H87ZM94 96H95V98H94ZM96 96H97V97H96ZM110 96H111L112 99L110 98ZM119 96H120V98L122 97V98H121L122 101H121V99H117V98H116V97L119 98ZM130 96H131V97H130ZM166 96H167V97H166ZM177 96H178V97H177ZM179 96H180V97H179ZM181 96L183 97L184 101L186 100L185 102H183V101L180 102L179 100H178V101L175 100V99H181ZM192 96H193V95H192ZM35 97H33V98L35 99ZM47 97H48L49 99H47ZM59 97H60V98H59ZM64 97H66V99L69 100V101H67L68 103L65 102L66 99H63ZM73 97H74V98H73ZM77 97H78V98H77ZM92 97H93V98H92ZM126 97H128V100H127ZM132 97H135L136 99H135V98L133 99ZM138 97H139V98H138ZM162 97H163V98H162ZM164 97H166V98H164ZM171 97H172V98H171ZM173 97H174V98H173ZM175 97H176V98H175ZM184 97H185L186 99H185ZM4 98H5V99H4ZM52 98H53L54 100H58V101H59V99H60V102H58V101H54ZM86 98H88V99H86ZM90 98H92V99H91L92 102H91V100H89ZM106 98H107V100H106ZM129 98H132V100L129 99ZM161 98H162L163 100H164V99H167V100H166L167 102L165 103V102H164L165 100L163 101ZM189 98H190V100H189ZM50 99H52L51 102H50ZM73 99H75V100H73ZM78 99H79V100H78ZM93 99H94L95 101H94ZM115 99H116V100H115ZM125 99H126V100H125ZM169 99H170V100H169ZM172 99H173V100H172ZM183 99H181V100H183ZM198 99H200V102H198V101H199ZM3 100H4V101H3ZM16 100H17V101H16ZM41 100H43V101H41ZM46 100H47V102H46ZM61 100H62V101H61ZM63 100H64V101H63ZM76 100H77V101H76ZM84 100L87 101V102H85ZM97 100H99V101L97 102L98 104H99V102H102V101H103V102L101 103L102 106H103V108L106 106V108L102 109V110H104V113H102L103 111H102V110H99L98 106L96 105V104H97V103H96ZM109 100H110V102H109ZM119 100H120V101H119ZM124 100H125V101H124ZM168 100H169V102H168ZM174 100H175V101H174ZM197 100H198V101H197ZM224 100H225V101H224ZM227 100H228V98H227ZM227 100L223 98L222 103L220 102V104H223V103L226 104ZM229 100L232 101V100H234V99L231 100V99L229 98ZM229 100H228V102H227V105L224 104L225 106H223V107L226 108V109H229V108H230V107L228 106ZM239 100H240V99H239ZM239 100H238V101H239ZM10 101H11V102H10ZM20 101H21V102H20ZM72 101H73L74 103H76V102H78V103L81 102L82 104L79 103L81 107L79 108V104H78V103H76V105L74 106ZM89 101H90V104H89ZM93 101H94V102H93ZM107 101H108V102H107ZM111 101H112V103H111ZM116 101H119V102H116ZM162 101H163V102H162ZM220 101H221V100H220ZM1 102H0V104H1ZM9 102H10V104L8 105ZM18 102H19V105H21V107L18 105ZM34 102H35V103H34ZM39 102H40V103L45 102V103L47 104V106H45L44 104H42V106H43V107H42V106H40V103H39ZM104 102H105V103H104ZM123 102H125V103H123ZM127 102H128V103H127ZM133 102H134V103H133ZM159 102H158V103H159ZM173 102H174V103H173ZM175 102H177L178 104H175ZM187 102H188V103H187ZM189 102H190V103L192 102V105H191ZM210 102H211V101H210ZM6 103H7L8 106L6 105ZM16 103H17V104H16ZM25 103L28 104V105H27L28 109L26 108ZM32 103H33V104H32ZM49 103H50V104L52 103V105H53V104H54V105H53V106L51 105V107H50V104H49ZM65 103L67 104L68 107L65 105ZM83 103H84V106H88V104L91 105V106H90L91 109H90V107H89V110H90L91 112H89V110H86V108H88V107H84L85 111H84V109L82 110V108H83V107H82ZM93 103H94V104H93ZM103 103H104V104H103ZM106 103H107V104L109 103V104H108L109 106L106 105ZM122 103H123V104H122ZM132 103H133V104H132ZM138 103H140V102L138 101ZM168 103H169V105H172V106H173V108L175 109V110L173 109V111H174V112L176 111L177 113L175 112V114H173L174 112L171 111L172 106L170 107L169 105H167ZM179 103H180V104H179ZM186 103H187V107H185V106H186ZM193 103H194V104H193ZM199 103H200V104H199ZM205 103H207V102H205ZM205 103H204V104H205ZM35 104H37V105H35ZM68 104H69V105H68ZM77 104H78V105H77ZM85 104H87V105H85ZM110 104H111V105H110ZM113 104H114V105H113ZM119 104H121L122 106H123L124 104H125V105L122 107V106H119ZM126 104H127V105H126ZM184 104H185V105H184ZM196 104H198V105H196ZM220 104H219V105H220ZM241 104H242V102H241ZM11 105H12V106H11ZM13 105H14V106H13ZM17 105H18V106H17ZM22 105H23V106H22ZM32 105H33V106H32ZM61 105H62V106H61ZM63 105H64V106H63ZM95 105H96L97 107H94ZM128 105H130V106H128ZM133 105H134V106H133ZM135 105H136V106H135ZM159 105H161V104H158V105H156V106H159ZM176 105H177V106L181 105V106H180L181 108L184 107L183 110H185V108H187V109L183 112V111H180V110H181V108H180V109H179V113H180V112H181V113H180V115H179V113H178V111H177V109H178L179 107L176 109V107H177ZM189 105H190V107H189ZM194 105H195V107H194ZM73 106H74V107H73ZM110 106H111V108H110ZM112 106H118L119 109H118V107H117V109H116V107H112ZM125 106H127L128 109L126 108V111L124 112V110H125L124 107H125ZM132 106H133V107H132ZM174 106H175V107H174ZM206 106H207V104L205 105V107H206ZM220 106H221V105H220ZM236 106H237V105L235 104V107H236ZM19 107H20V109H19ZM29 107H31V110L29 109ZM33 107H34V108H33ZM36 107H38V108H36ZM45 107H47V108H45ZM49 107H50V109H49ZM61 107H62V108H61ZM66 107H67V108H66ZM75 107H76V108H75ZM93 107H94V108H93ZM120 107H122L121 109H124V110H121ZM129 107H130L131 110L129 109ZM165 107L167 108V111H166V108H165ZM168 107H169V108H168ZM193 107H194V108H193ZM221 107H222V106H221ZM227 107H228V108H227ZM237 107H239V105H238ZM237 107L235 108L236 111L239 110V108H237ZM9 108H10V109H9ZM12 108H13L14 110H13ZM25 108H26V109H25ZM40 108H41V109H40ZM72 108H70L71 112H72ZM77 108H79V112H78V109H77ZM96 108H98L97 110L100 111V114H98V113L96 114V110L92 112V110H93V109H96ZM135 108H137L139 111H136L137 109H135ZM154 108H155V107H154ZM233 108H234V107H233ZM15 109H16V110H15ZM17 109H18V111H17ZM21 109H23V110H21ZM34 109H35L36 111L38 110L40 113H39L38 111L36 112ZM39 109H40V110H39ZM75 109H76V110H75ZM80 109H81L82 111H84V115L82 114V111H80ZM132 109H133V111H136V112L133 113ZM169 109H170V110H169ZM202 109H203V110H202ZM230 109H231V108H230ZM237 109H238V110H237ZM24 110H26V111H24ZM42 110H43V111H42ZM56 110H54V108H53V112H54V113L56 112ZM105 110H106V111H105ZM111 110H112V111H111ZM129 110H130V112H129ZM188 110H190V109H188ZM205 110H206V109H205ZM12 111H13L15 114H14ZM19 111H22L23 114H22L21 112H19ZM41 111H42V112H41ZM48 111H47V112H48ZM60 111H61V112H60ZM86 111L89 112L90 115H89V113L86 114ZM99 111H97V112H99ZM101 111H102V112H101ZM113 111H114V112H113ZM115 111H116V113H115ZM119 111H120L121 113L123 112V113H125V114H123V113L121 114ZM140 111H141V114H140ZM152 111L155 112L156 110H155V111L152 110ZM195 111H196V110H195ZM18 112H19V113H18ZM27 112H28V113H27ZM31 112H33L32 115H31ZM108 112H109V113H112V114H109ZM117 112H119V114L121 115V116H119V117H121V118L116 117V116H115V117H116V118H115V117L113 116L114 114H115V115H119ZM127 112H129V113H127ZM131 112H132V114H130ZM171 112H172V114H171ZM11 113H12V114H11ZM34 113H35V115H34ZM42 113H43V114H42ZM48 113L54 115V113H52V112H51V113L48 112ZM106 113H107L109 116H108V115H107V116L104 115V114H106ZM137 113H138V114H137ZM150 113H151V112H150ZM237 113H238V112H237ZM16 114H17V115H16ZM18 114H19V115H18ZM36 114H37V116H36ZM49 114H48V115H49ZM55 114H56V113H55ZM102 114H103V115H102ZM126 114H127V115H126ZM133 114H134V115H133ZM142 114H144V115H142ZM181 114H182V116H181ZM7 115H8V116H7ZM11 115H12V116H11ZM14 115H15V116H14ZM24 115H25V117H24ZM33 115H34L37 119H38V118L40 119V117L43 116V117H45V118H43V117H41V118H43V119H45V120L42 121V119H40V120H37V121H36V118H35V117L32 118ZM40 115H41V116H40ZM45 115H46V116H45ZM73 115H74V113H73ZM73 115H72V116H73ZM82 115H83V117H85L86 115H87V116H86L85 118H83V117H81ZM123 115L125 116V118H123V117H124ZM137 115H139V116L137 117ZM141 115H142V116H141ZM162 115H163V116H162ZM173 115H174V116H173ZM27 116H28L29 118H32L33 120H32V119H29ZM31 116H32V117H31ZM39 116H40V117H39ZM72 116H71L72 120H73V118L75 119V116H73V117H72ZM91 116H92V117H91ZM94 116H96L95 119H94ZM99 116H100V120L98 119ZM101 116H103V118H105L107 121L104 120L103 118H102V120H101ZM126 116H127V117H126ZM130 116L132 117V119L130 118ZM184 116H185V117H184ZM184 116H183V117H184V120L181 119V120H183L182 122H184V121H185V122H191V120L187 118V117H188L187 115L184 114ZM186 116H187V117H186ZM199 116L202 117L203 114H202V115L200 114ZM14 117H16V118L14 119ZM26 117H27V118H26ZM50 117H51V115H50ZM52 117H54V116H52ZM87 117H88V119H87ZM89 117H91V118H93V119H91V118H89ZM109 117H110V120H111V121L114 120V121H113L114 123L111 122V121L109 120ZM128 117L130 118L129 120H133L134 117H135L137 120L129 121V120H127ZM164 117H165V118H164ZM174 117H175V118H174ZM201 117H200V119H201ZM2 118H1V120H3ZM19 118H20V119H19ZM23 118H24V119L26 118V120H24ZM48 118H49V117H48ZM71 118H70V119H71ZM117 118L120 119V120L118 121ZM122 118H123V119H122ZM135 118H134V119H135ZM148 118H149V117H148ZM186 118H187L189 121H188V120L186 121V120H185ZM12 119H13V120H12ZM18 119H19V120H18ZM85 119H86V120H85ZM96 119L99 120V121L97 122ZM142 119H143V120H142ZM144 119H145V120H144ZM162 119H163L164 121H166V122H164ZM173 119H174V120H173ZM198 119H199V117H198ZM23 120H24V121H23ZM79 120H81L83 123H82L81 121H79ZM87 120L89 121V123L91 122V124H87V123H88ZM92 120H96V121H93V122H92ZM103 120H104V121H103ZM108 120H109L110 123L108 122ZM115 120H116L117 122H115ZM122 120H123V122H124V126H126V129H125V127L123 126V122H122ZM125 120L128 121V122H125ZM140 120H142V121H140ZM160 120L162 121V123H160V122H161ZM237 120H238V119H237ZM4 121H6V119H4ZM27 121H28V122H27ZM32 121H33V122H36V124H35V123L33 124ZM75 121H76L77 124L75 123ZM136 121H137V122H136ZM147 121H148V120H147ZM200 121H201V120H200ZM202 121H203V119H202ZM202 121H201V122H202ZM238 121H239V120H238ZM23 122H24V123H23ZM29 122H30V124H32L31 126H30ZM78 122H79V123H78ZM99 122H102V123H103V126H104L103 128H104V129L102 128V123L99 124ZM119 122H120V123H119ZM163 122H164V124H163ZM197 122H199V121H197ZM197 122L195 121V123H197ZM201 122H199V125H201V126H200V127L198 126V127H199V128H201V127L204 128V124H200ZM203 122H204V121H203ZM203 122H202V123H203ZM239 122H240V121H239ZM27 123H28V124H27ZM84 123H85V124H84ZM95 123H97V124L99 125V127H98L97 129H96V127H97L96 125H97V124H95ZM105 123H107V124H105ZM129 123L131 124V126H130ZM138 123H139V124H138ZM176 123H177V122H176ZM25 124H26V125H25ZM45 124H47V123H45ZM73 124H74V125H73ZM78 124H79V125L82 124L83 127H82V126L79 127ZM86 124L88 125V127H89V126H92L93 129H91L92 127H91V128H90V127L87 128ZM104 124H105L106 126H105ZM109 124H110V126H109ZM126 124H127L128 126H127ZM147 124L150 125L149 123H147ZM167 124H168V123H167ZM169 124H170V123H169ZM174 124H175V123H174ZM35 125H36V126H35ZM47 125H49V124H47ZM47 125H46V126H47ZM93 125L96 126V127H94ZM118 125H119V126H118ZM143 125H142V126H143ZM148 125H147V128H149ZM196 125H197V124H196ZM202 125H203V126H202ZM25 126H27L29 129L26 130L27 127H25ZM114 126H115V127H114ZM150 126H151V125H150ZM165 126H166V125H165ZM105 127H106V128H105ZM111 127H112V128H111ZM117 127H118L119 129H118ZM121 127H122V128H121ZM131 127H132V128H131ZM12 128H13V129H12ZM30 128H31V129H30ZM41 128H40V129H41ZM47 128H48V127H46L45 129H47ZM70 128H69V129H70ZM80 128H81L83 131H80ZM83 128H84V129H83ZM107 128H108V129H109V128L112 129V132H111V130H109V131L105 132V133H106V134H105L104 131L108 130ZM116 128H117V130H116ZM127 128H128V129H127ZM129 128H131V130H130ZM203 128H202V129H203ZM14 129H15V130H18V132L13 131ZM22 129H23V130H22ZM38 129H39V128H38ZM48 129H49V128H48ZM85 129H86V130H85ZM87 129H88V130H87ZM90 129H91V130H90ZM101 129H102V130H101ZM105 129H106V130H105ZM49 130H50V129H49ZM49 130H48V131H49ZM114 130H115L116 132H115ZM127 130H128L129 132H128ZM26 131H27L28 133H26ZM40 131H41V130H40ZM120 131H121V132H120ZM23 132H24L25 134H24ZM29 132H32L33 134H34V133L37 134V135H36V134L34 135V136L36 137V138H35L36 140L34 139L33 134H32V133H29ZM43 132H46V131H43ZM77 132H76V135L78 134ZM126 132H127V133H126ZM12 133H13V135H12ZM17 133H18V134H17ZM19 133H20V135H19ZM21 133H22V135L24 134V137H22ZM86 133H85V134H86ZM96 133H97V134H96ZM99 133H100V132H99ZM115 133H116V135H118V133H119V135L115 137ZM120 133H121V134H120ZM123 133H125V134H123ZM26 134H27V135H26ZM30 134H31L32 136H31ZM47 134H49V132H48ZM87 134H86L85 136H87ZM107 134L110 135V137H109ZM111 134H112V135L114 134V135L112 136ZM122 134H123V136H121ZM25 135H26V137H25ZM38 135H40V137H39ZM41 135H42V136H41ZM49 135H50V134H49ZM78 135H79V134H78ZM127 135H128V134H127ZM127 135H126V136H127ZM37 136L39 137V139L37 138ZM111 136H112L113 138H112ZM149 136H150V134H149ZM0 137H1V136H0ZM20 137H22V139H21ZM30 137H32V138H30ZM76 137H78V136H76ZM108 137H109V138H108ZM114 137H115V138H114ZM121 137H123L122 139H123L124 141L121 139ZM19 138L21 139V142H24V143H23L24 145L26 144L25 146H28L29 149H28L27 147H24V146L19 145ZM24 138H25V140H27V139H28V140H27V141H24ZM26 138H27V139H26ZM80 138H82V137H80ZM80 138H79V139H80ZM88 138H89V140H88ZM97 138H98V140H97ZM102 138H103V140H101ZM118 138H119L120 140H119ZM1 139H2V138H1ZM16 139H17V140H16ZM74 139H76V138H74ZM79 139L77 138V139H76V142H78ZM93 139H95V140H93ZM104 139H105V140H104ZM125 139H126V138H125ZM6 140H7V139H6ZM30 140L34 141L33 144H31V143L29 142ZM38 140H39L40 142H39ZM80 140H81V139H80ZM84 140H85V138H84L83 140H81V141H84ZM92 140H93V141H92ZM109 140H110V141H109ZM118 140H119V142L117 143ZM126 140L129 141L130 139H126ZM1 141H2V140H1ZM90 141H91V142H90ZM114 141H115L116 143H115ZM6 142H7V141H6ZM26 142H27V143L29 142V143L31 144V146L29 145V143H28V145H27ZM89 142H90V143H89ZM91 143H92V144H91ZM94 143H95V145H93ZM121 143H123V144H121ZM129 143L131 144V146H130ZM135 143H137V144H135ZM143 143H144V144H143ZM6 144H7V145H6ZM20 144H22V143H20ZM35 144H36V146H35ZM116 144H117V145H116ZM128 144H129V146H127ZM138 144H139V145H138ZM0 145H2V142H1ZM91 145H93V146H91ZM102 145H103V144H102ZM104 145H103V146H104ZM106 145L109 146V144H106ZM121 145H122V146L124 145V146L121 147ZM134 145H135V146H138V147H137V150H136V147L132 148ZM143 145L145 146V148H144ZM146 145H147V144H146ZM15 146H17V147H15ZM29 146H30V147H29ZM103 146H102V148H103ZM108 146L105 147V149H106V148L109 149ZM125 146H126V147H125ZM139 146H140V147H139ZM141 146H142V147H141ZM22 147H23V148H22ZM37 147H38V146H37ZM120 147H121V148H120ZM128 147H130L131 150H130ZM24 148H25V149H24ZM112 148H110V149L112 150ZM124 148H125V149H124ZM138 148H140V149H138ZM142 148H143V149H142ZM14 149H15V150H14ZM38 149H39V148H38ZM117 149H118L119 152L117 151ZM128 149H129V150H128ZM133 149H134V150H133ZM16 150H18V151H16ZM24 150H25V152H24ZM28 150H29V151H28ZM39 150H40V149H39ZM96 150H97V149H96ZM96 150H94V151H96ZM98 150H99V147H98ZM111 150H110V151H111ZM113 150H112V151H113ZM132 150H133V152H132ZM26 151H27V152H26ZM41 151H42V150H41ZM101 151H102V150H101ZM18 152H19V153H18ZM23 152H24V153H23ZM97 152H98V151H97ZM123 152H122V153H123ZM131 152H132V153H131ZM111 153H112V152H111ZM114 153H112V155H113ZM120 153H121V152H120ZM122 153H121V154H122ZM130 153H131V154H130ZM135 153H134L133 155H136ZM18 154H19V155H18ZM25 154H26V155H25ZM20 155H21L23 158H22ZM23 155H24V156H23ZM115 155L112 156V157H114L113 159H114V160L116 159V161H119V160H117V158H119V157H116ZM129 155H128V157H129ZM133 155H132V156H133ZM17 156H18V157H17ZM19 156H20V157H19ZM27 156H29V155H27ZM96 157H97V156H96ZM99 157H100V156H99ZM18 158H19L20 160H18ZM21 158H22V159H21ZM100 159H101V158H100ZM96 160H99V158H98V159L96 158ZM101 160H102V159H101ZM101 160H100V161H101ZM114 160H113V161H114ZM19 161H20V162H19ZM100 161H98V162H99L101 165H103V164H102L103 161H101L102 163H101ZM116 161H115V162H116ZM96 162H97V161H96ZM118 163H121V162L119 161ZM118 163L116 162V164H118ZM19 165H20V164H19ZM136 166H137V165H136ZM133 168H136V167H133ZM133 168H132V169H133ZM137 168H138V167H137ZM137 168H136V169H137ZM134 171L136 172L137 170H134ZM199 176H202V175L199 174ZM203 178H204V177H203ZM198 195H199V196H198V197H199V198H198V202L201 203V204L203 205V202L205 201V199H203V198H205L206 196H204V194H202V193H201V194H198ZM200 196H202L203 198L201 197V198H202V199H201ZM199 199H200V200H199ZM202 201H203V202H202ZM200 206H201V205H200ZM101 223H102V222H101ZM101 223H100V225H101ZM102 225H103V223H102ZM103 226H104V225H103ZM51 253H55V252H51ZM215 253H217L216 256L218 257V255H219L218 252H215ZM56 254H57V253H56ZM52 255H53V254H52ZM56 256H57V255H55V254L53 255V258L55 257L56 259L54 258L52 261H51V259H50V260H49V259H44V260H45V262L47 261V262H46L47 264H49V263L51 264V262H52V264H53V263L55 264V262H56V264H57L58 261H59V259H60L61 257L59 256V258H58V256H57V257H56ZM117 256H118V255H117ZM117 256H115L114 259L111 260V261H110V259H109V261L107 260V262H106V260H105L106 263H104V264H112V262H113V264H118V263H121V262H122V264H123V263H124L123 261H125L127 264H129V262H130V264H133V263L136 264V262L131 263V262H132L131 260H130V261H129V260H126V259L123 260V258H122L121 256H120V257H119V256L117 257ZM120 258H122V259H120ZM145 258L147 259L146 262L149 263L148 261H150V260H148L147 257H145ZM62 259H63V258L60 259L61 262L66 261L64 264H69L70 262H71L70 264H79V263H80V264H84V263H85V264H91V263L88 262V261H86V262L82 261V263H81V261L78 260L76 257H72V258L70 257L69 259H68V257H67V259L64 258V259H66V260H64V261H62ZM71 259H73V260L75 259V260H74L75 262H74L73 260L71 261ZM54 260H55V262H54ZM69 260H70V262H69ZM116 260H117L118 262H117ZM121 260H123V261H121ZM67 261H68V262H67ZM77 261H78V262H77ZM128 261H129V262H128ZM45 262H44V263H45ZM115 262H116V263H115ZM140 262H141V264H147V263H145L144 259H143L142 261H140ZM140 262L138 261L137 264H140ZM59 263H60V262H59ZM59 263H58V264H59ZM100 264H102V263H100ZM166 264H170V263L168 262V263H166Z\"/></svg>","mask_w":264,"mask_h":264}]
</instances>
